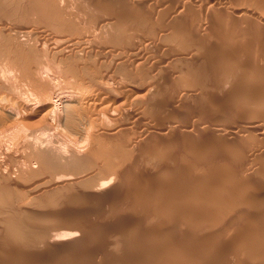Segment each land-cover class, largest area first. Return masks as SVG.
<instances>
[{
    "label": "rangeland",
    "instance_id": "obj_1",
    "mask_svg": "<svg viewBox=\"0 0 264 264\" xmlns=\"http://www.w3.org/2000/svg\"><path fill=\"white\" fill-rule=\"evenodd\" d=\"M7 2L9 1V3H7V2H5L4 0H0V8H1V6L2 7H4V5H6V4H9V5H7V7L5 6V8H8L9 6H13V5H15L13 8L14 9H7L8 11V13H14L15 12V10L17 11L15 14H17V15H19L20 14V12H22L21 13V15L23 16V14H27V16L28 17H26V16H23V17H26L25 18V20L24 21H22V25H20L19 23L20 22H18V25L17 26H19V28L17 27L16 29H15V31L16 30H18V33L16 34L15 33V31L13 30V32H12V34L10 33V32H7V33H10V35L9 34H6V36H5V38L7 39V38H10V39H8L9 40V42L2 36V35H0V38L1 37H3V40H1L0 39V45H3V48H1V46H0V49L1 50H3V51H1L0 52V55L2 54V52H3V57H4V60L2 61V63L0 62V81H2L3 83L5 82V86H1L0 87V92H4L5 90H7V93H8V95L9 96H13V97H15V98H13L15 101H17L18 99V103H16V105L17 104H19V106H20V108H19V106L18 107H16L15 109V111H18L19 112V114H18V112H16V114L14 115L13 113H12V115L13 116H11V119L13 120V118H14V120H16L17 118H19L18 120H21L20 121V123H19V121L18 122H16V121H14L15 123H13V124H11L10 123V118H7L6 117V114L4 115V113H3V109L4 108H0L2 111H0L1 113H0V121H1V123H0V126H1V124H3V125H5V126H3L2 125V127H5V130L4 129H2V127L0 128V133H2V134H0V141H2V142H0V148H2V145L4 146L2 149H0V165H1V167H0V184H1V186L0 187H2V189L7 185V187L9 188V193L11 192V194H7V193H0V197H2V195H4V200H7L8 201V197H10V196H12L11 198L13 199V197L14 198H17V196H18V198L19 199H21V197H23V198H26V199H23L22 200V203L18 200L17 201V199H15V201L14 200H11V198H10V200L12 201V203H14V204H12L11 203V201L9 202V204L7 203V201H2L1 199H0V201L1 202H6L5 204H8V206H10V203H11V206L8 208V206L7 205H5L4 206V203H3V205H2V203L0 202V207H2V208H5V209H9L10 210V208H11V210H12V208H14L15 206H16V204H17V206H18V209L22 206L21 204H23V205H25L26 203V206L27 207H25V206H23L24 207V209H28L29 211H32V212H37V213H40L41 215H46V216H50V217H54L53 219L54 220H58V221H60V222H58L57 220V222H58V225H56L57 224V222L56 221H54L55 222V224H54V222L53 223H51V222H46L44 225H46L47 223V225L46 226H50L49 228L50 229H56V231H58L59 230V228L61 229V227L62 228H64V229H61V230H59V232H62V231H64L65 233H72L71 234V236L73 235L74 237H76L77 236V238L78 239H76V241H75V243H67V241L69 240V238H71V236H70V234L68 235V234H66V235H62L61 237H62V239L59 237V240L57 241L58 243H56V244H50V245H52L53 247H51V246H49V244L46 246V244L44 245L43 244V247L44 248H42V245H41V247H40V244L38 245V244H33V242L31 243V241H30V244H29V241H27L28 242V244L26 243V241H21L20 242V240H18V239H21V238H18V237H16L15 235H13L12 236V234H10V236H8V232H11V231H8L7 230V228H9V227H6L5 229L4 228H2V226H3V224L4 223H2V222H5V215H7L8 214V212H10V211H7V210H5V209H1L0 211H2V210H4L3 212H5V211H7V214H5V213H3V212H0V213H2V214H5V215H0L1 217H0V223H2V224H0V228L1 229H3V230H1L0 231V234L2 233L3 235H0V249H1V251L0 252H2V253H0V264H18L17 262H19L20 260H21V262H19V264L21 263V264H79V262H80V260H81V263L83 264H134V262H135V264L136 263H138V264H160V260L162 259V258H164V259H162L161 261H162V263L161 264H174V261H175V258H176V261H175V264H188L187 262H188V260H190L189 261V264H208V262H209V264H229V263H231V264H236V263H238V264H264V237H261V235L263 236L264 234V229H262V228H264V221H262V220H264V174H263V172H264V135L263 136H261L258 132V134L260 135L259 136V138H258V134L257 133H255V132H253L254 134H252V132H249L248 130L245 132V129H244V131H242L243 129H240L239 127H238V125H240V123H238L239 121L238 120H240V121H242V118L244 119V117H245V115L243 114V117L241 116V114L242 113H244L246 110H249L250 108H249V106H248V103L247 102H249L250 104V107H251V103H254V102H260V103H262L263 101L262 100H264V88H263V85H264V68H263V66H264V61H262V63H263V65H262V63H260L261 61L260 60H264V22L262 21V19L264 18L263 16H264V1L262 0V2H260L259 0H244V1H242V0H226V1H224V0H207V2H208V4H204V1H206V0H203V5H202V0L200 1H198V0H196L197 2H195V0H192V1H186V0H180V2H179V4H177V2H178V0H176V2H175V0H159L160 1V3H158L159 1L157 0V2H156V0H145L144 1V3H143V1H141V0H137L138 2L140 1V5H141V7H142V10L144 9V13H140L141 15H139V16H145L146 18H147V16H146V14H148L149 12H151V10H153L152 11V13L153 14H151L150 13V15L151 16H149V17H152L153 16V19H155V18H157L156 17V12H157V14H158V12L159 11H164L165 10V6H166V9H168L169 8V6H168V4L170 5L171 3L172 4H174V5H172L171 7H170V9L171 8H173L174 9V11H176V13L178 12V9L180 10L182 7H180L181 5L184 7L185 5L184 4H182V3H187L188 5H186V6H188L187 7V9H189L190 7L192 8L193 6H194V8H192V10L191 9H189V11H191L190 12V16H192V17H189V16H186L185 17V15L183 16L184 17V19H185V21H187L188 20V22H190V21H192V23L194 22V28H192V33H191V35L194 33V35L193 36H191V35H189V34H187V36L189 37L188 39H189V42H192V41H194L193 40V38L194 39H196L195 41H197L198 43H200V41H201V43H203V47H201L202 45H199V47H200V52H199V49L196 47V50H193V49H195L193 46H185V45H187V43H189L188 42V39H186V35L185 34H183L185 37H184V40H183V36L182 37H180V41H179V43H177L176 42V44H174V43H170V41L167 43L166 42V40H160V42H158V36H157V43L159 44V46L157 45V43H155V41H156V38L154 39V45H152V42H153V40H152V38H151V41L152 42H148L149 41V39L148 40H143V38H142V36H141V33H140V35H139V37H137L138 35L137 34H139V32H140V30H138V33L136 34V32H137V29H136V31L135 30H133L132 29V25H130V26H128V25H126V27H130V30L132 31V32H130V33H132V35L130 34V33H128V31L129 30H127L126 29V27H125V25H124V27L122 28V30L124 29L125 31H121L122 33H123V35H120L121 34V32H118L117 33V31L116 30H114L113 29V31L111 30L112 28H113V26H110V25H108V22L107 21H109V20H107L106 18H108V16L107 17H103V14H104V12H103V9H102V11H101V9L99 8V7H96V8H98V9H96L95 8V6L93 5V4H91V2H90V0L87 2L86 0H79L80 1V3H79V1H75V0H67V2H66V0H56L55 1V9H46L45 11H44V7H42V8H40V7H37V5H39L40 3H37V2H39V1H36V0H29L28 2H26V1H24V0H19L20 1V3H14V2H12V3H10V0H6ZM21 1H24V2H21ZM32 1V2H31ZM34 1H36V4H35V2ZM41 1V0H40ZM57 1H58V4H56L57 3ZM64 3H63V2ZM70 1V2H69ZM98 1H100V3L101 2H104L105 0H98ZM116 1V0H115ZM124 1V0H123ZM153 1V2H152ZM166 1V2H165ZM212 2V3H210V2ZM222 1V2H221ZM254 1H256L255 3H257V4H255L254 3ZM1 2H5V4L3 5V3H1ZM15 2H18V0L17 1H15ZM30 2V3H29ZM41 2H45V1H41ZM62 2V3H61ZM66 2V3H65ZM72 2V3H71ZM125 2L127 3V4H129V5H138L137 3L138 2H136V0L134 1H132V0H125ZM130 2H132V4H130ZM134 2V3H133ZM150 2H152V3H154L155 2V4L157 5H153L152 3L151 4H149ZM164 2V3H163ZM171 2V3H170ZM174 2V3H173ZM192 2V3H191ZM193 2H194V4H193ZM201 2V3H200ZM218 2V3H217ZM248 2V3H247ZM29 3V4H28ZM70 3V4H69ZM82 3V4H81ZM97 3H99V2H97ZM147 3L149 4V5H147ZM162 3H163V5H165V6H163L162 5ZM168 3V4H167ZM215 3V4H214ZM229 3V4H228ZM242 3V4H241ZM246 3V4H245ZM253 3V4H252ZM2 4V5H1ZM89 4H91V6L93 7H91ZM143 4V5H142ZM197 5V7H196V5ZM209 4H211V5H216L215 7L216 8H214L213 6H209L208 8L210 9H212V11H213V13H210V12H212L211 10H209L207 7H205L206 5L208 6ZM221 4V5H220ZM234 4H235V6H234ZM241 4V5H240ZM244 4V5H243ZM249 4V5H248ZM252 4V6H250ZM256 6H255V5ZM261 4H263V5H260ZM20 5H22V6H20ZM29 5L31 6V7H33L34 6V8L32 9V10H36V9H43V12H45V13H43V14H39V13H42V10L41 11H39V10H37V11H34V14H36V15H34V18H33V11L32 10H30V8H29ZM60 5V6H59ZM69 5V6H68ZM84 5V6H83ZM118 4H116V5H114V11H117V13L119 12V9L120 10H122L121 8H119V9H117L118 8V6H117ZM139 5V6H140ZM162 5V6H161ZM176 5V6H175ZM179 5V6H178ZM191 5V6H190ZM193 5V6H192ZM200 5H201V7H200ZM205 5V6H204ZM230 5H232V6H230ZM247 5V6H246ZM16 6L18 7V10L16 9ZM23 6H25L24 8H23ZM74 6H76L75 8H74ZM87 6V7H86ZM116 6H117V8H116ZM146 6H149L150 8L152 7V8H156V11L154 10V9H151V10H149V8L148 7H146ZM154 6V7H153ZM156 6V7H155ZM159 6V7H158ZM199 6V7H198ZM204 6V7H203ZM226 6V7H225ZM244 8V7H246L245 9L247 10V9H249L250 7V9H249V11L247 12V14L248 15H245V17H243V18H240V19H238V20H236L235 19V17H234V15H232L231 13H235V11L237 10V8L238 7H240V8H238V9H241L242 7ZM250 6V7H249ZM254 6V7H253ZM28 7V8H27ZM66 7V8H65ZM90 7V8H89ZM145 7V8H144ZM160 7H162L161 9H160ZM180 7V8H179ZM214 8V10H213V8ZM223 7H224V9H223ZM229 7H231V8H229ZM236 7V8H235ZM261 7V10L259 9ZM20 8H22L23 9V11H22V9H20ZM62 8V9H61ZM78 8V9H77ZM79 8H80V10H79ZM85 8V9H84ZM148 8V9H147ZM158 8L160 9V10H158ZM176 8V9H175ZM198 8H200V9H198ZM204 8V9H203ZM209 10L208 12H207V9ZM220 10H219V9ZM233 8H234V11H233ZM20 9V10H19ZM93 11H92V10ZM95 9V10H94ZM145 9H147V10H145ZM164 9V10H163ZM170 9H168V10H170ZM173 9H171L170 11H171V15H169L168 14V19L171 17V16H173L174 14H176L174 11H173ZM194 9V10H193ZM198 9V10H197ZM204 11H203V10ZM217 9V10H216ZM263 9V10H262ZM3 11V8L2 9H0V11ZM11 10H14V11H12V12H10ZM25 10V11H24ZM64 10V11H63ZM86 10V11H85ZM205 10H206V13H204L205 12ZM226 12H225V11ZM229 10H230V12H229ZM259 10V11H258ZM6 11V10H5ZM4 11V12H5ZM19 11V12H18ZM27 11H29V12H27ZM47 11H49V12H51V11H53V12H56L55 13V16H56V18H54L55 16H54V14H53V16H51V14L49 13V14H47ZM58 11H60V12H58ZM74 11H76V12H74ZM88 11H90V13L88 12ZM97 11H99V13L97 12ZM145 11H147V13H145ZM189 11H187V13H188V15H189ZM199 11H201V13L199 12ZM254 11V12H253ZM4 12H0L1 14H3ZM27 12V13H26ZM53 12H51V13H53ZM58 12V13H57ZM63 12V13H62ZM66 12H68V14H66ZM79 12H81V13H79ZM87 12V13H86ZM100 12L101 13H103V14H100ZM120 12H122V11H120ZM155 12V13H154ZM173 12V13H172ZM193 12H197V13H193ZM215 12V13H214ZM220 12V13H219ZM224 14H223V13ZM229 12V13H228ZM253 12V13H252ZM259 14H258V13ZM262 12V13H261ZM19 13V14H18ZM76 15H75V14ZM84 15H83V14ZM86 13V14H85ZM98 13V14H97ZM191 13H192V15H191ZM207 13H208V16H209V14H210V16L208 17L210 20L208 21V19H207V16L206 17H201V16H203V14H204V16L205 15H207ZM218 13V14H217ZM45 14H47L46 15V17L44 16ZM71 14V15H70ZM93 14H94V16H93ZM144 14V15H143ZM160 14V13H159ZM158 14V15H159ZM173 14V15H172ZM193 14H195L194 16H193ZM197 14H198V16L199 17H197ZM232 16H231V15ZM40 15V16H39ZM42 15H43V17H42ZM48 15H50L51 17H53V18H49V16ZM66 15V16H65ZM70 15V16H69ZM79 15V16H78ZM86 15H89V16H92V18L91 17H87ZM187 15V14H186ZM201 15V16H200ZM221 15V16H220ZM224 15V16H223ZM230 15V16H229ZM250 15V16H249ZM38 16H39V19H38ZM57 16H59V17H57ZM60 16H62V17H60ZM75 16V17H74ZM82 16V17H81ZM96 16H97V18H96ZM100 16V17H99ZM101 16H102V19H104L103 21L104 22H102V20L100 19L101 18ZM104 16H106L105 14H104ZM213 16V17H212ZM248 16V17H247ZM258 16H260L259 18H258ZM262 16V17H261ZM0 17H2V16H0ZM32 19H31V18ZM42 17V18H41ZM48 17V18H47ZM64 17V18H63ZM72 17H74V18H77V19H74V18H72ZM142 17V18H143ZM155 17V18H154ZM219 17H223L222 19L221 18H219ZM233 17H234V19H233ZM255 17V18H254ZM2 18H4V17H2ZM27 18H28V20H33V21H35V22H29L28 20H27ZM68 18H71V19H68ZM79 18L81 19L80 21H79ZM86 18H88V19H86ZM91 18V19H90ZM192 18V19H191ZM196 18V19H195ZM198 18L200 19V20H206L205 22H203V21H198ZM202 18V19H201ZM211 18H213V19H215V20H211ZM247 18V19H246ZM251 18V19H250ZM257 18L258 19H260V20H257ZM35 19H37V20H39V21H37V20H35ZM44 19H46V20H44ZM47 19H49V21L47 20ZM53 19V20H52ZM57 19V20H56ZM61 19V20H60ZM68 19V20H67ZM75 21H74V20ZM84 19H86V20H84ZM99 19L101 20V21H99ZM152 19V20H153ZM190 19V20H189ZM195 19V20H194ZM219 19V20H218ZM255 19V20H254ZM51 20H52V22H51ZM68 22H67V21ZM70 20L73 22L74 21V24L72 23V22H70ZM84 20V21H83ZM90 20H93V21H90ZM107 20V21H106ZM228 20V21H227ZM231 20V21H230ZM232 20H233V22H232ZM242 22H241V21ZM250 20H252L251 22H250ZM26 21V22H25ZM41 21V23H43V24H40L39 22ZM48 21V23H49V26L47 25L48 23H46ZM77 21H78V23H77ZM217 21V22H216ZM246 21V22H245ZM257 21V22H256ZM50 22L52 23V24H50ZM58 22V23H57ZM62 22V24H59V23H61ZM63 22H65V24L63 23ZM70 22V23H69ZM82 23V24H80V23ZM98 22V23H97ZM100 22H102V23H100ZM105 22H107V24L105 23ZM196 22H198V23H196ZM201 22H203V23H201ZM210 22H211V24H210ZM221 22V23H220ZM224 22H226V23H224ZM227 22H229V23H227ZM234 22H235V24H234ZM239 22V23H238ZM12 23V21L10 20V24ZM27 23H28V25H27ZM31 23H32V25H31ZM38 23V24H37ZM55 23H57V24H59V25H61V26H58V25H56ZM68 23V24H67ZM77 23V24H76ZM105 23V24H104ZM195 23H196V25L198 26H195ZM224 23V24H223ZM244 24V26H242L243 24ZM246 23H248V24H246ZM258 23H260V24H258ZM262 23V24H261ZM26 24V25H25ZM70 24V25H69ZM76 24V25H75ZM80 24V25H79ZM86 24V25H85ZM102 24H103V26H102ZM128 24V23H127ZM199 24H201V25H203V26H201V25H199ZM206 24H208V26L206 25ZM220 24H222L221 26H219ZM231 24V25H230ZM234 24V25H233ZM240 24V25H239ZM246 24V25H245ZM258 24V25H257ZM9 24H7V25H5V26H8ZM33 25H35V26H33ZM38 25H39V27H38ZM44 25V26H43ZM54 25H55V28H53L54 27ZM63 25V26H62ZM66 25H67V27H66ZM69 25V26H68ZM75 25V26H74ZM93 25V26H92ZM96 27H95V26ZM105 25H106V27L107 28H105ZM193 25V24H192ZM210 25V26H209ZM211 25H214V26H211ZM216 25L218 26L217 27V29H216ZM5 26H0V27H5ZM28 26V27H27ZM52 26V27H51ZM57 26V27H56ZM65 26V27H64ZM74 26V27H73ZM82 26V27H81ZM85 26V27H84ZM92 26V27H91ZM109 26V27H108ZM201 27V30H200V27ZM233 26V27H232ZM241 26V27H240ZM261 26V27H260ZM263 26V27H262ZM38 28V30H37V28ZM48 27V28H47ZM62 28V29H60V28ZM72 27V28H71ZM112 27V28H111ZM136 28V25H133V28ZM138 27V26H137ZM193 27V26H192ZM195 27H196V29L198 28V30H196L195 29ZM204 27V28H203ZM210 27H212V28H210ZM231 27V28H230ZM237 28V30H236V28ZM242 27H244V28H242ZM252 27V28H251ZM256 27H257V29H256ZM259 27V28H258ZM66 28V29H65ZM92 28V29H91ZM95 28H96V30H95ZM206 28V29H205ZM209 28V29H208ZM221 28V29H220ZM235 28V29H234ZM248 29L249 30V32H248V30L247 31H245L246 29ZM250 28H251V30H250ZM254 28H255V31H254ZM25 31H24V30ZM27 29H29V30H27ZM44 29H45V31H44ZM54 30L55 32H53V31H51V30ZM60 30V32H59V30ZM70 29V30H69ZM75 29V30H74ZM80 29V30H79ZM82 29V30H81ZM87 29H88V31H89V34H88V31H87ZM90 29V30H89ZM101 29V30H100ZM205 29V30H204ZM208 29V30H207ZM39 30H40V32H39ZM50 30V31H49ZM58 30V31H57ZM63 30H64V33L62 34V32H63ZM65 30H68L69 32H70V34H71V32H73V31H75V32H73L72 33V35L70 36L69 35V32L67 31H65ZM78 30V31H77ZM85 30H86V32L87 33H85ZM91 30H93V31H91ZM108 30V31H107ZM212 30V31H211ZM215 30V31H214ZM217 30H220V31H218L217 32ZM228 30V31H227ZM231 30H233V39L235 40V41H237L238 42V44H237V42L235 43V46H234V43H231V42H233V41H231L230 42V40H232V37H231V34H232V32H231ZM234 30H236V32L234 31ZM239 30V31H238ZM241 30V31H240ZM243 30V31H242ZM23 31V32H22ZM48 31L49 32H51V34L50 33H48ZM56 31H57V34H55L56 33ZM82 31H84L83 33H82V36H81V32ZM91 31V32H90ZM95 31V32H94ZM101 31V32H100ZM110 31V32H109ZM115 31H116V33L118 34V35H116V33H115ZM126 31H127V33H126ZM205 31H206V35H205ZM230 31V33L228 34V32ZM237 31L239 32L238 34H237ZM254 31V32H253ZM259 31H260V33H259ZM22 32V33H21ZM26 32H27V34H26ZM43 32V33H42ZM53 32V33H52ZM59 32V33H58ZM103 32H104V35H103ZM203 32V33H202ZM208 32H210V34H208ZM212 32V33H211ZM221 32V33H220ZM223 32H225L227 35H224L225 33H223ZM243 32V33H242ZM244 32H245V34H244ZM251 32V33H250ZM258 32V33H257ZM15 33V34H14ZM66 33V34H65ZM78 33V34H77ZM80 33V34H79ZM98 33V34H97ZM107 33H108V35L109 36H111L110 38L112 39H109L108 37V35H107ZM114 33H115V35H116V37L117 38H119L120 40L119 41H114V43H113V38L115 37L114 36ZM124 33H126V35L124 34ZM134 33H135V35H134ZM198 33V34H197ZM203 34V37H202V34ZM222 33H223V35H222ZM247 33V34H246ZM257 34L256 36L254 35V34ZM45 34V35H44ZM54 34V35H53ZM59 34H61V35H59ZM75 36H74V35ZM94 34V35H93ZM112 34H113V36H112ZM127 34L129 35V36H127ZM252 34H253V36H252ZM259 34V35H258ZM8 35V36H7ZM20 35V36H19ZM65 37H64V36ZM66 35H67V37H66ZM90 35V36H89ZM210 35H211V37H213V38H211L210 37ZM217 35V36H216ZM218 35H219V39H218ZM238 35V36H237ZM261 35H262V38H261ZM16 36V37H15ZM25 36H27V38H25ZM74 36V37H73ZM119 36H121V37H119ZM141 36V37H140ZM206 36H207V39L205 40V38H206ZM222 36V37H221ZM225 36V37H224ZM252 36V37H251ZM259 36H260V38H259ZM42 39H41V38ZM47 37H48V39H47ZM60 37V38H59ZM91 37H93L92 39H91ZM128 37V38H127ZM131 39H130V38ZM137 38V40H136V38ZM190 37H191V40H190ZM200 37V38H199ZM228 37V38H227ZM236 37H237V39H236ZM239 37H240V39H239ZM245 37V38H244ZM246 37H248V38H246ZM256 37H257V39L259 38V39H261L260 40V44H259V39L257 40V42H258V44L256 43L255 44V42H254V38H255V40H256ZM19 38V39H18ZM21 38V39H20ZM31 38H33V40H31ZM53 38V39H52ZM66 38V39H65ZM104 38V39H103ZM122 38H123V40H122ZM133 38V39H132ZM140 38H142V40H143V42H142V44H138L139 43V41H138V39H140ZM208 38H209V40H208ZM215 38V40H213ZM224 38V39H223ZM241 38H242V40H241ZM250 38H252V39H250ZM26 39H28V40H26ZM45 39V40H44ZM68 39V40H67ZM106 39H108V40H106ZM125 39H126V41H125ZM181 39H182V42H183V44L181 43ZM197 39H199V40H197ZM220 39H222V41H220ZM7 42H6V41ZM50 42H49V41ZM54 40V41H53ZM59 40V41H58ZM60 40H64V41H62V43L60 44H58V42H61ZM71 40V41H70ZM75 40V41H74ZM87 40H90V41H87ZM94 40V41H93ZM104 40H105V42H104ZM115 40V39H114ZM141 39H140V43H141V41H142ZM204 40V41H203ZM210 40H211V42L213 43H211L210 44V47H209V43H210ZM249 41V42H247V41ZM10 41H13V42H10ZM43 41V42H42ZM46 41V42H45ZM58 41V42H57ZM66 41V42H65ZM76 41H77V43H76ZM97 41H99V42H97ZM101 41H103V43L101 42ZM107 41V42H106ZM109 41V42H108ZM131 41H132V43H131ZM135 42V44L137 45H135L134 44V42ZM163 41V42H162ZM168 41V40H167ZM184 41H186L185 43H184ZM194 41V42H195ZM218 41H219V43H218ZM224 41H225V43H224ZM245 41V42H244ZM252 41V42H251ZM5 42H6V44H5ZM33 42V43H32ZM37 42V43H36ZM46 44H45V43ZM56 42V43H55ZM74 42V43H73ZM82 42V43H81ZM86 42V43H85ZM110 42H111V44H110ZM119 42L120 43H122V46H121V44H119ZM125 42V43H124ZM126 42L127 43H129V45L127 46V44H126ZM145 42H146V44H145ZM149 44H148V43ZM165 42V43H164ZM216 42V44H214ZM228 42V43H227ZM241 42V43H240ZM248 43V44H245V43ZM12 43V44H11ZM14 43V44H13ZM21 43V45H18V44H20ZM29 43V44H28ZM32 43V44H31ZM45 44V46H44V44ZM47 43H49V44H47ZM55 43V44H54ZM69 43V44H68ZM79 43V44H78ZM91 43V44H90ZM116 43V44H115ZM144 43V44H143ZM200 43V44H201ZM221 43V44H220ZM223 43V44H222ZM44 46V48L43 47H41L42 45ZM73 44V46L71 47L70 45H72ZM76 44V45H75ZM87 44H88V46H87ZM108 46H107V45ZM110 44V45H109ZM114 45V47H113V45ZM123 44H124V47H123ZM168 44H169V46H168ZM172 44V45H171ZM178 44H180V47H179V45ZM205 44V45H204ZM227 44V45H226ZM240 44H242L241 46H243L242 47V50H241V47H240ZM245 44V45H244ZM9 45V46H8ZM11 45V46H10ZM34 45V46H33ZM65 45V46H64ZM85 45V46H84ZM132 45L134 46L135 45V47H134V49H133V47H132ZM144 45V46H143ZM145 45H146V47H145ZM167 45V46H166ZM177 47H176V46ZM183 45V46H182ZM206 45H207V47H206ZM213 45V46H212ZM216 45V46H215ZM221 47H220V46ZM222 45H224V46H222ZM260 45H261V47H260ZM5 46H6V48H5ZM112 46V47H111ZM121 48H120V47ZM129 46H131V47H129ZM138 46H141V47H139L138 48ZM150 46H151V48H150ZM218 46V47H217ZM231 46V47H230ZM234 46V47H233ZM249 46V47H248ZM257 46V47H256ZM8 47H9V50H8ZM25 47V48H24ZM32 47V48H31ZM56 47V48H55ZM61 47H62V50H61ZM117 47V48H116ZM142 47H143V49H144V47H145V49L144 50H142ZM152 47H154V48H152ZM160 47V48H159ZM166 47V48H165ZM167 47H168V49H167ZM173 49H172V48ZM184 47H186V48H184ZM187 47L188 48H192L193 47V49L192 50H190L189 51V49H188V55H187ZM211 47H213V48H211ZM224 47H226L225 49H223L222 50V52L220 51L222 48H224ZM229 47V48H228ZM236 47V48H235ZM247 47V48H246ZM252 47H254L255 49L253 50V48ZM14 48V49H13ZM16 48V49H15ZM20 48V49H19ZM34 48V49H33ZM39 48V49H38ZM63 48H65V49H63ZM69 48V49H68ZM109 48V49H108ZM113 48V49H112ZM115 48V49H114ZM123 48V49H122ZM125 48H126V51H125ZM133 50H132V49ZM176 48V49H175ZM178 48V49H177ZM181 48V49H180ZM203 48H204V50H205V52H204V50H203ZM218 48V49H217ZM227 48H228V50H227ZM235 48V49H234ZM246 48V49H245ZM263 48V49H262ZM67 49V51H65ZM71 49V50H70ZM82 49V50H81ZM89 49V50H88ZM139 49H140V51H141V57L143 58V62L141 63V65L142 64H144V65H146L147 63H149V66H148V64L144 67V65H142V68L138 65V67L141 69V71H142V73H141V71H139L138 70V67H137V70H138V72L136 71V67H135V62H134V54H136V53H138V54H140V51H139ZM147 49H149V50H147ZM166 49V50H165ZM197 49H198V52H197ZM209 49V50H208ZM212 51H211V50ZM215 49H216V51H215ZM245 51H244V50ZM250 49H251V51H250ZM256 49H257V51H256ZM259 49V50H258ZM8 50V51H7ZM11 50V51H10ZM15 50H16V52H15ZM64 50V51H63ZM87 50V51H86ZM91 50V51H90ZM112 50H113V52H112ZM136 50H138V52H135ZM171 50V51H170ZM174 50L176 51V52H174ZM247 50H249V51H247ZM6 51L8 52L7 54H6ZM28 51V52H27ZM45 51V52H44ZM59 51V52H58ZM63 51V52H62ZM110 51V52H109ZM116 51V52H115ZM144 53H143V52ZM146 51V52H145ZM153 51H154V53H153ZM157 52V54H156V52ZM167 51H169V52H167ZM183 51V52H182ZM214 51V52H213ZM220 51V52H219ZM13 52V53H12ZM19 52H20V54H19ZM58 52V53H57ZM60 52H62V53H60ZM95 52V53H94ZM119 52V53H118ZM120 52H122L121 54H120ZM124 52H126V53H124ZM133 52H135L134 54H133ZM164 52V53H163ZM171 52H172V54H171ZM185 52V53H184ZM192 52V53H191ZM194 52V53H193ZM209 52V53H208ZM211 52V53H210ZM230 52V53H229ZM232 52V53H231ZM239 53V56H240V59L242 60H240L239 59V56H238V54L237 53ZM241 52V53H240ZM246 52V53H245ZM11 53V54H10ZM25 53V55H23L22 56V54H24ZM35 53V54H34ZM37 53H38V55H37ZM45 53V54H44ZM67 53H69V54H67ZM72 53H73V55H72ZM114 53H116V55L114 54ZM118 53V54H117ZM146 53V54H145ZM148 53V54H147ZM152 53L154 54V55H152ZM177 53V55H175ZM179 53H180V55H179ZM189 53L191 54L190 56H189ZM202 53H204V54H202ZM227 53H228V55H227ZM249 53V54H248ZM252 53V54H251ZM263 53V54H262ZM10 54V55H9ZM13 54H15L14 56H13ZM45 56H44V55ZM63 54V55H62ZM79 54H81V55H79ZM87 54V55H86ZM100 54V55H99ZM115 55V57L113 56V55ZM132 55V57H131V55ZM159 54V55H158ZM164 54V55H163ZM174 54V55H173ZM187 56H186V55ZM194 54V55H193ZM199 54V55H198ZM212 54V55H211ZM216 54V55H215ZM218 54V55H217ZM219 54H220V56H219ZM231 54H232V56H231ZM248 54V55H247ZM33 55V56H32ZM42 55V56H41ZM71 55V56H70ZM77 55V56H76ZM82 55H83V57H82ZM92 55V56H91ZM112 55V56H111ZM117 55H119V56H117ZM122 55H123V57H122ZM127 55V56H126ZM145 55H146V57H145ZM149 55V56H148ZM153 57H152V56ZM156 55V57H154ZM198 55V56H197ZM205 55H206V57H205ZM246 55V56H245ZM254 55H256V56H254ZM2 56V55H1ZM64 56V57H63ZM122 58H121V57ZM129 56L131 57V60H129ZM152 58H151V57ZM178 56V57H177ZM212 58H211V57ZM214 56V57H213ZM216 56V57H215ZM229 56V57H228ZM231 56V57H230ZM234 56V58H232ZM237 56H238V58H237ZM243 56V57H242ZM247 56H249L248 58H247ZM253 56H254V58H253ZM263 56V57H262ZM5 57H7V58H5ZM24 57V58H23ZM26 57L28 58V60H26ZM31 57V58H30ZM35 57H36V59L38 60V58H39V60L37 61L36 59H35ZM67 57V58H66ZM78 57V59H76ZM80 57V58H79ZM84 57H85V59H86V63H85V59H84ZM87 57H88V59H87ZM98 57V58H97ZM126 57H127V60H126ZM149 57V58H148ZM158 57V58H157ZM162 57V58H161ZM167 57V58H166ZM175 57V58H174ZM179 57H180V59H179ZM188 57V58H187ZM201 57H202V59H201ZM221 57V58H220ZM224 57H225V59H224ZM21 58H23V60L24 61H22L21 60ZM29 58H30V60H29ZM74 58V59H73ZM94 58V59H93ZM111 60H110V59ZM120 58V59H119ZM144 58H145V60H144ZM148 58V59H147ZM155 58V59H154ZM164 58V59H163ZM192 58V59H191ZM199 58V59H198ZM213 58H217V59H213ZM220 58V59H219ZM251 60H250V59ZM258 60H257V59ZM1 59H3L2 57L0 58V60ZM10 59V60H9ZM64 59V60H63ZM66 59V60H65ZM92 59H93V62H92ZM113 59V60H112ZM124 59V60H123ZM155 61V63H156V67H154V65H155V63L153 62V60ZM156 59H159V60H157V62H156ZM170 59V60H169ZM172 59H173V61H172ZM193 59H195L194 61H193ZM207 59H209V61H210V63H208L209 61L207 60ZM221 59H223V60H221ZM228 59V60H227ZM238 59V60H237ZM253 59V60H252ZM40 60H41V62H40ZM72 60V61H71ZM83 60V61H82ZM109 60V61H108ZM117 60H118V62L119 61H121V60H123L122 62H120L119 64L117 63ZM132 60H133V62H132ZM192 60V61H191ZM233 60V61H232ZM10 61H12L11 63H9ZM16 61H18V63L16 62ZM27 61V63H25ZM30 61H32V63L30 64V63H28V62H30ZM66 61H67V63H66ZM81 61H82V63H81ZM102 61V62H101ZM113 61V62H112ZM179 61V62H178ZM189 61V62H188ZM203 61V62H202ZM207 61V62H206ZM216 61H217V63H216ZM233 63H232V62ZM235 61V62H234ZM246 61V62H245ZM19 62H21V63H19ZM23 62V63H22ZM47 63V66H46V63ZM68 62H70V63H68ZM75 62V63H74ZM94 63V64H92V63ZM116 62V63H115ZM125 62H127L128 63V65H126V63ZM131 62H132V66L133 67H131ZM159 62H160V69H159ZM176 62V63H175ZM183 62H184V66H183ZM193 62H194V65H193ZM199 62V65H196L197 63ZM213 63V66H212V63ZM242 63V64H240V63ZM244 62V63H243ZM249 62H250V64H249ZM254 62V63H253ZM7 63V64H6ZM14 63V66L13 65H11V64H13ZM80 63H81V65H80ZM88 63V64H87ZM105 65H104V64ZM109 63V65L107 66V64ZM163 63V64H162ZM170 64V66H167L166 64ZM180 64V66H179V64ZM200 63H202V65L200 64ZM223 63V64H222ZM258 63H260V64H258ZM25 64V65H24ZM39 65V66H37V65ZM44 64H45V66H44ZM67 64H68V66H67ZM71 66H70V65ZM84 64V65H83ZM87 64V65H86ZM92 64V65H91ZM118 64V65H117ZM122 64V65H121ZM135 64V65H134ZM165 64V65H164ZM205 64H206V66H205ZM207 64H209V65H207ZM214 64H215V67L217 68V70L215 69V67H214ZM230 64H231V66H230ZM236 65V67H235V65ZM246 64H248V65H246ZM256 64V65H255ZM8 65H9V68H8ZM15 65H17V66H15ZM20 65V67H18ZM37 67H36V66ZM73 65H74V67H73ZM80 65V66H79ZM86 65V66H85ZM95 65V66H94ZM187 65V66H186ZM201 65V66H200ZM222 66V67H220V66ZM227 65H228V67H227ZM233 65H234V68H233ZM241 65V66H240ZM258 65V66H257ZM261 65V66H260ZM3 66H6V67H3ZM27 66L29 67V68H27ZM43 66H44V68H43ZM76 66H77V68H76ZM88 66H89V68H91V69H89L88 68ZM93 66V67H92ZM100 66H103V68H101ZM104 66H106L105 68H104ZM120 66L121 68L123 67V68H125V67H127V69H129L128 71H126L127 69L125 68V70L123 71V68H122V70H121V68H120V70L121 71H123V73L122 74H124V72H126L125 74H126V76H123L122 74H121V72H120V70H119V68L118 67ZM125 66V67H124ZM128 66H129V68H128ZM148 66V67H147ZM173 66V68H171ZM177 66V67H176ZM182 66V67H181ZM225 66H226V68H225ZM238 66H239V68H238ZM248 66V67H247ZM252 66H254V67H252ZM12 67H15V69H13L12 71H10V69H12ZM26 67V68H25ZM41 67L43 68V69H41ZM79 67V68H78ZM81 67V68H80ZM86 67V68H85ZM110 69H109V68ZM114 67V68H113ZM135 67V68H134ZM146 67H147V69H146ZM179 67V68H178ZM184 67H186V68H184ZM198 67V68H197ZM244 67V68H243ZM82 68H84V69H82ZM132 68V69H131ZM155 68V69H154ZM157 68V69H156ZM202 68H204V70L202 69ZM247 68V69H246ZM256 68H258V72L256 71ZM260 68H262V70H260ZM9 69V70H8ZM17 69H19L18 71H17ZM24 69V70H23ZM37 69H38V71H37ZM46 69V72H43L44 70ZM67 70V72H66V70ZM78 71H77V70ZM88 69V70H87ZM97 69V70H96ZM99 69V70H98ZM102 69V70H101ZM107 70L106 72H105V74H104V70ZM147 71H146V70ZM169 71H168V70ZM175 69H176V71H175ZM192 69V70H191ZM212 69V70H211ZM214 69H215V71H214ZM221 69H222V71H221ZM242 69H244V74L245 73H249L250 72V74H246L245 76H242V74H243V72L241 73L240 72V70L242 71ZM22 70L24 71V72H22ZM35 70V71H34ZM76 70V71H75ZM83 70V71H82ZM89 70H91V71H89ZM96 70V71H95ZM113 70V71H112ZM134 70H135V72H134ZM143 70H145L144 72H143ZM153 70V71H152ZM163 70V71H162ZM174 70V71H173ZM187 70H188V72H187ZM196 70V71H195ZM247 70H249V72H247ZM26 71H28L27 73H26ZM75 71V72H74ZM82 71V72H81ZM101 71H103V72H101ZM116 71V72H115ZM151 71V72H150ZM157 72V75H156V72ZM171 71V72H170ZM186 73H189L188 75L187 74H185V72ZM196 72V74H195V72ZM203 71V72H202ZM207 71V72H206ZM211 71H212V73H211ZM15 72V73H14ZM30 72H32V75L31 74H29ZM69 72V73H68ZM88 72V73H87ZM90 72V73H89ZM94 72V73H93ZM98 72V73H97ZM111 72L113 73L112 75H110L111 74ZM118 72H119V74H118ZM131 72V73H130ZM148 72H149V75H148ZM160 72V73H159ZM165 74H164V73ZM169 72V73H168ZM177 74H176V73ZM193 72H194V75H192L191 76V74L190 73H192L193 74ZM263 72V73H262ZM1 73H2V75H1ZM93 73V74H92ZM96 73V74H95ZM134 73H135V75H134ZM136 73H138V75L136 74ZM144 73V74H143ZM182 73H183V75H182ZM198 73V74H197ZM209 73L212 75V77H211V75H209ZM230 73H232L231 75H230ZM258 73H261V74H259L258 76H257V74ZM5 74L7 75V76H5ZM9 74H11L10 76H9ZM36 74V75H35ZM37 74H39V75H37ZM77 74H79V76L77 75ZM82 74V75H81ZM116 74V75H115ZM127 74H128V77H127ZM140 74H143V75H140ZM168 74H171V75H168ZM214 74V75H213ZM216 74V75H215ZM228 74V75H227ZM240 74V75H239ZM243 74V75H244ZM19 75V76H18ZM21 75H23V76H21ZM31 76V78H29V76ZM35 75V76H34ZM69 75V76H68ZM72 75V76H71ZM87 75V76H86ZM91 75V76H90ZM99 75H100V77H99ZM103 75V76H102ZM115 75V76H114ZM147 75H148V78H147ZM154 75H156V76H154ZM161 75V76H160ZM166 75L168 76V77H166ZM174 75H177V77H178V79L180 80H178V79H175V76ZM188 77H187V76ZM197 75V77L195 78V76ZM255 75V76H254ZM260 75H261V77H260ZM21 76V77H20ZM65 76V77H64ZM71 76V77H70ZM74 76V78H72ZM81 76V77H80ZM89 76H90V79H89ZM92 76H93V78H92ZM133 76H134V78H133ZM189 76H190V79H189ZM221 76V78L219 79V77ZM225 76V77H224ZM228 76H229V80L227 81V78H228ZM247 76V77H246ZM10 77V78H9ZM19 77L21 78L20 79V81H19ZM27 77V78H26ZM103 77V78H102ZM113 77V78H112ZM117 77V78H116ZM147 79H146V78ZM172 77V79H170L171 80V82H170V80H169V78H171ZM183 77V78H182ZM199 77H200V79H199ZM207 77V79H205ZM208 77H209V79H210V81H208L209 79H208ZM215 77V78H214ZM216 77H217V79H216ZM242 77V78H241ZM254 77V78H253ZM2 78V79H1ZM11 78H13L14 79V81H15V79H16V81L15 82H13V80L11 79ZM71 78V79H70ZM78 78V79H77ZM96 78V79H95ZM115 78V79H114ZM120 78V79H119ZM123 78H125L124 80H123ZM130 78V79H129ZM144 78V79H143ZM186 78H188V80L186 79ZM192 78V79H191ZM202 78H204V83H203V79ZM223 78H224V81H223ZM250 78H251V80H250ZM257 79V81L258 82H255L256 81V79ZM262 78V79H261ZM6 79V81H3V80H5ZM8 79V80H7ZM18 79V80H17ZM38 79H40V80H38ZM64 79H66V81L67 82H65V80ZM74 79V80H73ZM86 79H87V81H86ZM106 79V80H105ZM110 79V80H109ZM127 79V80H126ZM132 79H133V81H134V83H135V85H134V83H133V81H132ZM136 79L137 80H139V81H136ZM152 79V80H151ZM161 79V80H160ZM194 79V80H193ZM219 79V80H218ZM235 79V80H234ZM246 80V83H244L245 82V80ZM249 79V81L247 82V80ZM255 79V80H254ZM21 80H23V81H21ZM24 80H27V82H29L28 84L27 83H25L26 81H24ZM29 80V81H28ZM37 80V83L36 82H32V81H36ZM84 82H83V81ZM90 80V81H89ZM95 80V81H94ZM102 80V82H100ZM119 80H120V82H119ZM156 80V81H155ZM162 80H164V82H162ZM169 80V81H168ZM175 82H174V81ZM190 80V81H189ZM196 80H197V82H196ZM51 81V82H50ZM63 81L65 82V83H63ZM97 81V82H96ZM111 81H112V83H111ZM150 81V82H149ZM181 81H182V83H181ZM183 81H184V83H183ZM186 81V82H185ZM217 81V82H216ZM227 83H226V82ZM233 81V82H232ZM8 82V83H7ZM20 82V83H19ZM41 82H43V83H41ZM52 82H53V85H52ZM56 82V83H55ZM71 82H73L72 84H71ZM96 84H94V83ZM145 82V83H144ZM168 82H170L169 84H168ZM187 82H188V84H187ZM225 84H224V83ZM229 82L231 83V84H229ZM261 82V83H260ZM1 83V82H0ZM2 83V84H3ZM11 83H12V88H10V86L9 85H11ZM17 83V84H16ZM39 83H40V85H39ZM51 83V84H50ZM61 83V84H60ZM76 83H77V85H76ZM102 83H104L103 85H102ZM122 84V86H121V84ZM126 83V84H125ZM137 83V84H136ZM140 83V84H139ZM160 85H159V84ZM166 83V84H165ZM192 83V84H191ZM193 83H194V85H193ZM197 83V84H196ZM217 83V84H216ZM222 83V84H221ZM241 83V85L243 86H239V84ZM263 83V85H261ZM18 84H19V86H18ZM43 84H45V85H43ZM60 84V85H59ZM66 84V85H65ZM68 84H69V86H68ZM75 86H74V85ZM81 84H82V87H81V89L83 90V91H89L88 93H90V96H91V98H93V99H98L99 98V100H101V102H102V104L104 105V107L102 108L103 109V111H101V112H103V114L100 112V114L98 113L99 111H98V109H96L97 110V113H98V115H99V117H98V115H97V113H94V111L96 112V110H94V111H91V110H86L84 107H81V109H80V103L79 102H77V103H75L74 104V106L73 105H67L68 107H65L64 105H63V102H64V100H65V98L64 97H62L61 95L62 94H64V93H66V90H67V93H69V91L71 90V88H70V86L72 87V86H74V88L72 87V89H75V88H77V90L78 91H80V86H81ZM88 84H89V86H88ZM146 84V85H145ZM153 84H155V86L153 85ZM164 85V87L162 88L161 86L162 85ZM174 84V85H173ZM179 84V85H178ZM187 84V86L185 87V85ZM206 84V85H205ZM216 84V85H215ZM219 84V85H218ZM238 84V85H237ZM248 84V85H247ZM251 86H250V85ZM256 84H258V85H256ZM8 85V86H7ZM14 85H16V86H14ZM41 85H43V86H41ZM49 85V86H48ZM56 85H58V86H56ZM63 85H64V88H63ZM98 85H100V87L98 86ZM149 85V86H148ZM151 85H152V87H151ZM184 85V86H183ZM196 85H198V88H197V86ZM208 85H209V87H208ZM220 85H222L221 87H220ZM223 85H224V88H223ZM227 85V86H226ZM236 85V86H235ZM29 86H30V89H29ZM44 86H45V88H44ZM54 86V88H51V87H53ZM67 86V87H66ZM87 86H88V88H89V90L87 89ZM95 86V87H94ZM102 86V87H101ZM124 86V87H123ZM126 86V87H125ZM141 86V87H140ZM147 86H148V88H147ZM158 86V87H157ZM168 86H169V88H168ZM180 86V88H179V90H178V87ZM190 86V87H189ZM192 86V87H191ZM229 86V87H228ZM232 87V89H231V87ZM260 86V87H259ZM16 89H15V88ZM18 87H20V89H18ZM31 87H33V88H31ZM37 87H38V89H37ZM48 87V88H47ZM61 87V88H63V89H59V88ZM84 87H85V90H84ZM93 87V88H92ZM98 87V88H97ZM108 87V88H107ZM120 87L123 89H120ZM137 87V88H136ZM150 87V88H149ZM194 87H196V88H194ZM204 87V88H203ZM213 87H214V89H213ZM217 87V88H216ZM226 87V88H225ZM235 87V88H234ZM247 87H250L249 89L247 88ZM6 88V89H5ZM14 88V89H13ZM40 88H42V89H40ZM66 88V89H65ZM70 88V90L68 91V89ZM181 88H183V89H181ZM194 88V89H193ZM207 89V92H206V89ZM219 88V89H218ZM4 89V90H3ZM12 89V90H11ZM46 89H48V91L46 90ZM58 89H59V91H58ZM92 89V91L94 92H90V90ZM101 89V90H100ZM103 89H105L104 91H103ZM137 89V90H136ZM150 89V90H149ZM156 89H157V91H156ZM170 89V90H169ZM181 89V90H180ZM185 89H187V91H189L188 93L190 94H188L187 93V91H184ZM190 89V90H189ZM199 89L200 90V92H199V90H198V93H197V90ZM216 89H217V91H216ZM228 89V90H227ZM254 91H253V90ZM260 91H259V90ZM11 90V91H10ZM19 90V91H18ZM23 90V91H22ZM43 90H44V92H43ZM51 90H52V92H51ZM62 90V91H61ZM125 90V91H124ZM129 90V91H128ZM148 90V91H147ZM152 90H154L153 92H152ZM164 90V91H163ZM167 90V91H166ZM172 90H174V92H175V94H174V92H172ZM192 90V91H191ZM204 90V91H203ZM209 90L211 91V92H209ZM227 90V91H226ZM257 90V91H256ZM25 91V92H24ZM97 91V92H96ZM123 91V92H122ZM130 91L131 92H133L132 94L130 93ZM137 91V92H136ZM151 91V92H150ZM163 91V92H162ZM168 91L170 92V95H169V93H168ZM183 91H184V93H183ZM237 91V92H236ZM240 91H241V93H240ZM46 92H47V94H46ZM105 92H107L106 94H105ZM112 94H111V93ZM144 92V93H143ZM149 92V95L150 96H148V93ZM182 92V93H181ZM192 92V93H191ZM194 92V93H193ZM204 92V93H203ZM225 92L226 93H228V94H225ZM257 92H258V94H257ZM7 93H0V95H5V94H7ZM27 93V94H26ZM43 95H42V94ZM61 93V94H60ZM92 93V94H91ZM97 95H96V94ZM110 93V94H109ZM165 93V94H164ZM185 93H187L186 94V96H185ZM213 93V94H212ZM20 94L22 95L21 96V98H20ZM36 94H39V95H36ZM46 94V95H45ZM60 94V96L58 97V95ZM94 94V95H93ZM130 94V95H129ZM134 94H135V96L136 95H139V98H137L138 96H136V97H134ZM142 94V96H140ZM147 94V95H146ZM162 94H164L163 96H161ZM173 94V95H172ZM181 94H182V96H181ZM184 94V95H183ZM195 94H198V95H195ZM200 94V95H199ZM215 94V95H214ZM245 94V95H244ZM249 94H251V96H247V95H249ZM263 94V95H262ZM40 95H41V97H40ZM66 95V94H65ZM93 95V96H92ZM102 96V98H101V96ZM114 95H115V97H114ZM146 95V96H145ZM155 96V97H152V96ZM169 96V98H168V96ZM175 95H177V96H175ZM192 95V96H191ZM204 95V96H203ZM209 95V96H208ZM230 95V96H229ZM243 95V96H242ZM253 95V96H252ZM254 95H256L255 97H256V99L258 100V101H255L256 99H255V97H254ZM258 95H260V96H258ZM17 96H18V98H17ZM44 96H45V98H44ZM46 96H48L47 98H46ZM96 96H97V98H96ZM118 96V97H117ZM127 96V97H126ZM166 96V97H165ZM188 96V97H187ZM196 96V97H195ZM202 96V98H200ZM247 98H246V97ZM57 97V98H56ZM106 97V98H105ZM107 97H109V100H114L115 102L114 103H118L117 101H119V106L116 104H112V106L113 105H115L114 107H113V109H111L112 108V106H110V107H108L106 104H107V102L106 101H109L108 100V98ZM111 97H113L112 99H111ZM124 97H126V98H124ZM131 99H130V98ZM133 97V98H132ZM158 97L160 98V99H158ZM162 97H164V98H162ZM174 97V98H173ZM187 98V102L185 101V98ZM205 97V98H204ZM241 97V98H240ZM27 98V99H26ZM38 98V99H37ZM49 98L52 100L51 102H52V104H53V110H51V111H49L48 112V115L46 114V116H48V117H46L45 116V113H43V112H41V111H39V110H37V109H39V106H40V104L42 103V101L43 100H45V99H47V100H49ZM101 98V99H100ZM124 98V99H123ZM129 99V101H128V99ZM142 98L143 99H147V101H145V100H143V101H141L142 100ZM148 98H152V99H148ZM171 98V99H170ZM180 98H181V100H180ZM195 98H197L196 99V102H197V105H196V102H195ZM214 98V99H213ZM246 98V99H245ZM263 98V99H262ZM17 99V100H16ZM22 101H21V100ZM24 99H26V100H30V102L29 101H26V100H24ZM40 99V100H39ZM41 99H43V100H41ZM64 99V100H63ZM107 99V100H106ZM117 99V100H116ZM122 99V101L120 102V100ZM140 100V102H139V100ZM157 99H158V101H157ZM178 99V100H177ZM201 99H203V101H206V102H203V101H201ZM212 99V100H211ZM231 99H232V101H231ZM234 99V100H233ZM244 99V100H243ZM249 99H250V101H252V102H250L249 101ZM36 100V101H35ZM38 100V101H37ZM63 100V101H62ZM112 100V101H113ZM149 100V101H148ZM152 100H154V101H152ZM173 100V101H172ZM194 100V101H193ZM207 100L208 101H210V103L208 102L207 103ZM216 100V101H215ZM219 100V101H218ZM228 100V101H227ZM247 100V101H246ZM261 100V101H260ZM32 101H33V103H32ZM134 101V102H133ZM145 101V102H144ZM150 101H151V104H150ZM163 102V103H160V102ZM167 101H169L168 103H167ZM172 101V102H171ZM234 101H236L235 102V104H234ZM239 101V102H238ZM21 102V103H20ZM40 102V103H39ZM44 102V101H43ZM127 102V103H126ZM145 104H144V103ZM148 102H149V104H148ZM159 102V103H158ZM165 102V103H164ZM179 102H181V103H179ZM184 102V103H183ZM190 102V103H189ZM192 102V103H191ZM221 102V103H220ZM227 102H232L233 103V105H237V107H238V109H240V111L237 109V107H236V111H234V113H235V115H234V118H235V116H237L236 117V119H232V122H231V124H233L234 123V125H231L232 126V129H233V132L235 131V134H233V133H231V134H228L229 136L227 137L226 136V138H222V137H220V138H222V139H225V140H220L219 142H217V143H213L212 142V138L213 137H215V136H213V134H211L212 132V130L211 131H209V130H207L206 132H209L210 134H211V136H209V137H212V138H208V140H207V138L206 137H204V139H206L207 141H208V143L206 142V141H200L201 139L200 138H195V135L193 134L194 132L192 131L193 130V128H195L196 129V127H199V126H202V125H205L206 123L207 124H209L210 123V120H211V122H213L214 121V119H216V115L215 114H218L219 113V111L223 108V106L227 103ZM27 103V104H26ZM61 103V104H60ZM79 103V108H78V106H77V104ZM124 103V104H123ZM133 103V104H132ZM135 103H136V106H135ZM138 103V104H137ZM146 103L148 104V106L146 105ZM152 103H153V105H152ZM158 103V104H157ZM168 105H167V104ZM178 103V104H177ZM193 103H194V105H193ZM201 103V104H200ZM207 103V104H206ZM215 103V104H214ZM219 103V104H218ZM23 105V107H24V109L23 110H21V108H23L22 107V105ZM39 104V105H38ZM101 104V105H102ZM121 104H123V105H121ZM126 104V105H125ZM128 104V105H127ZM130 104V105H129ZM132 104V105H131ZM143 104H144V106H147V107H144L143 106ZM166 104V105H165ZM185 104V105H184ZM191 104V105H190ZM204 104V105H203ZM221 104V105H220ZM240 104V105H239ZM242 104H244V105H242ZM263 104V103H262ZM102 105V106H103ZM152 107H151V106ZM162 105H164V106H162ZM175 105H183L182 107H185V110L184 111H186V112H184V116L187 114L188 116H190L189 118H188V116L186 117L185 116V118H183L182 119V122L181 123H179V124H181V125H179V130L177 131V130H175V131H173L174 133H176V134H174V135H172V137H171V133H167V131L169 132H172V130H166V132L164 133L163 132V130H161L162 128L160 127V125H158V119L160 118L159 116H161V115H163L164 113V115L162 116V117H166L165 115H167L166 113H168V111H169V113H170V115H169V113H168V115L169 116H171V112L170 111H172V110H169V109H172ZM193 105V106H192ZM215 105V106H214ZM248 107H247V106ZM38 106V107H37ZM106 106V107H105ZM140 106V107H139ZM149 106H150V109H151V111H148L149 109ZM162 106V107H161ZM167 106H169V107H167ZM204 106V107H203ZM213 106V107H212ZM219 106V107H218ZM241 106V107H240ZM243 106V107H242ZM263 106H264V104H263ZM25 107H27V108H25ZM33 107V108H32ZM55 107V108H54ZM63 107V108H62ZM75 107H77L76 109H75ZM116 107H118L119 109H116ZM121 107V108H120ZM124 107V108H123ZM131 107V108H130ZM135 107H137V108H139V109H137V108H135ZM154 107V108H153ZM156 107V108H155ZM162 109H161V108ZM164 107V108H163ZM190 107V108H189ZM204 109H203V108ZM221 107V109H219ZM30 108H32V109H30ZM67 108H69V109H67ZM106 108H108V109H110V110H108V109H106ZM123 108V109H122ZM144 108V109H143ZM145 108H146V110H145ZM158 108V109H157ZM169 108V109H168ZM191 108H192V110H191ZM195 110H194V109ZM198 108V109H197ZM209 108V109H208ZM246 108V109H245ZM249 108V109H248ZM29 112V111H31V113L29 112H27V114H25L26 112V110ZM65 109V110H64ZM67 109V110H66ZM85 109V110H84ZM101 109V108H100ZM116 109V110H115ZM127 109V110H126ZM135 109V110H134ZM148 109V110H147ZM153 109H156V111L158 112H160L161 113V115H160V113L158 112L157 113V115H154V113L152 112L153 111ZM163 109H165V110H163ZM167 109V110H166ZM182 109H184V108H182ZM245 109V110H244ZM20 110V111H19ZM25 110V111H24ZM34 110V111H33ZM35 110H37V111H35ZM58 112H57V111ZM104 110H106V111H104ZM114 110V111H113ZM134 110V111H133ZM136 110H138V111H136ZM140 110V111H139ZM163 110V111H162ZM189 110V111H188ZM191 110V111H190ZM15 111H13V112H15ZM22 111V112H21ZM24 111V112H23ZM40 112V113H38L37 114V112ZM67 111V112H66ZM78 111V112H77ZM85 111H86V113H87V115H86V113H85ZM91 112V114L90 113H88V112ZM110 111V112H109ZM118 111V112H117ZM127 111V112H126ZM133 111V112H132ZM136 111V112H135ZM143 111H145V112H142ZM207 111V112H206ZM213 111V112H212ZM239 111V112H238ZM244 111V112H243ZM56 112H57V114H56ZM72 112V113H71ZM73 112H75V113H73ZM80 112V113H79ZM109 112V113H108ZM112 112H114V113H112ZM115 112H116V114L117 113H119L118 114V116L115 114ZM121 112V113H120ZM140 112V113H139ZM149 112H151V113H149ZM190 112V113H189ZM194 112V113H193ZM199 112V113H198ZM200 112H202L201 114H200ZM203 112H205V113H203ZM209 112V113H208ZM242 112V113H241ZM247 112V111H246ZM263 112H264V110H263ZM262 112V115L260 114V120L261 121H263L264 120V113ZM20 113H24L25 114V116H24V114H23V116H20L21 114ZM42 113H43V115H42ZM51 113H52V115H51ZM54 113V114H53ZM59 113V114H58ZM66 115H65V114ZM68 113V114H67ZM79 115H78V114ZM130 113V114H129ZM135 113V114H134ZM142 113V114H141ZM148 113V114H147ZM189 113V114H188ZM213 113V114H212ZM238 113V114H237ZM240 113V114H239ZM40 114V115H39ZM70 114H72L71 116H69ZM75 114V115H74ZM90 114V115H89ZM105 114V115H104ZM110 114V115H109ZM112 114H114V115H112ZM122 114V115H121ZM127 114H129L130 115V117H129V115H127ZM140 114V115H139ZM152 114V115H151ZM2 115H4V117H2ZM38 115V116H37ZM53 115H54V117H53ZM63 115H64V117H63ZM78 115V116H77ZM84 115V116H83ZM86 115V116H85ZM88 115H89V117H88ZM103 115V117H105V118H103V117H101ZM109 115V116H108ZM167 115V116H168ZM213 115V116H212ZM39 116H43L44 118H43V120L41 119H36V118H38ZM51 116H52V118H51ZM55 116H57L56 118H55ZM76 116V117H75ZM95 116V117H94ZM138 116V117H137ZM142 116V117H141ZM144 116V117H143ZM147 116V117H146ZM155 116V117H154ZM210 118H209V117ZM216 116V117H215ZM239 116V117H238ZM8 117H10V116H8ZM22 117V118H21ZM80 117V118H79ZM112 119H116V117H117V121L115 120V122H113L114 120L112 119V120H110V118ZM115 117V118H114ZM122 117V118H121ZM139 120H137L136 118ZM141 117V118H140ZM203 118L202 120L200 119V118ZM212 117V118H211ZM214 117V118H213ZM242 117V118H241ZM55 118V119H54ZM63 118V119H62ZM74 118V119H73ZM76 118V119H75ZM82 118H84V119H82ZM90 118H91V120H90ZM94 118V119H93ZM99 118V119H98ZM107 118V119H106ZM131 118V119H130ZM133 118V119H132ZM134 118H135V120H134ZM140 118V119H139ZM152 118H153V120H152ZM156 118H158V119H156ZM241 118V119H240ZM3 119H5V120H3ZM27 120V122L25 121V123L22 121V120ZM34 119H36L37 121L36 122H32ZM45 119V120H44ZM49 119V120H48ZM72 121H71V120ZM79 121H78V120ZM86 119V120H85ZM90 121H89V120ZM106 119V120H105ZM109 119V120H108ZM122 119H124L123 121H122ZM125 119H126V121H125ZM129 121H128V120ZM141 119H143L144 120V122L141 120ZM186 119H188V120H186ZM206 119V120H205ZM210 119V120H209ZM238 119V120H237ZM3 120V121H2ZM11 120V121H12ZM32 120V121H31ZM54 120V121H53ZM58 120V121H57ZM65 120V121H64ZM70 120V121H69ZM81 120H82V122H81ZM92 120H94V121H92ZM118 120L120 121V122H118ZM137 120V121H136ZM151 120V121H150ZM154 120H156V121H154ZM207 120H208V122H207ZM233 120H235V121H233ZM29 121V122H28ZM35 121V120H34ZM40 121H42V124L40 123ZM73 121H75V122H78V124L77 123H75V122H73ZM85 121H86V123H87V125H86V123H85ZM106 121H108V124L106 125ZM109 121H111V122H109ZM128 121V122H127ZM131 121V122H130ZM143 123H142V122ZM148 121V122H147ZM203 121H204V123H203ZM4 122V123H3ZM7 122H9L10 123V126H9V123H7ZM21 122H22V125H21ZM31 122V123H30ZM47 122H49V123H47ZM56 122V123H55ZM68 122V123H67ZM70 122V123H69ZM71 122H73V124L71 123ZM88 122H90L91 123V125H90V123H88ZM133 122H135V123H133ZM187 122H188V124H187ZM200 122V123H199ZM236 122V123H235ZM27 123V124H26ZM36 124V125H38V124H40V125H38V126H35V125H31V124ZM64 125H63V124ZM84 123H85V125H84ZM97 125H96V124ZM103 123H104V125H103ZM124 123V124H123ZM126 123V124H125ZM143 125H142V124ZM145 123V124H144ZM148 123V124H147ZM152 123H154V124H152ZM183 123H185V124H183ZM198 123V124H197ZM8 125V128L6 127L7 125ZM14 124H19V125H16V126H12V125H14ZM24 124V125H23ZM49 124V125H48ZM52 124V125H51ZM60 124V125H59ZM70 124H71V126H70ZM76 124H77V126H76ZM110 124V125H109ZM113 124H115V125H113ZM121 124V125H120ZM131 124V125H130ZM134 124V125H133ZM193 124V125H192ZM195 124V125H194ZM28 125V126H27ZM31 125V126H30ZM73 125V126H72ZM99 125H101V126H99ZM102 125H103V127H102ZM105 125H106V127H105ZM112 125V126H111ZM119 125V126H118ZM139 125V126H138ZM150 125H151V127H150ZM156 125H158V126H156ZM182 125H183V127H182ZM196 125H199V126H196ZM12 126V127H11ZM20 126H23V128H21ZM29 127V128H27V127ZM33 126H35V127H33ZM41 126V127H40ZM50 126V127H49ZM55 126H56V128H55ZM59 126V127H58ZM63 128V127H65V128H61V127ZM86 126H88V127H86ZM89 126L91 127V128H89ZM121 126V127H120ZM128 126V127H127ZM131 126V127H130ZM144 128H142V127ZM9 127H10V129H9ZM15 127H17V128H15ZM22 129V130H25L26 128H27V130H25L26 132H24V133H22L23 131L20 129V128ZM32 127V128H31ZM36 127H38V128H36ZM49 127V128H48ZM57 127H58V130H57ZM68 127V128H67ZM69 127H71V128H69ZM75 129H74V128ZM92 127H93V129H92ZM102 127V128H101ZM120 128V129H118V128ZM126 127V128H125ZM133 127V128H132ZM134 127H135V129H134ZM191 127V128H190ZM19 128V129H18ZM31 128V129H30ZM43 128H44V130H43ZM53 128H54V130H57L60 134H62V135H60L57 131H50V130H53ZM73 128V129H72ZM86 128V132H85V130H83V129H85ZM87 128H89L90 130H88L87 131ZM97 128H98V130H99V132H98V130H97ZM100 128V129H99ZM113 128V129H112ZM124 128V130H122ZM138 128V129H137ZM141 128H142V130H141ZM148 128V130H146L145 131V129H147ZM159 128H161V129H159ZM12 129H15L14 131L12 130ZM33 129H35V130H33ZM39 129V131H37V130ZM46 129V130H45ZM48 129H50L49 130V132H48ZM65 129H67V130H65ZM68 129H69V131H68ZM102 129V130H101ZM115 129H118V130H116L115 131ZM130 129V130H129ZM2 130V131H1ZM8 131V133H7V131ZM10 130V131H9ZM31 130V131H30ZM42 130V131H41ZM62 130V131H61ZM92 130V131H91ZM94 130H95V132H94ZM134 132V130L137 132V133H139L138 135H137V133L136 132H132V131ZM141 130V131H140ZM156 130V131H155ZM183 130V131H182ZM188 130H190V132L188 131ZM12 131V132H11ZM28 131L29 132H31V133H28ZM33 131H35V132H33ZM73 133H72V132ZM76 131V132H75ZM90 131V132H89ZM97 131V132H96ZM102 131V132H101ZM103 131H104V135L102 134L103 133ZM113 131H115V133L116 132H118L117 134H118V136L120 137V139L118 140V136H117V134H113L114 132ZM123 132V134H122V132ZM142 131H144L145 133H143ZM158 132V134L156 135V133H153V134H151L152 132ZM165 131V130H164ZM186 133H185V132ZM38 134H37V133ZM42 132H44V133H42ZM47 132V133H46ZM71 132V133H70ZM83 132V133H82ZM109 132H110V136L108 135L109 134ZM113 132V133H112ZM125 132V133H124ZM132 132V133H131ZM161 132H163L164 134H160ZM173 132H172V134H173ZM193 132V133H192ZM249 134H248V133ZM28 133V134H27ZM39 133H40V136H39ZM52 133V134H51ZM76 133V134H75ZM86 133V134H85ZM128 133H130V134H128ZM180 133V134H179ZM187 133H189L188 135H187ZM190 133H192V135L190 134ZM23 134V135H22ZM37 136V138L35 137V135ZM57 134V135H56ZM59 134V135H58ZM82 134V135H81ZM85 134V136H86V138H85V136H84V139H83V135ZM87 134H90V135H87ZM96 134V135H95ZM101 134H102V136H101ZM107 134V135H106ZM111 134H113V137H112V135ZM134 134V135H133ZM141 134V135H140ZM143 134V135H142ZM150 134V135H149ZM179 134V135H178ZM237 134V135H236ZM255 134H256V136H255ZM3 135V136H2ZM27 135H29V137H30V139H29V137H26ZM34 135V136H33ZM44 135V138L42 137V136ZM92 135V136H91ZM121 135V136H120ZM124 135H125V137L127 138V140H126V138H124V141H122V139H123V137H124ZM126 135H128L129 137L130 136H132L131 138H129L128 136H126ZM153 135V136H152ZM156 135V136H155ZM245 135H248V136H245ZM251 135V136H250ZM253 135H254V138H252L253 137ZM97 138V139H99L98 141H97V139L96 140H94V138L95 137ZM99 136V137H98ZM105 136V137H104ZM116 136H117V139H116ZM158 136H160V137H158ZM169 136H170V139H168L169 138ZM184 137V138H182V137ZM189 136V137H188ZM192 136L194 137V138H192ZM232 136V137H231ZM235 136V137H234ZM237 136V137H236ZM245 136V137H244ZM22 137H26V138H24L25 139V141H23L22 139H20V138H22ZM40 137V138H39ZM82 139H81V138ZM89 137L91 138V139H89ZM101 137V138H100ZM103 137V138H102ZM106 137H108V139L106 138ZM122 137V138H121ZM143 137L146 139V140H144L143 139ZM187 139H186V138ZM223 137H225V136H223ZM231 137V138H230ZM257 137V139H255ZM262 137H263V139H262ZM47 138V139H46ZM65 138V139H64ZM80 140H79V139ZM110 138V139H109ZM116 141V143H117V141H118V143L116 144L115 143V141L113 140V139ZM133 138V140L131 141V139ZM162 138H164L163 139V141H162ZM172 138V139H171ZM177 138V139H176ZM179 138V139H178ZM181 138V139H180ZM190 138L191 139H193V140H191L190 141ZM227 138H230L231 140L232 139H234V140H230V139H227ZM237 138V139H236ZM248 138V139H247ZM249 138H251V139H249ZM2 139V140H1ZM18 139V140H17ZM36 139V140H35ZM40 139H41V141H40ZM64 139V140H63ZM75 139V140H74ZM89 139V140H88ZM92 139L94 140V141H92ZM103 139V140H102ZM138 139V140H137ZM169 141H168V140ZM175 139H176V141H177V143H176V141H175ZM194 139H195V141H194ZM200 139V140H199ZM209 139L211 140V141H209ZM214 139V138H213ZM3 140H4V142H3ZM16 140H17V142H16ZM20 140V141H19ZM27 140V141H26ZM28 140H31V141H28ZM44 140H45V142H44ZM46 140H47V142H46ZM73 140V144L70 142V141H72ZM76 140H77V142H76ZM82 140H86L85 142L83 141L82 142ZM88 140V141H87ZM102 141V143H104V145L102 144V143H100L99 141ZM107 140H108V143H106L107 142ZM140 140V141H139ZM142 140V141H141ZM171 140V141H170ZM198 140V141H197ZM202 140H203V138H202ZM245 142H244V141ZM249 140V141H248ZM253 140H255V141H253ZM260 140V141H259ZM35 143H34V142ZM49 141V142H48ZM75 141V142H74ZM79 141V142H78ZM90 141V142H89ZM92 141V142H91ZM105 141V142H104ZM112 141V142H111ZM126 141V142H125ZM134 141V142H133ZM135 141L137 142V143H135ZM147 141H150L149 142V144H151V142L152 143H154V144H151V145H148V142ZM155 141L158 143H155ZM162 141V142H161ZM175 141V142H174ZM181 142L182 144H180L179 142ZM193 141V142H192ZM229 141H231V143H228ZM233 141H235V143L233 142ZM250 141H251V143H250ZM16 142V143H15ZM19 142V143H18ZM20 142H22V143H20ZM27 142H29L28 144V146H27ZM31 142V143H30ZM37 142V143H36ZM40 143V145L41 146H43V148L40 146V147H38V144ZM63 142H66L65 144L63 143ZM69 142H70V144H69ZM130 142V143H129ZM132 142V143H131ZM140 142V143H139ZM142 142H144V143H142ZM171 142V143H170ZM175 144H177V146L176 145H174V143ZM189 142V143H188ZM192 142V143H191ZM205 142V143H204ZM210 142H212V144L210 143ZM220 142H222V143H220ZM248 142V143H247ZM258 142H261V143H259L258 144V146L259 147H257V145H255V144H257ZM1 143H3V144H1ZM44 143V144H43ZM49 143V144H48ZM53 143V144H52ZM77 143V145H75ZM91 143H93V144H91ZM100 143V144H99ZM122 143H123V145H122ZM127 143V144H126ZM129 143V144H128ZM161 143V144H160ZM162 143H163V145H162ZM189 144V147L190 148H188V144ZM192 145H191V144ZM195 143H196V145H195ZM198 143V144H197ZM223 143H224V145L226 146V148H225V146L223 145ZM226 143V144H225ZM244 144L245 145V147H243L242 146V144ZM5 144H7V145H10V144H12V145H10V146H7V145H5ZM16 144V145H15ZM18 144V145H17ZM61 146H60V145ZM65 146H64V145ZM80 144H82V147H83V145H84V147L82 148L81 147V145ZM89 144V145H88ZM96 144V145H95ZM103 145V146H100L99 147V145ZM135 144V145H134ZM146 144V145H145ZM157 144V145H156ZM169 144H173L172 146L171 145H169ZM187 144V145H186ZM222 144V145H221ZM230 146H229V145ZM235 144V145H234ZM237 144V145H236ZM241 144V145H240ZM260 144L262 145V146H260ZM26 146V147H24V146ZM32 145H33V147H32ZM57 145V146H56ZM70 145V146H69ZM80 146V148H79V146ZM92 145V146H91ZM119 145V146H118ZM124 148V146H125V153H123V155L125 156V158L126 159H124V156L122 155V152H124V151H120V150H122L123 148L121 147V146ZM127 145V146H126ZM139 145V146H138ZM154 145V146H153ZM158 145H160L159 146V148H158ZM167 145H169L168 147H167ZM181 145H182V147H181ZM186 145V146H185ZM191 145V146H190ZM199 146V148H198V146ZM206 145V146H205ZM209 145V146H208ZM211 145V146H210ZM6 146V147H5ZM12 146V148L13 149H11L10 147ZM20 146V147H19ZM25 148V150H23V147ZM53 146H54V148H53ZM68 146V147H67ZM71 146H74V147H71ZM77 146H78V148H77ZM86 146V147H85ZM89 146H90V148H89ZM93 146H95V147H93ZM106 146H108V147H106ZM110 146H112L111 148H110ZM117 148H116V147ZM129 146V147H128ZM132 146V147H131ZM137 146V148H135ZM147 146V147H146ZM151 146L154 148L155 147V149H154V151H153V148H151ZM180 146V147H179ZM194 146V147H193ZM196 146H197V149H196ZM214 146V147H213ZM236 146V147H235ZM242 148H241V147ZM247 146V147H246ZM253 146H254V148H253ZM8 147H9V149H8ZM28 147H29V149H28ZM32 147V148H31ZM38 147V148H37ZM64 147H66V148H69V149H66V148H64ZM87 147H88V149H87ZM105 147H106V149H105ZM132 148V149H128V148ZM134 147V148H133ZM139 147V148H138ZM160 150V149H163V150H167V152L164 154V152L165 151H161L160 150V153H162L161 154V159H164V161L163 160H159V161H161V162H159L158 161V163H157V158H155L157 155L159 156V154H157L158 153V151H157V148ZM164 147H165V149H164ZM168 149H170V150H168ZM175 149V147H176V149L174 150L173 148ZM180 148V149H178V148ZM184 147V148H183ZM192 147V148H191ZM220 147V148H219ZM250 147V148H249ZM15 148V149H14ZM22 148V149H21ZM36 148V149H35ZM42 148V149H41ZM71 148V149H70ZM76 148V149H75ZM82 148V149H81ZM91 148H93V149H91ZM103 148H104V150H103ZM116 150H114V149ZM119 148H121V149H119ZM141 148H143V149H141ZM146 148H148V150H149V148L153 151H151L153 154V159H152V157H151V155H149V153H151L150 151H148ZM201 148V150H202V152H201V150H199ZM207 148V149H206ZM211 148H212V150H211ZM219 148V149H218ZM224 148V149H223ZM228 148V149H227ZM234 148V149H233ZM238 148H240V149H238ZM246 148V149H245ZM247 148H249V149H247ZM263 150H262V149ZM5 151H4V150ZM18 149V150H17ZM31 149V151H27V150H30ZM47 149V150H46ZM66 149V150H65ZM84 149V150H83ZM94 149H96V150H94ZM102 149V150H101ZM111 149H113V150H111ZM118 149H119V151H118ZM135 149H137L136 151H135ZM140 149H141V151H140ZM184 149V150H183ZM190 149V150H189ZM194 149V151H192ZM196 149V150H195ZM203 149L205 150L204 152H203ZM217 149V150H216ZM224 151H223V150ZM254 151L253 153H251L252 152V150ZM256 151H255V150ZM9 150V151H8ZM11 150H14V151H11ZM34 150V151H33ZM40 150V151H39ZM50 151V154L52 155H49V151ZM53 150V151H52ZM59 150V151H58ZM63 151V152H61V151ZM69 150H70V153H69ZM73 150H75V151H73ZM77 150V151H76ZM79 150H83V151H79ZM85 150H88L87 152L85 151ZM91 150V151H90ZM94 150V151H93ZM97 150H100L99 152L100 153H98V151ZM111 150V151H110ZM128 150V151H127ZM130 150V151H129ZM147 150V152H145ZM180 150V151H179ZM199 150V151H198ZM222 150V151H221ZM226 150V151H225ZM228 150H230V151H228ZM236 150H238V151H236ZM1 151H3V152H1ZM8 151V152H7ZM24 151H26V152H24ZM35 151L37 152V153H35ZM52 151V152H51ZM68 151V152H67ZM90 151V152H89ZM104 151V152H103ZM105 151H106V153H108V154H105ZM109 151V152H108ZM113 151V152H112ZM118 151V152H117ZM135 151V152H134ZM145 153H144V152ZM157 151V152H156ZM183 151H184V153H183ZM187 151V152H186ZM195 151H196V154H195ZM198 151V152H197ZM208 151V152H207ZM212 151V152H211ZM214 151V152H213ZM221 151V152H220ZM228 151V152H227ZM259 151V152H258ZM262 151V152H261ZM28 152V153H27ZM30 152V153H29ZM40 152H46V153H43L44 154V157H43V154L42 153H40ZM75 152H76V154H75ZM80 152V153H79ZM102 152H103V154H102ZM111 152H112V154H111ZM129 152V153H128ZM130 152H132V153H130ZM139 152V153H138ZM149 152V153H148ZM156 152V153H155ZM173 152V153H172ZM191 152V153H190ZM210 152V153H209ZM216 152V156H213L214 155V153ZM225 152H227V153H225ZM233 152V153H232ZM242 152H244V154L242 153ZM247 154H246V153ZM4 153V154H3ZM15 153H17V154H15ZM23 153V154H22ZM25 153H27V154H25ZM39 153V154H38ZM53 153V154H52ZM55 153V154H54ZM65 155H64V154ZM74 153V154H73ZM88 153V154H87ZM90 153V154H89ZM95 153V154H94ZM118 153V154H117ZM136 153H137V155H136ZM141 153H142V155H141ZM167 153H169L170 154V157L167 155ZM174 153H175V155H174ZM182 155H181V154ZM188 154V156H187V154ZM193 153V154H192ZM199 153V154H198ZM205 153V154H204ZM208 153V154H207ZM235 153V154H234ZM256 153H258L257 155H258V157L259 156H261V157H259L260 158V160H259V158L257 159L256 158ZM259 153H261V154H259ZM21 155V156H19V155ZM32 156H31V155ZM47 154V155H46ZM56 154H59V155H57L56 156ZM60 154H63V155H61L60 156ZM71 154H72V157L73 156H76V160H75V158L73 157H71ZM77 154H78V157H77ZM91 154H93V157H94V159L95 160H93V157H92V155ZM98 154V155H97ZM104 154H105V157L106 156H108L109 158H110V154H111V158H110V160H114L113 162H112V164H110V162H108L109 161V158L108 157H104ZM113 154H115V155H113ZM119 154H121V155H119ZM127 154H128V156H127ZM131 154V155H130ZM140 154V155H139ZM157 154V155H156ZM164 154V156H165V158L163 157L162 158V155ZM203 154L206 156V158H208V160L205 158V157H203ZM213 154V155H212ZM233 156V158L230 156ZM234 154V155H233ZM241 154V155H240ZM1 155H3V156H1ZM25 155V156H24ZM27 155H29V156H31V158H26V157H29V156H27ZM37 155V156H36ZM38 155H39V159L40 160H42V161H40L41 162V164H42V166H41V164H40V162H37L39 159H38ZM40 155H42V156H40ZM54 155V156H53ZM84 155V156H83ZM90 155V156H89ZM113 155V156H112ZM135 155V156H134ZM144 155V156H143ZM171 155H173V160H171L172 158V156ZM178 155V156H177ZM190 155V156H189ZM200 155V156H199ZM211 155V156H210ZM244 155V156H243ZM263 155V156H262ZM4 156H5V158L6 159H3L4 158ZM11 157V159H10V157ZM17 156H18V159H12V157L13 158H17ZM23 156V157H22ZM35 156V157H34ZM50 157V159H48L49 157ZM55 156H56V158H55ZM60 156V157H59ZM68 156H70V158L68 157ZM80 156H82V157H80ZM87 156V157H86ZM98 156H100V157H98ZM103 156V157H102ZM122 156V157H121ZM140 156H142V157H140ZM146 156H147V158H146ZM155 156V157H154ZM174 156H175V158H174ZM180 156H181V158H180ZM194 156H196V157H194ZM199 156V157H198ZM213 156V157H212ZM219 156V157H218ZM223 156H224V158H223ZM228 158H227V157ZM247 156V157H246ZM250 156V157H249ZM37 157V158H36ZM41 157V158H40ZM43 157V158H42ZM48 157V158H47ZM53 157V158H52ZM90 157H92L91 159H90ZM96 157V158H95ZM123 159H121V158ZM144 157V158H143ZM150 157V158H149ZM168 157V158H167ZM177 157V158H176ZM183 157V158H182ZM186 157V158H185ZM188 157V158H187ZM189 157H190V159H189ZM193 157V158H192ZM204 159H206V160H204ZM210 157L213 159H210ZM231 157V159L233 160L232 161V164L234 165V166H232L231 165V159H229ZM241 157V158H240ZM26 158V159H25ZM34 158H35V160H34ZM44 158H45V160L47 159V161L48 162H50V164L53 166V167H56V169H59V170H57V172H55L56 170H55V168H52V166L51 165H46V164H49L48 162H46V161H44ZM69 158V159H68ZM79 160H78V159ZM81 158V159H80ZM87 158L89 159V160H87ZM117 158H118V160H117ZM132 158V159H131ZM136 160H135V159ZM169 158H170V160H169ZM180 158V159H179ZM244 158V159H243ZM257 160H259V161H257ZM10 159V160H9ZM25 159V160H24ZM54 159V160H53ZM55 159H56V161H55ZM61 159H63L62 161H61ZM64 159H65V161H66V163H65V161H64ZM68 161H67V160ZM72 159V160H71ZM96 159H97V162L98 163H96ZM99 159V160H98ZM103 159H106L105 161H103ZM129 159V160H128ZM133 159H134V161H133ZM141 159H143L142 161H141ZM147 159V160H146ZM158 159H160V158H158ZM167 159V160H166ZM177 159H179V160H177ZM182 159V160H181ZM188 159V160H187ZM196 159V160H195ZM197 159H199V160H197ZM220 161H218V160ZM224 159V160H223ZM226 159V160H225ZM249 161H248V160ZM3 160V161H2ZM9 160V161H8ZM19 160V161H18ZM21 160H23V162H25L24 164H23V162L21 161ZM60 162H59V161ZM94 161V162H91V161ZM102 160V161H101ZM115 160H116V162H115ZM120 160H122V161H120ZM140 160V161H139ZM154 160H156V161H154ZM167 161V163H166V161ZM187 160V161H186ZM190 160V161H189ZM192 160V161H191ZM216 160V161H215ZM230 160V161H229ZM246 160H247V162H246ZM254 160V161H253ZM7 163H6V162ZM12 162V165L10 164L11 162ZM14 161V162H13ZM16 161H17V163H16ZM28 161H31L30 163L28 162ZM44 161V162H43ZM54 161V162H53ZM71 161H72V163H71ZM74 161H77V162H74ZM82 161V162H81ZM88 161V162H87ZM119 161V163H117ZM123 161H125V162H123ZM149 161H150V163H149ZM169 161V162H168ZM174 161V162H173ZM186 161V163L184 164V162ZM189 161V162H188ZM204 161V162H203ZM210 161V162H209ZM222 161L223 162H225V164L224 163H222ZM228 161V162H227ZM235 161V162H234ZM238 161V162H237ZM240 161H242V162H240ZM19 162H21V163H19ZM27 162V163H26ZM37 162V163H36ZM44 164H43V163ZM69 164H68V163ZM79 162H81L80 164H79ZM101 162H103L104 164L105 163H109V164H105L106 165V167H105V165L103 166V164L101 163ZM130 164H129V163ZM133 162V163H132ZM137 162V163H136ZM139 162V163H138ZM142 162V163H141ZM147 162V165L145 164ZM154 162V163H153ZM163 162V163H162ZM178 162H179V164H178ZM181 162H183V163H181ZM194 162V163H193ZM196 162V163H195ZM201 164H200V163ZM208 162V163H207ZM218 163V164H216V163ZM245 162H246V165H245ZM255 164H254V163ZM258 164H257V163ZM15 163L16 164H18V165H15ZM55 163V164H54ZM59 163V164H58ZM63 163V164H62ZM79 165H78V164ZM83 163L85 164V165H83ZM89 163V165H87ZM90 163H91V165H90ZM113 163H117V164H113ZM124 163V164H123ZM127 163V164H126ZM140 163H141V165H140ZM151 163H152V165H151ZM156 163V164H155ZM159 163H160V165H159ZM181 163V164H180ZM190 165H189V164ZM199 163V164H198ZM236 163H238V164H236ZM8 164V165H7ZM26 164H28L27 166H26ZM31 164H32V166H31ZM34 164V165H33ZM54 164V165H53ZM56 164H58L59 166L57 167V165ZM64 166V167H62V165ZM77 164V167L76 166H73V165H76ZM101 164V165H100ZM119 164V165H118ZM122 164V165H121ZM134 164V165H133ZM144 164H145V166H144ZM158 164V165H157ZM166 164V166H168V167H166V168H164V165ZM175 164V165H174ZM197 164L199 165L198 167H196L197 166ZM211 165V167L209 166L208 167V165ZM223 164H224V166H223ZM243 164V165H242ZM250 164V165H249ZM5 167H4V166ZM61 165V166H60ZM68 165V167H66ZM72 165V166H71ZM89 167H87V166ZM94 165V166H93ZM111 166V167H109V166ZM115 165H117V166H119V168H118V170L120 171V173L123 175H118V176H116V179H117V177H118V179L116 180L118 183H116V181H114V179H115V177L113 178L112 177V185H110L111 187H110V189H109V191L108 192H110V193H112L113 195L111 196L110 195V193H108V194H106V195H104V196H106V197H103V199H102V197L101 196H98V197H96V196H94V197H90V196H92V195H90L89 197H88V195L90 194V193H87V195H86V193H84L85 191H87V190H89V187L87 186V185H89V186H91V184L92 185H95V183H96V181H95V179H93V178H95L96 176H97V174H98V178H103L104 176V174L103 173H105L106 171H108L107 172V175L109 174V173H114V171L113 170H111V168H114V166ZM125 165V166H124ZM131 165V166H130ZM177 165V166H176ZM182 165V166H181ZM223 166V167H221V166ZM229 165H231V166H229ZM257 165H259L258 167H257ZM3 166V167H2ZM26 168H29V169H25V167ZM34 166H36V167H34ZM39 166H41V167H43V169L42 168H40ZM48 166V168L50 167V170L48 171V168H47V171H46V167ZM96 166V167H95ZM122 167V169H121V167ZM130 166V167H129ZM133 166H135V167H133ZM148 166V167H147ZM151 166H152V168H151ZM153 166H154V169L156 170H154L153 169ZM162 166V167H161ZM176 166V167H175ZM184 166H186V167H184ZM202 166H204V167H202ZM217 166V167H216ZM219 166V167H218ZM237 166V167H236ZM254 166H256V167H254ZM261 166H262V168H261ZM11 167V168H10ZM21 167V169H23V170H21V169H19ZM24 167V168H23ZM32 167V168H31ZM34 167V168H33ZM40 168V170H41V173H40V170L39 169H37V168ZM45 167V168H44ZM61 167V168H60ZM82 168V170H81V168ZM103 167H105L104 169H103ZM107 167H109L108 169H107ZM124 167H125V169H124ZM133 167V168H132ZM137 167V168H136ZM144 167V168H143ZM158 167V168H157ZM191 167V168H190ZM245 167V168H244ZM247 167V168H246ZM261 169H260V168ZM8 168V170H6ZM17 168V169H16ZM36 168V169H35ZM67 168V169H66ZM69 168V169H68ZM75 168V169H74ZM91 168H92V170H91ZM100 168V169H99ZM101 168H102V170H101ZM128 168H130L129 169V171H128ZM132 168V169H131ZM136 168V169H135ZM141 168V170H139ZM160 168V169H159ZM165 170H164V169ZM178 168V169H177ZM188 168H190V169H188ZM193 168V169H192ZM200 168V169H199ZM207 168H209V169H207ZM230 168H231V170H230ZM234 168H235V170H234ZM238 168V169H237ZM255 168H258V170L256 171V169ZM20 170V172H22L21 174H18V171ZM71 169H73V171H70ZM78 169H80V170H78ZM83 169H84V171H83ZM85 169H87V170H85ZM88 169H89V171H88ZM107 169V170H106ZM127 169V170H126ZM168 169V171H167V176H169V177H166L165 176V171ZM188 169V170H187ZM199 169V170H198ZM223 169V170H222ZM248 171H247V170ZM10 170V171H9ZM28 171L27 173H28V176H26V171ZM37 170V171H36ZM46 172H48V173H50V174H47V173H45V171ZM51 170H53V171H51ZM62 170V171H61ZM65 170H66V173H67V171H68V173L70 172V174H65ZM74 170H77V172L76 171H74ZM97 170V171H96ZM106 170V171H105ZM109 170H111L112 172H109ZM114 170H117V169H115L114 168ZM118 170L116 171L117 173H119L118 172ZM134 170V171H133ZM139 172H137V171ZM186 170V171H185ZM195 170V171H194ZM202 170H203V173H202ZM211 170H212V172H211ZM215 170H216V172H217V174H216V172H215ZM227 170H229V171H226ZM241 170V171H240ZM260 170V171H259ZM263 172H262V171ZM4 171V172H3ZM9 171V172H8ZM33 171V172H32ZM34 171H36L35 173L36 174H34ZM44 171V172H43ZM59 171H61L60 173H59ZM78 171H80V173H81V177H80V175H79V172ZM88 171V172H87ZM96 171V172H95ZM102 171V172H101ZM131 171H132V173H131ZM157 171H159L158 173H157ZM160 171H164V172H161L160 173ZM180 171V172H179ZM186 173H185V172ZM194 171V172H193ZM198 171V172H197ZM200 171V172H199ZM204 171H206V172H204ZM210 171V172H209ZM236 173H235V172ZM240 171V172H239ZM250 171V172H249ZM251 171H254V172H251ZM7 172H8V176H6L7 175ZM14 172H15V174H14ZM19 172V173H20ZM38 172V173H37ZM72 172H74V173H72ZM90 172V173H89ZM99 172V173H98ZM101 172V173H100ZM123 172V173H122ZM125 172V173H124ZM127 172H129V173H127ZM135 172H136V174H138V175H135ZM144 172V173H143ZM147 172V173H146ZM149 172H151V173H149ZM190 172V173H189ZM195 172H196V174H195ZM207 172H208V174L210 173H213L212 175H208L207 174ZM230 172V173H229ZM232 172H234L232 175L234 176L235 174L236 175H238L237 177L236 176H234V177H236L235 179H239L238 181L240 182L241 181V185H244V188H243V186H242V190L244 191V189L246 190L244 193H245V195H246V197H248V199H247V201L245 200L246 199V197L244 196V193L242 192V190H240V188L241 187H237V186H240V183L239 184H237L236 185V183H238V181L236 180V182H235V179L233 178V183L231 184V182H232V179L230 178L232 175H231V173ZM248 172V173H247ZM256 172H259V173H256ZM3 173H6L5 174V177L6 178H4L2 175H4ZM45 173V174H44ZM54 173H56V174H54ZM59 173V174H58ZM63 173V174H62ZM83 173V174H82ZM86 173H87V175H86ZM93 175H92V174ZM143 173V174H142ZM163 173V174H162ZM174 173V174H173ZM194 173V174H193ZM200 173V174H199ZM206 173V174H205ZM219 173V174H218ZM222 173V174H221ZM227 173V174H226ZM245 173V174H244ZM19 176H18V175ZM23 174H25V175H23ZM38 174V175H37ZM41 174H42V177H41ZM63 176H69V178L70 177H72V178H70L71 180V182H69V184L66 186V184L68 183V181L69 180H67L68 178L67 177H65V179H63L62 177V175ZM94 174H96V175H94ZM100 174V175H99ZM125 174H128V175H125ZM146 174H148V175H146ZM158 174V175H157ZM162 174V175H161ZM177 174V176H175ZM178 174H180V175H178ZM185 174V175H184ZM189 174V175H188ZM193 175V177H192V175ZM203 174V175H202ZM204 174H205V176H204ZM246 176H244V175ZM250 174V175H249ZM17 176V177H15V176ZM30 175H33V176H31L30 177ZM48 175V176H47ZM71 175V176H70ZM73 175L75 176V175H77V176H75V177H73ZM85 175V176H84ZM90 175V176H89ZM110 176H111V174H109ZM107 176V177H110V176ZM124 175H125V177H124ZM139 175H140V177H139ZM154 175V176H153ZM159 175H161V176H159ZM164 175V176H163ZM182 175V177H180ZM187 175V176H186ZM195 175V176H194ZM207 175V176H206ZM215 175V176H214ZM219 175V177H220V180H217L218 179V176ZM226 177H225V176ZM229 175H231V176H229ZM252 175V176H251ZM260 175V176H259ZM263 175V176H262ZM22 176L23 177H27L26 179L25 178H23V179H20V177L22 178ZM34 176H38V178H34ZM61 177V178H59L58 179V182L59 183H57V184H54L55 183V179H57V178H55V177ZM84 176V178L86 179V176H87V178L89 179V177H90V180L92 179V180H94V181H90L89 182V180L88 179H82V177ZM94 176V177H93ZM101 176V177H100ZM105 176H106V174H105ZM113 176H115V175H113ZM129 176H131V177H129ZM142 176V177H141ZM145 176V177H144ZM164 178H163V177ZM173 177V179H172V177ZM185 176V177H184ZM200 176V177H199ZM204 176V177H203ZM210 176V177H209ZM214 176V177H213ZM230 178V179H228V177ZM257 176V177H256ZM262 176V177H261ZM8 177H9V179H8ZM11 177H13L12 178V180H11ZM45 179H44V178ZM81 179H80V178ZM93 177V178H92ZM120 177V178H119ZM136 178V181H135V178ZM146 177H147V179H146ZM159 177L161 178L162 177V183L163 184H165L164 186H159V188H157L158 187V185H155V182H156V180L155 179H159ZM166 177V178H165ZM185 179H184V178ZM190 177V178H189ZM217 177V178H216ZM3 178H4V180H7L6 182V184H5V182L3 181ZM32 178H34V179H32ZM48 180H47V179ZM50 178H51V180L52 179H54V180H50ZM97 178V177H96ZM96 179L97 181H99V180H101V179ZM126 178H128V180L126 181ZM129 178H131L130 180H129ZM145 180H144V179ZM149 178V179H148ZM174 178H175V180H174ZM178 178V179H177ZM188 179V182H187V179ZM196 178H198V179H200L199 181V183H195V181H194V179H196ZM203 178V179H202ZM216 178V179H215ZM226 178L229 180V181H227L226 180ZM250 179V180H248L247 181V179ZM262 178V179H261ZM20 179V180H19ZM25 179V180H24ZM37 179H39V182H38V180ZM43 179H44V182H43ZM60 179H62V181L65 183V184H63L62 183V181L60 180ZM75 179V180H74ZM77 179V180H76ZM142 179V180H141ZM154 179V180H153ZM157 179V180H158ZM168 179V180H167ZM206 179V180H205ZM209 179V180H208ZM226 180V181H221V180ZM256 179H259V182L258 181H256ZM15 180V181H14ZM19 180V181H18ZM27 180V181H26ZM31 180V181H30ZM60 180V181H59ZM67 181V183L65 182V181ZM73 180V181H72ZM79 180H81V181H79ZM123 180V181H122ZM146 180H147V182H146ZM148 180H149V182H148ZM152 180V181H151ZM159 180H161V179H159ZM166 180V181H165ZM208 180V181H207ZM231 180V181H230ZM247 182H246V181ZM263 180V181H262ZM2 181V182H1ZM49 182V184H48V182ZM82 181H83V183H84V185H83V183H82ZM86 183H85V182ZM88 181V182H87ZM125 181V182H124ZM129 181H131V182H129ZM132 181L134 182V183H132ZM137 181H138V183H137ZM165 183H164V182ZM168 181V183H166ZM172 181H174V182H172ZM178 181V182H177ZM190 181V182H189ZM256 181V182H255ZM23 184H22V183ZM25 182V183H24ZM35 182L36 183H38L39 184V187H38V184H35ZM46 182V183H45ZM53 182V183H52ZM80 182H81V184H80ZM123 182H124V184H123ZM140 182V183H139ZM145 182V183H144ZM154 182V183H153ZM195 184H194V183ZM206 182V183H205ZM220 182V184L221 183H223V184H221V190H220V188H217L218 187V185L217 186H215L214 184L216 183V184H218ZM224 182H227V183H224ZM230 182V183H229ZM246 182V183H245ZM249 182V183H248ZM257 182H258V184H257ZM2 183H4V184H2ZM27 183V184H26ZM33 186H31L30 184ZM35 185H37V186H34V184ZM44 183V184H43ZM52 183V184H51ZM71 183H73L72 185H70ZM75 183V184H74ZM79 183V184H78ZM137 183V184H136ZM150 183V184H149ZM177 183V184H176ZM191 183H193V184H191ZM209 183V184H208ZM213 183V184H212ZM247 185H245V184ZM12 184V185H11ZM21 186H20V185ZM24 184H26L25 186H24ZM121 184V185H120ZM129 184V185H128ZM141 184V185H140ZM150 185V186H146V185ZM151 184H154V185H151ZM162 184V185H163ZM168 184V185H167ZM180 184V185H179ZM196 184H198L197 186H195ZM211 184V185H210ZM227 185L225 188H223L225 185ZM249 184V185H248ZM254 184V185H253ZM256 184V185H255ZM263 184V185H262ZM3 185H5L4 187H3ZM41 185V186H40ZM43 185V186H42ZM56 185H57V187L58 188H60L59 189V193H58V188H55L56 187ZM59 185V186H58ZM63 185V186H62ZM78 185V186H77ZM80 185H82V186H80ZM132 185V186H131ZM134 185V186H133ZM146 187H145V186ZM170 185V186H169ZM200 185V186H199ZM205 185H206V187H205ZM231 185V186H230ZM232 185H233V188H232ZM13 186H15L16 188H19V190L17 189L16 190V188L15 187H13ZM24 186V187H23ZM51 186H52V188H51ZM54 186V187H53ZM61 186V187H60ZM70 186V187H69ZM73 186H75V187H73ZM88 187V188H86V187ZM123 186V187H122ZM128 186V187H127ZM139 186V187H138ZM142 186V187H141ZM153 188H152V187ZM154 186H155V188H154ZM165 186H167V187H165ZM171 186H173V188L177 191V189H178V191L180 190V191H182L181 193H183V195H181V193H180V191H179V194L181 195H179L180 197H182L180 200L178 199L179 198V196L177 197V194H174V196L175 197H173V196H171V195H173V194H171V193H173L174 192V189L173 188H171ZM180 186V187H179ZM195 187V189L193 188L192 189V187ZM209 186V187H208ZM234 186L236 187V189L234 188ZM261 186V187H260ZM7 187H5L6 189H7V191H8V188ZM12 187V188H11ZM31 187V188H30ZM36 187H38V188H36ZM46 187H48V188H46ZM49 187H50V189H49ZM66 188L65 190H63L64 188ZM68 187L70 188V189H68ZM76 188V190H75V192H74V189ZM78 187L80 188L81 187V189H78ZM82 187H85L86 188V190L84 189V188H82ZM123 189H122V188ZM130 187V188H129ZM132 187V188H131ZM175 187H177V188H175ZM188 187V188H187ZM200 187V188H199ZM4 188V192L6 191V189ZM12 190H11V189ZM29 188V189H31L32 190V188H35V190L33 189L32 191L30 190V192H27L26 190ZM44 190V192H45V190H48V192L46 191L45 193L43 192V190ZM54 188V189H53ZM140 188L142 189V190H140ZM145 188H147V190L145 189ZM211 188V189H210ZM260 188V189H259ZM2 189H0L1 191H3ZM14 189V190H13ZM22 189H24V190H22ZM26 189V190H25ZM29 189H28V191H29ZM41 189V190H40ZM53 191H52V190ZM57 190V192L55 193V191ZM72 189V192L71 191H68V190H71ZM83 189V190H82ZM122 189V190H121ZM144 189V190H143ZM149 189V190H148ZM162 189H164V190H162ZM165 189H166V192H165ZM171 189H173V191L171 190ZM187 189H188V191H187ZM207 189V190H206ZM228 189V190H227ZM50 190H51V192H50ZM80 192H79V191ZM123 190H124V192H123ZM130 192H129V191ZM151 190H153V195H152V191ZM155 190V191H154ZM158 190V191H157ZM169 190H171L170 192H168ZM210 190V191H209ZM216 190H217V193H216ZM224 190H226L227 191V193H226V191H224ZM234 190H235V192H234ZM259 190V191H258ZM6 191V192H7ZM13 191V192H12ZM20 191H22V192H20ZM27 193V195L25 194V192ZM34 191H36V192H34ZM67 191V192H66ZM79 193H78V192ZM115 191V192H114ZM134 191V192H133ZM144 191L145 192H147V193H144ZM160 191V192H159ZM161 191H163V192H161ZM184 191V192H183ZM187 191V192H186ZM194 191H195V195H194ZM199 191H202V193H203V195L201 194V192L199 193H197V192ZM205 191V192H204ZM223 191V192H222ZM232 191V192H231ZM241 191V192H240ZM248 191H250V192H248ZM257 191V192H256ZM40 193V194H42V192H43V194L42 195H46L45 196V199L43 200V196L41 195L40 196V194L38 195L37 193ZM62 192H64V195H63V193ZM68 192H69V194H68ZM87 192H89V191H87ZM137 192V193H136ZM141 194H140V193ZM149 192H151V195H150V193ZM218 192H219V194H218ZM239 192V193H238ZM17 193V194H16ZM52 193V194H51ZM117 193L119 194V196L117 195ZM122 193V194H121ZM126 193H129V194H126ZM131 193V194H130ZM136 195V197H135V195ZM156 193V194H155ZM159 193V194H158ZM163 193V194H162ZM166 193H168L167 195H165ZM176 193H178V192H176ZM229 193V194H228ZM236 194L237 196H232V195H234V194ZM238 193V194H237ZM242 195H241V194ZM258 193L260 194V195H258ZM9 195V196H7V195ZM14 194H16L15 196H14ZM56 194H57V196H56ZM63 196H62V195ZM67 194V195H66ZM78 194V195H77ZM79 194L81 195L80 196V200L79 199H77V200H75L76 198H77V196L79 197ZM115 194V195H114ZM128 196L127 198H126V196ZM138 194V195H137ZM140 194V195H139ZM142 194H143V196H142ZM144 194H146V195H144ZM154 194H155V196H154ZM162 194V195H161ZM170 194V195H169ZM198 194H200V195H198ZM204 194H205V196L206 197H204ZM218 196H217V195ZM223 194V196L221 197V195ZM262 194V195H261ZM7 197H6V196ZM19 195H21V196H19ZM24 195V196H23ZM35 197H34V196ZM51 195V196H50ZM71 195V196H70ZM130 195H131V198H130ZM226 195V196H225ZM248 195V196H247ZM67 196V197H66ZM84 196V197H83ZM148 196V197H147ZM156 196H158V197H161L162 196V200L159 198H155ZM164 196H166V198H164ZM185 196V197H184ZM189 196H191V197H199L200 196V199H195L194 197L193 198H191V197H189ZM212 196V197H211ZM217 196V197H216ZM250 196V197H249ZM256 196V197H255ZM261 196H262V198H261ZM29 197H31V198H29ZM32 197H33V199H32ZM36 197H38V199L36 198ZM53 197H54V199H53ZM59 197H61V198H59ZM76 197V198H75ZM100 197V198H99ZM113 197H116L115 199H113ZM124 197V198H123ZM133 197V198H132ZM143 197V198H142ZM151 198V199H149L148 201H151L152 200V202L151 203H149L146 199H148V198ZM167 197L169 198V199H178L177 201H174L173 202V200H172V204H175V205H177V207H175V205H173L174 206V208L173 207H170V206H172V205H167L168 204V201H169V199H168V201H166L167 202V204L166 203H164L165 202V200L167 199ZM177 197V198H176ZM184 197V198H183ZM188 197H189V199H188ZM206 198L207 199V203L209 204V203H212L211 201H213V199L212 198H217V199H219V200H217V201H213V203L214 202H217V203H212L213 204V206H212V204L210 205H208V204H206L204 201L205 200H203L202 202H201V198ZM208 197H210L211 198V201H209V199H208ZM230 197L233 199V197L234 198H236V199H234V202L230 199ZM239 197V198H238ZM243 197V198H242ZM261 198V199H259V198ZM7 198V199H6ZM40 198H42V199H40ZM50 198V199H49ZM73 198V201L72 200H70V199H72ZM108 198H110V199H108ZM121 198H123L122 200H121ZM125 198H126V200H125ZM130 198V199H129ZM144 198H145V200H144ZM152 198H155L156 199V201H157V199H158V201H157V206H154V205H156V201H155V199L153 200ZM223 198H224V200H223ZM226 198H228V199H230V200H228V199H226ZM259 199V201L260 202H258V199ZM32 200V202L29 204V202L28 201H26V200ZM37 201H36V200ZM65 199V200H64ZM83 199V200H82ZM129 201H128V200ZM134 199V200H133ZM139 199V200H138ZM186 199V200H185ZM191 199H192V201H191ZM193 199H195V200H193ZM240 199V200H239ZM241 199H244L245 200V203L247 202V203H249V205L247 204V205H245V203L243 204V202H244V200H243V202L240 204L239 203V201L241 202ZM25 200V201H24ZM33 200L35 201V204L37 203V205L38 204H40L41 203V205H35L34 204V202H33ZM46 200V201H45ZM55 200H56V202H55ZM58 200V201H57ZM69 200L73 203V204H71V202L69 203ZM85 200V201H84ZM102 202H101V201ZM106 200V201H105ZM109 200V201H108ZM119 200V201H118ZM137 200V201H136ZM159 200H161V201H164V202H162V203H160L159 202ZM170 200V201H171ZM198 200H200V201H198ZM237 200V201H236ZM239 200V201H238ZM41 201V202H40ZM47 201H49V203L47 202ZM54 203H53V202ZM75 201V202H74ZM83 201V202H82ZM94 201V202H93ZM124 201V202H123ZM133 201V202H132ZM136 203H135V202ZM178 201H180L181 202V204L178 202ZM183 201V202H182ZM190 201H191V203H190ZM224 201V202H223ZM228 202V205H227V202ZM251 203H250V202ZM39 202V203H38ZM52 202V203H51ZM66 204H64V203ZM89 202V203H88ZM97 202H98V204H97ZM101 202V203H100ZM107 202V203H106ZM110 202H111V204H110ZM127 202V203H126ZM139 202V203H138ZM142 202V203H141ZM144 202V203H143ZM154 202V203H153ZM177 204H176V203ZM186 202V203H185ZM200 202V203H199ZM218 202L220 203V202H222V203H220V204H218ZM231 202V203H230ZM261 202H263V203H261ZM19 203H21L20 205H19ZM25 203V204H24ZM33 203V204H32ZM45 203V204H44ZM76 203H77V205H76ZM79 203V204H78ZM80 203H81V205H80ZM106 203V204H105ZM120 203V204H119ZM127 205H125V204ZM148 203L150 204V205H148ZM205 203V204H204ZM234 203V204H233ZM238 203V204H237ZM257 203V204H256ZM49 206H48V205ZM51 204V205H50ZM53 204V205H52ZM62 204V205H61ZM85 204V205H84ZM86 204H88V205H86ZM94 204V205H93ZM117 204V205H116ZM131 204V205H130ZM136 204V205H135ZM144 204V205H143ZM147 204V205H146ZM165 206V204H166V206H169V207H166V208H169V209H167V210H165V208H164V206ZM178 204H180V206H178ZM186 204V205H185ZM190 204H192V205H190ZM199 204V205H198ZM215 204H217V205H215ZM229 204H230V207H229ZM240 204V205H239ZM243 204V205H242ZM253 205V206H251V205ZM260 204H262V205H260ZM43 205V206H42ZM46 205V206H45ZM58 205V206H57ZM61 205V206H60ZM67 205H69V206H67ZM73 205L75 206V207H73ZM93 205V207H91ZM104 205H105V207H104ZM111 205H112V207H111ZM120 205V206H119ZM123 205H124V207H123ZM143 205V206H142ZM146 205V206H145ZM153 205V206H152ZM188 205V206H187ZM196 205H197V209L195 208L196 207ZM227 205V206H226ZM234 205V207H233V209H232V206ZM236 205V206H235ZM259 206V207H261V208H259V207H257V206ZM34 206H37L38 207V209L35 207L34 208ZM48 206V207H47ZM51 206V207H50ZM67 206V207H66ZM71 206V207H70ZM81 206V207H80ZM88 206H90V207H88ZM94 206H97V207H94ZM116 206L118 207V208H116ZM141 206V207H140ZM148 206H152V207H148ZM160 206V207H159ZM181 206H183V207H181ZM185 206V207H184ZM193 206V207H192ZM195 206V207H194ZM216 206V207H215ZM222 206H224V207H222ZM240 208H239V207ZM244 206V207H243ZM245 206H248L247 208H249L250 206V208H249V211H250V209L251 208H253L252 209V212H250L249 213V211H248V209L247 208H245ZM23 207H21V209H23ZM39 207H42V209L41 208H39ZM45 207V209H43ZM46 207H47V209H46ZM56 207V208H55ZM60 207V208H59ZM66 207V208H65ZM122 207L124 208V209H126V210H124V209H122ZM199 207V208H198ZM243 207V208H242ZM32 208V209H31ZM49 208V209H48ZM54 208H55V211H54ZM59 208V209H58ZM77 210H76V209ZM81 209L80 211H79V209ZM87 208V209H86ZM91 208V209H90ZM121 208V209H120ZM140 208V209H139ZM144 208V209H143ZM155 208H157V212H156V210L153 209ZM170 208H172L173 210H171ZM186 208V209H185ZM207 208H209V209H207ZM220 208V209H219ZM224 208V209H223ZM225 208H227L228 210H229V212L230 211H232V212H228V211H226L225 212ZM234 208H235V210H234ZM247 209V210H244L243 211V209ZM65 209V210H64ZM72 209V210H71ZM99 209V210H98ZM109 209V210H108ZM114 209V210H113ZM127 209H128V211H127ZM131 209V210H130ZM136 209H138V211H136ZM143 209V210H142ZM151 209V210H150ZM176 209V210H175ZM202 209V210H201ZM206 211H205V210ZM213 209V210H212ZM214 209H215V212H214ZM222 209V210H221ZM226 209V210H227ZM241 209V211H243V213H242V215H245V216H243L244 218H245V220H243L244 218L242 217L241 219H240V221L238 220H235V213H237V211H238V213H240L239 212V210ZM37 210H40L39 212L37 211ZM48 212H47V211ZM61 211V213H60V211ZM65 211V213H64V211ZM87 210V211H86ZM93 210L96 212H93ZM97 210V211H96ZM111 210V211H110ZM113 210V211H112ZM170 211V213H172V214H169V211ZM179 210V211H178ZM182 210V211H181ZM187 210V211H186ZM208 210H209V212H211V213H209L208 212ZM222 212H221V211ZM255 210V211H254ZM260 210V211H259ZM263 210V211H262ZM14 211H16V209L14 210ZM59 213H58V212ZM68 211V212H67ZM71 211V212H70ZM79 212V214H78V212ZM81 211H82V213H81ZM92 211V213H90ZM100 211V212H99ZM116 211V212H115ZM118 211V212H117ZM126 212V214H128L127 216L126 215H124V213ZM165 211V212H164ZM175 211V212H174ZM176 211H178L179 213H177ZM189 211H191V212H189ZM200 211V212H199ZM203 211V212H202ZM205 211V212H204ZM246 211V212H245ZM254 211V212H253ZM262 211V212H261ZM13 212V211H12ZM11 212V213H12ZM46 212V213H45ZM70 212V213H69ZM104 212L106 213V214H104ZM107 212H109V213H107ZM117 213V214H115V213ZM120 212V213H119ZM121 212H122V214H121ZM135 212V213H134ZM153 212V213H152ZM181 212V213H180ZM260 212H261V214H260ZM80 213H81V215H80ZM134 213V214H133ZM158 214L157 216H155L156 214ZM162 213H165V214H162ZM174 213V214H173ZM178 214L177 216H176V214ZM189 213V214H188ZM192 213L193 214H195V215H192ZM198 213H203V214H205V213H207L206 215H208L209 214V218L207 217V216H205V215H201L202 216V218H200V217H198V216H196V214H198ZM213 213V214H212ZM225 213H227L226 215L227 216H225ZM246 213V214H245ZM15 214V212H13V214H9V215H11V217L10 216H8L7 217V219H9V217L10 218H12V216ZM20 214V213H19ZM50 214V215H49ZM56 214V215H55ZM61 214V215H60ZM64 215V217H63V215ZM84 214L87 216H84ZM88 214V215H87ZM108 214V215H107ZM110 214H112V215H110ZM115 216H114V215ZM132 214V215H131ZM160 214H162V215H160ZM182 214V215H181ZM186 214H187V216H189V217H186ZM211 214V215H210ZM215 214H217L216 215V218L215 219H217L216 221L217 222H219L220 224H218L216 221H215V219L212 217V215L214 216ZM221 214V215H220ZM241 214V213H240ZM251 214H253V215H251ZM72 215H73V219H72ZM79 215V216H78ZM83 215V216H82ZM118 215V216H117ZM136 215V216H135ZM146 215H148L147 217H146ZM163 215H164V217H163ZM170 215V216H169ZM175 215V216H174ZM230 215V216H229ZM233 215H234V218L232 219V217H233ZM251 215V216H250ZM254 215H257V216H254ZM260 215V216H259ZM262 215V216H261ZM4 216V217H3ZM16 218H18L19 216H17V213H16ZM21 216V215H20ZM58 216V217H57ZM76 216H77V218L78 217H80L79 219H76ZM91 216H92V218H91ZM124 216V217H123ZM126 216V217H125ZM145 216V217H144ZM150 216V218H148ZM166 216V217H165ZM171 216H174L173 218L171 217ZM194 216H196V217H194ZM206 218H208L209 220H211L210 219V217H212L213 219H214V223H212L213 222V219L211 220V223H209L210 221L209 220H205V221H203L204 219H205V217ZM247 216V217H246ZM250 216V217H249ZM252 216H253V218H252ZM3 217V218H2ZM83 217V218H82ZM85 217V218H84ZM98 217V218H97ZM105 217V218H104ZM128 217L130 218V219H128ZM158 217H160L159 219H158ZM169 217H171V218H169ZM185 217V218H184ZM190 217H191V219H190ZM219 217V218H218ZM260 217V218H259ZM13 218H14V216H13ZM15 218V219H16ZM59 218H61L60 220H59ZM135 218V219H134ZM157 218V219H156ZM166 218H168V221H167V219ZM175 218V219H174ZM181 218H182V220H181ZM186 218H188V220L186 219ZM221 218V219H220ZM223 218H224V220H223ZM246 218H249V219H246ZM255 218V220H254V222H252L253 221V219ZM257 218H258V220H257ZM6 219V220H7ZM71 219V220H70ZM81 219V220H80ZM83 219V220H82ZM98 220V222H97V220ZM102 219V220H101ZM108 219V220H107ZM111 219V220H110ZM134 219V220H133ZM154 219V220H153ZM185 219V220H184ZM201 219H203V220H201ZM70 222H69V221ZM75 220H77V221H75ZM80 220V221H79ZM104 220V221H103ZM114 220V221H113ZM116 220V221H115ZM122 220H123V222H122ZM131 220V221H130ZM132 220H133V226L134 227H132ZM159 220V221H158ZM178 220V221H177ZM193 220V221H192ZM196 220V221H195ZM234 222H233V221ZM251 220V221H250ZM52 221V220H51ZM85 221V222H84ZM101 221V222H100ZM112 221V222H111ZM153 221H155L154 223L155 224H153ZM162 221V222H161ZM174 221V222H173ZM189 221H190V223H189ZM206 221H208V223L206 222ZM229 221V222H228ZM247 221L249 222V224L247 223ZM258 221V222H257ZM259 221H261V222H259ZM36 222V221H35ZM61 222H63V224L61 225L60 223ZM67 222V223H66ZM76 222V223H75ZM84 222V223H83ZM104 222V223H103ZM135 222H137L136 224H135ZM158 222H160V223H158ZM167 222V223H166ZM174 224H173V223ZM182 222H184L185 224H183ZM187 222V223H186ZM200 222V223H199ZM215 222L217 223V224H215ZM256 222V223H255ZM51 223V224H50ZM79 223V224H78ZM95 223H97V224H95ZM110 223V224H109ZM115 223H117V224H115ZM162 223V224H161ZM177 223V224H176ZM178 223H179V225H178ZM196 223V224H195ZM198 223V224H197ZM204 223V224H203ZM226 224V225H224V224ZM255 223V224H254ZM263 225H262V224ZM34 224V223H33ZM33 224H31V225H33ZM36 225L37 224H41L42 225V223H40V222H36L35 223ZM34 224V226H36ZM50 224V225H49ZM65 224V225H64ZM71 224V225H70ZM84 224V225H83ZM87 224V225H86ZM95 226H94V225ZM100 224V225H99ZM128 224H129V226H128ZM159 224V225H158ZM173 224V225H172ZM186 224H187V226H186ZM202 224V225H201ZM210 225L211 226V228H210V226H208L207 227V225ZM213 224H214V226H213ZM230 224H231V226H230ZM246 224V225H245ZM2 225V226H1ZM53 225V226H52ZM56 225V226H55ZM65 227H64V226ZM66 225H67V229H66ZM69 225V226H68ZM74 225V226H73ZM82 225V226H81ZM91 225H92V227H91ZM115 225V226H114ZM154 225V226H153ZM167 225H168V228L170 229V227H171V229H172V227H173V231L170 229V231H169V229L167 228ZM170 225V226H169ZM181 225H183V226H181ZM185 225V226H184ZM191 225V226H190ZM194 225H195V228H194ZM216 225H217V228H216ZM233 225V226H232ZM237 225V226H236ZM249 225V226H248ZM260 225H261V227H260ZM6 226V224H4V227ZM38 226V225H37ZM88 226V227H87ZM99 228H98V227ZM104 226H106V227H104ZM136 226V227H135ZM156 226V227H155ZM165 228H164V227ZM179 226H180V228H179ZM202 227V228H200V227ZM206 226V227H205ZM225 226V227H224ZM255 226V227H254ZM258 226V229H256V227ZM47 227V228H48ZM68 227H71V228H68ZM74 227V228H73ZM76 227V228H75ZM79 227V228H78ZM86 227V228H85ZM113 229H112V228ZM140 227V228H139ZM158 227H160L159 229H158ZM177 227V228H176ZM182 227V228H181ZM192 227V228H191ZM200 229H199V228ZM213 227V228H212ZM232 227H234V228H236L237 227V229H238V231H237V229H233ZM240 227V228H239ZM247 227H250V228H247ZM33 228H35V227H33ZM96 228V229H95ZM112 230H111V229ZM134 228L136 229V228H138V229H136V231L134 230ZM149 229V230H147V229ZM156 228V229H155ZM161 228L164 230V232H163V230H161ZM203 228H205L204 229V231H203ZM226 228H228V229H226ZM74 229H75V231H76V233H75V231H74ZM97 229H99V230H97ZM104 229V230H103ZM107 229V230H106ZM132 229V230H131ZM176 229V230H175ZM179 229V230H178ZM182 229V230H181ZM185 229V230H184ZM189 231H188V230ZM192 231H191V230ZM196 229V231H195V234L193 233L194 232V230ZM208 229V230H207ZM214 230V231H212V230ZM217 229V230H216ZM225 230L224 232L222 231V230ZM231 229H233L234 231H231ZM256 229V230H255ZM71 230H73V231H71ZM77 230H79L78 232H77ZM81 230L83 231V234H80V233H82L81 232ZM88 230V231H87ZM94 231V233L93 232H91V231ZM96 230V231H95ZM101 230V232H99ZM126 230V231H125ZM131 230V232H129ZM151 230V231H150ZM199 230V231H198ZM218 230H220V231H218ZM254 230V231H253ZM4 231V232H3ZM70 231V232H69ZM109 231V232H108ZM128 231V232H127ZM140 231V232H139ZM149 231V232H148ZM158 231H159V233H158ZM162 231V232H161ZM167 231H169V232H171V233H169V232H167ZM177 231V232H176ZM183 231V233H181ZM208 233H207V232ZM258 233H257V232ZM5 232H7V233H5ZM76 234V236H75V234ZM80 232V233H79ZM87 232H89L90 234L92 233V235H90V234H85V233ZM105 232V233H104ZM107 232V233H106ZM111 232H113V233H111ZM121 232V233H120ZM139 232V234H141V235H137V233ZM145 232H146V235H145ZM150 232H152V233H150ZM153 232H157L156 234L155 233H153ZM176 232V233H175ZM205 232V233H204ZM217 232H218V234H217ZM221 232V233H220ZM223 232V233H222ZM225 232H227V233H225ZM239 232H240V235H239ZM246 232H248L249 234H247ZM96 233V234H95ZM118 233H119V236H117L118 235ZM129 233V234H128ZM130 233H131V235H130ZM132 233H133V235H132ZM162 233V234H161ZM164 233V234H163ZM175 233V235L176 236H174L173 234ZM180 234L181 236H179L178 234ZM189 233V234H188ZM198 233V234H197ZM220 233V234H219ZM225 233V234H224ZM230 233V234H229ZM236 233H238V234H236ZM242 233V234H241ZM7 234V235H6ZM79 234V235H78ZM93 234L95 235V237H92L93 236ZM114 234V235H113ZM117 234V235H116ZM125 236H124V235ZM136 234V235H135ZM151 234H153V235H151ZM166 234H168V235H166ZM170 234V235H169ZM172 234V235H171ZM188 236H186V235ZM191 234V235H190ZM193 234V235H192ZM215 234V235H214ZM223 234V235H222ZM251 234H252V236H251ZM69 236V238H67L68 236ZM81 235V236H80ZM97 235V236H96ZM113 235V236H112ZM155 235V236H154ZM160 235V237H157V236H159ZM161 235H162V237L163 238H165V242H164V239L162 240V238H161ZM165 235H166V237H165ZM185 235V236H184ZM195 235V236H194ZM203 237H202V236ZM212 235V236H211ZM225 235H227V236H225ZM229 235V236H228ZM231 235H232V238H231ZM236 237H235V236ZM249 236V238H248V236ZM15 236V237H14ZM84 236V237H83ZM90 236V237H89ZM117 236V237H116ZM130 236H131V238H130ZM138 237V238H136V237ZM145 238H144V237ZM173 236V237H172ZM190 236V237H189ZM215 236H217V238L215 237ZM233 236L235 237V238H233ZM4 237V238H3ZM8 239H7V238ZM12 237H14V238H16V239H13ZM80 237L82 238V242H80L81 241V239H80ZM98 237V238H97ZM115 237V238H114ZM119 237H121V238H119ZM141 237V238H140ZM148 237V238H147ZM191 237H193V239L191 238ZM199 237V238H198ZM206 237V238H205ZM214 239H213V238ZM219 237H221L220 239H219ZM225 237V238H224ZM259 237H261L262 239H260ZM67 238V239H66ZM95 238V239H94ZM140 238V239H139ZM144 238V239H143ZM158 238H160V239H158ZM170 238V240L168 241V239ZM177 238V239H176ZM181 238H183V240L181 239ZM202 238V239H201ZM254 238V239H253ZM4 239V240H3ZM6 239V240H5ZM10 239V240H9ZM64 239H66V240H64ZM90 241H89V240ZM132 239V240H131ZM136 241H135V240ZM154 239V240H153ZM173 239H176V242H175V240L174 241H172ZM181 239V240H180ZM198 239V240H197ZM204 239H205V241H204ZM219 241H218V240ZM223 239V240H222ZM232 239H233V241H232ZM237 239V240H236ZM241 239H243V240H241ZM249 239V240H248ZM250 239H252V240H254V241H252L251 243L252 244H257L259 241L258 240H261L256 246L257 247H260V250L257 252V250H258V248L256 247V251L254 250V248L252 249V250H254V253L252 254L251 253V251H249L250 249L248 248V246L249 245H251V244H248L251 240ZM257 239V240H256ZM94 240V241H93ZM116 240H117V242L119 243V245H118V243L116 244L115 242H116ZM144 240V241H143ZM147 242H146V241ZM159 240V241H158ZM162 240V241H161ZM178 240V241H177ZM186 240V241H185ZM200 240V241H199ZM202 240V241H201ZM213 241V243H212V241ZM217 240V241H216ZM235 240V241H234ZM14 243H12V242ZM172 242V245L170 244L171 242ZM183 241V242H182ZM189 241L191 242V243H189ZM238 241V242H237ZM242 242L243 241V243H242V245L244 244V243H246V242H244V241H247L248 243H246V244H244L245 246H244V248H246V245H247V248H246V250L245 249H243V246L240 244V242ZM257 241V242H256ZM3 242V243H2ZM8 242V243H7ZM10 242V243H9ZM15 242L17 243V244H15ZM135 242V243H134ZM144 242H146L145 243V246H144ZM173 242H175V243H177L178 242V245H180L179 246V248L182 250V251H187V252H185V253H188V255L186 256V258L184 257L185 256V253H183L179 248H178V246H176V244H175V246L173 247ZM202 243V244H200V243ZM206 244H205V243ZM207 242H209V243H207ZM210 242H211V244H210ZM225 242H226V244H225ZM232 242V243H231ZM20 243V244H19ZM27 245H26V244ZM67 243V244H66ZM80 243V244H79ZM131 243H134V244H131ZM137 243V244H136ZM141 243V244H140ZM152 243V245L150 246V244ZM156 243V244H155ZM159 243H161V246H159L160 244ZM165 243V244H164ZM181 243V244H180ZM193 243H195V244H193ZM196 243H197V245H196ZM219 244V246H217V244ZM223 243V244H222ZM229 243V244H228ZM238 243V244H237ZM3 244V245H2ZM23 244V245H22ZM82 244V245H81ZM115 244V245H114ZM159 244V245H158ZM168 244H170V245H168ZM216 244V245H215ZM260 244H262V245H260ZM17 245V246H16ZM21 246V247H19V246ZM55 245V246H54ZM62 245V246H61ZM66 247H65V246ZM68 245H69V247H68ZM78 245V246H77ZM80 245V246H79ZM113 245H114V247H113ZM117 245L119 246V248L117 247ZM123 245H124V248H123ZM133 245V246H132ZM134 245H135V247H134ZM140 245V246H139ZM154 245V246H153ZM168 245V246H167ZM191 245V248H189V246ZM200 245H201V247H200ZM205 245V246H204ZM208 245V246H207ZM212 245H213V248H212ZM229 245V246H228ZM231 245V246H230ZM6 246V247H5ZM7 246H9V247H7ZM27 247V249H26V247ZM49 246V247H48ZM120 246H121V248H120ZM130 246H132V247H130ZM142 246H143V248H142ZM165 246V247H164ZM168 248H167V247ZM184 247V248H182V247ZM186 246H188L187 248H186ZM197 248H196V247ZM215 246V247H214ZM223 246V247H222ZM255 246V245H254ZM30 247V248H29ZM46 247H47V249H46ZM58 247V248H57ZM71 247V248H70ZM78 247V248H77ZM128 247V248H127ZM147 247H148V249H147ZM158 247V248H157ZM160 247V248H159ZM161 247H164L163 249L161 248ZM211 247V248H210ZM251 247H253L252 245H251ZM11 248H13V250L11 249ZM14 248H16L15 250H14ZM26 249V250H24V249ZM32 248L35 250H32ZM37 248V249H36ZM38 248H39V250H38ZM50 248V249H49ZM54 248V249H53ZM63 248L65 249L64 250V252H63ZM67 248V249H66ZM74 248V249H73ZM127 248V249H126ZM135 248V249H134ZM137 248V249H136ZM138 248H140L141 250H139ZM150 248H152V249H150ZM153 248H155V250L153 249ZM157 248V249H156ZM175 248H177L178 249V251L180 252H182L183 253V259L181 258V256L182 255H180L179 256V254L181 253H179L178 254V251H176L177 249H175ZM193 248V249H192ZM209 248H210V251H209ZM229 248H230V250H229ZM263 250H262V249ZM8 249V250H7ZM9 249H10V251H9ZM31 249V250H30ZM44 249V250H43ZM50 251H49V250ZM59 249V250H58ZM62 249V250H61ZM70 249V250H69ZM120 249V250H119ZM143 249H144V251L146 250L147 251V253H146V251H145V253H144V251H143ZM159 249V250H158ZM189 249V250H188ZM198 250V252H200V253H198L196 250ZM200 249V250H199ZM214 249V250H213ZM226 249V250H225ZM227 249H228V251H227ZM247 249H248V251H247ZM23 250V252H21ZM42 250V251H41ZM51 250H53V252L51 251ZM57 250V251H56ZM67 250V251H66ZM137 250H139V251H137ZM166 250V251H165ZM192 250V251H191ZM219 250V251H218ZM223 250V251H222ZM241 250V251H240ZM246 252H245V251ZM6 251H8V252H5ZM13 251V252H12ZM17 251V252H16ZM25 251V252H24ZM32 251V252H31ZM44 251V252H43ZM47 253H46V252ZM66 251V252H65ZM68 251L70 252V253H68ZM161 251V252H160ZM189 251V252H188ZM214 251H216V252H214ZM222 251V252H221ZM231 251V252H230ZM242 252V253H240V252ZM11 252V253H10ZM20 252V253H19ZM50 252H52V253H50ZM61 252V255H63V256H61L59 253ZM63 252V253H62ZM77 252H79V253H77ZM141 252H143L142 254H140ZM148 252H151V255L153 256H151L150 255V253H148ZM156 252V253H155ZM157 252H159V253H157ZM163 252V253H162ZM175 252V253H174ZM195 252V253H194ZM202 252H203V254H202ZM214 252V253H213ZM230 252V253H229ZM247 252H250L251 254H249V253H247ZM255 252L257 253V254H255ZM3 253H5V254H3ZM7 253H9V254H7ZM41 253V254H40ZM44 253V254H43ZM64 253H68L67 255L65 254L64 255ZM73 253V254H72ZM127 253V254H126ZM139 253V254H138ZM154 253V254H153ZM176 253L178 254V255H176ZM181 253V254H182ZM191 253H193L192 255H194V256H191L190 257V255H191ZM222 254V255H220V254ZM225 253V254H224ZM12 254H14L13 256H12ZM17 254V255H16ZM43 254V255H42ZM47 254H49V255H47ZM58 254L61 256H59V257H57L58 256ZM72 254V255H71ZM81 254V255H80ZM123 254H124V257H122L123 256ZM126 254V255H125ZM157 254V255H156ZM166 254V255H165ZM203 255V257L206 255V258H203L202 257V255ZM212 254V255H211ZM215 254H219V255H215ZM239 254H242L243 255V257L245 258L246 257V259H244L243 257H242V255L240 256ZM248 254V255H247ZM260 254V255H259ZM5 255V256H4ZM27 255V256H26ZM35 255H36V257H35ZM46 255V256H45ZM68 255H70V256H68ZM77 255H79V256H77ZM134 255L136 256V258L134 257ZM140 257V259H139V257ZM146 255V256H145ZM164 255V256H163ZM175 255V256H174ZM213 255H215L216 257H214V259H212V256ZM228 255V256H227ZM230 255V256H229ZM249 255H251V256H249ZM254 255V256H253ZM255 255H256V257H258V258H256L255 257ZM22 256V257H21ZM43 257L42 259L40 258V257ZM52 256V257H51ZM56 256V257H55ZM66 256H67V258H66ZM72 256H73V258H72ZM161 256V257H160ZM166 256H168V257H166ZM188 256H189V258H188ZM211 256V257H210ZM218 256V257H217ZM220 256V257H219ZM262 256V257H261ZM9 257V258H8ZM25 257V258H24ZM27 257V258H26ZM35 257V258H34ZM69 257V258H68ZM134 257V258H133ZM148 257V258H147ZM159 257V258H158ZM192 257L194 258L193 260H192ZM233 258V260H234V262L235 263H233V260H232V258ZM239 257V258H238ZM240 257H241V259H240ZM255 257V258H254ZM12 258V259H11ZM51 258V259H50ZM72 258V259H71ZM75 258V259H74ZM123 258V259H122ZM138 258V259H137ZM167 258H168V260H167ZM169 258H171V260L169 259ZM179 258V259H178ZM181 258V259H180ZM198 258V259H197ZM202 258V259H201ZM221 258V259H220ZM231 260H230V259ZM235 258H238V259H240V261L238 260V259H236L235 260ZM243 258V259H242ZM256 259V260H254V259ZM2 259V260H1ZM7 259V260H6ZM9 259H11L10 261H9ZM17 259V260H16ZM19 259V260H18ZM24 259V260H23ZM26 259V260H25ZM45 259H46V261H45ZM57 259V260H56ZM63 259H65L64 261H63ZM66 259H67V261H66ZM75 260V262H74V260ZM177 259L179 260V263H176L177 262ZM185 259L187 260V261H185ZM197 259V260H196ZM212 259V260H211ZM254 260L253 262H251V260ZM13 260V261H12ZM79 260V261H78ZM124 260V261H123ZM137 260H138V262H137ZM155 260H157L158 262H156ZM201 260H202V262H201ZM205 260H207V261H205ZM220 260V261H219ZM51 261V262H50ZM52 261H54V262H52ZM61 261H63V262H61ZM70 261V262H69ZM73 261V262H72ZM123 261V262H122ZM151 261H152V263H151ZM154 261V262H153ZM167 263H166V262ZM170 261V262H169ZM172 261V262H171ZM181 261H184V262H181ZM193 261H195L194 263H192ZM207 262V263H205V262ZM228 261V262H227ZM243 261V262H242ZM246 261V262H245ZM248 261V262H247ZM251 263H250V262ZM255 261H257V262H255ZM260 261H262V263H260ZM47 262H49V263H47ZM211 262V263H210ZM221 262V263H220ZM225 262V263H224ZM242 262V263H241ZM80 263V264H81Z\"/></svg>",
    "mask_w": 264,
    "mask_h": 264
},
{
    "label": "bare ground",
    "instance_id": "obj_2",
    "mask_svg": "<svg viewBox=\"0 0 264 264\" xmlns=\"http://www.w3.org/2000/svg\"><path fill=\"white\" fill-rule=\"evenodd\" d=\"M1 1H2V0H1ZM4 1L7 2L6 0H4ZM11 1H12V0H10V3H12V2H14V3H20L19 0H18V2H15V1H17V0H13L12 2H11ZM24 1L28 2L29 0H24ZM24 1H21V2H24ZM36 1H39V2H37V3H40L39 5H37V7H40V6H41L40 8L44 7V8H43L44 11H45L46 9H50V8H51V9H55V7L57 6V5L55 6V1H56V0H43V1H45L44 3L41 2L42 0H41V1H40V0H36ZM36 1H34L35 4H36ZM60 1H61V0H60ZM75 1H76V0H75ZM77 1H79V0H77ZM77 1H76V2H77ZM82 1H83V0H82ZM86 1H87V0H86ZM88 1H89V0H88ZM88 1H87V2H88ZM101 1H102V0H101ZM129 1H130V0H129ZM132 1H133V0H132ZM134 1H135V0H134ZM141 1H143V3H144L145 0H141ZM147 1H148V0H147ZM149 1H150V0H149ZM158 1H159V0H158ZM160 1H161V0H160ZM160 1H159L158 3H160ZM186 1H189V0H186ZM190 1H192V0H190ZM198 1H199V0H198ZM200 1H201V0H200ZM224 1H226V0H224ZM242 1H244V0H242ZM259 1L262 2V0H259ZM263 1H264V0H263ZM5 2H4V3L1 2V3H3V5H4ZM31 2H32V1H31ZM62 2H63V1H62ZM62 2H61V3H62ZM66 2H67V0H66ZM66 2H65V3H66ZM69 2H70V1H69ZM90 2H91V4H93V5L95 6V8H96V7H99V8L101 9V11H102V9H103V12H104V14H105L106 16H104V14L101 13V12H100V14H103V17H107V16H108V18H106V19L109 20V21H107V20H106V21L108 22V25L113 26V28L111 27V28H112V29H111L112 31H113V29H114V30L117 31V33H118V32H121V31L123 32V31H125L124 29L122 30V28L124 27V25H125V27H126V25H128V26L132 25V29H133V30L136 31V29H137L136 34L138 33V30H140L139 34H137V35H138L137 37H139V35H140V33H141V36H142L143 40H148V39H149L148 42H152V41H151V38H152V40H153L152 45H154L155 43H157V36H158V39H159L158 42H160V40L163 39V40H166L167 43H168L169 41H170V43H174V44H176V42L179 43V41H180V37L183 36V40H184V37H185V36H184L183 34H185V35H186V39H188L189 37L187 36V34L191 35V33H192V28H194V22H193V23H192V21L188 22V20L185 21V19H184V17H183L184 15H185V17H186V16L192 17V16H190V12H191V11H189V9L192 10V8H194V6L192 5V6H193L192 8L190 7L189 9H187L188 6H186V5H188V4L185 3V2L182 3V4H184V5L186 4V5H185L184 7L181 5L180 7H182V8H181L180 10L178 9V12H177V13H176V11H174L173 8H171V9H173V11H174L176 14H174V15L172 14L173 16H171L169 19H168L167 17H168V14L171 15V14H170V13H171V11H170V10H171L170 7H171L172 5H174V4H172L171 2H170V3H171L172 5H171V4L169 5V4L167 3L168 6H169L168 9H170V10L166 9V6H165L166 4L163 5L164 2L162 3V5L165 6V7H164L165 10L163 9V10H164L163 12H162V11H159V12H158V14L160 13L159 15H158L157 12H156V17H157V16H158V17H157V18L154 17L155 19H153V16H152V17H149V16H151L150 13L153 14V13H152L153 10H151V9H154V8H152V7L150 8L149 6H146V7L149 8V10H151V12H149L148 14H146V16L148 15L147 18H146L145 16H144V17L142 16L143 18H142L141 16H139V15H141L142 13H144V12H143L144 9L142 10L141 5L139 4L140 1L138 2L137 0H136V2H138V3H137L138 5H136V4H135V5H134V4H133V5H129V4H127V3L125 2V0H124V1H123V0H116V1H115V0H105L104 2H101V3H100V1H98V0H90ZM97 2H99V3H97ZM152 2H153V1H152ZM152 2H150L149 4H151ZM156 2H157V0H156ZM165 2H166V1H165ZM175 2H176V0H175ZM179 2H180V0H178L177 4H179ZM195 2H197V1L195 0ZM206 2H207V0L204 1V4H205ZM209 2H210V1H209ZM221 2H222V1H221ZM255 2H256V1H254V3H255ZM7 3H9V1H8ZM29 3H30V2H29ZM29 3H28V4H29ZM63 3H64V2H63ZM71 3H72V2H71ZM79 3H80V1H79ZM88 3H89V2H88ZM133 3H134V2H133ZM173 3H174V2H173ZM191 3H192V2H191ZM200 3H201V2H200ZM210 3H212V2H210ZM217 3H218V2H217ZM247 3H248V2H247ZM263 3H264V2H263ZM56 4H58V1H57ZM69 4H70V3H69ZM81 4H82V3H81ZM91 4H89V5L91 6ZM116 4H118V5H117L118 8H117V6H116L117 9H119V8L122 9V10L119 9V12H118V13H117V11H114V9H113V8H114V5H116ZM130 4H132V2H130ZM149 4L147 3V5H149ZM152 4H153V5H156L157 3L155 4V2H154V3H152ZM193 4H194V2H193ZM206 4H208V2H207ZM214 4H215V3H214ZM228 4H229V3H228ZM241 4H242V3H241ZM241 4H240V5H241ZM245 4H246V3H245ZM252 4H253V3H252ZM252 4H251L250 6H252ZM255 4H257V3H255ZM255 4H254V5H255ZM1 5H2V4H1ZM7 5H9V4L4 5V7L1 6V8H0V9L3 8V11L1 10L0 12H4V11L6 10L3 14L0 13V16L4 17V18L0 17V26H5V25L9 24L8 26H5L4 28H3V27H0V35H2L4 38H5L6 34H9V35H10V33L12 34L13 30L15 31V29H16L17 27L19 28V26H17V25H18V22H20L19 24L22 25V24H21L22 21H24L25 18L28 17L27 14H23V16H26V17H23V16L21 15L22 12H20V14L18 13L19 15L15 14V13L17 12L16 10H15L14 13H8V12H7V11H8L7 9H8V8H9V9H14L13 7H14L15 5H13L12 7L9 6L8 8H5V6L7 7ZM93 5H92V6H93ZM139 5H140V6H139ZM142 5H143V4H142ZM162 5H161V6H162ZM195 5H196V4H195ZM202 5H203V0H202ZM210 5H211V4H209L208 6H207V5H206V6L204 5V6L208 8ZM220 5H221V4H220ZM243 5H244V4H243ZM248 5H249V4H248ZM257 5H258V4H257ZM259 5H260V4H259ZM261 5H263V4H261ZM261 5H260V6H261ZM20 6H22V5H20ZM59 6H60V5H59ZM68 6H69V5H68ZM83 6H84V5H83ZM92 6H91V7H92ZM156 6H157V5H156ZM156 6H155V7H156ZM175 6H176V5H175ZM178 6H179V5H178ZM190 6H191V5H190ZM204 6H203V7H204ZM211 6H213L214 8H216V7H215L216 5H211ZM211 6H210V7H211ZM230 6H232V5H230ZM234 6H235V4H234ZM246 6H247V5H246ZM250 6H249V7H250ZM255 6H256V5H255ZM24 7H25V6H23V8H24ZM57 7H58V6H57ZM75 7H76V6H74V8H75ZM86 7H87V6H86ZM153 7H154V6H153ZM158 7H159V6H158ZM180 7H179V8H180ZM196 7H197V5H196ZM198 7H199V6H198ZM200 7H201V5H200ZM213 7H212V8H213ZM225 7H226V6H225ZM241 7H242V6H241ZM253 7H254V6H253ZM261 7H262V6H261ZM261 7L259 8L260 10H261ZM27 8H28V7H27ZM29 8H30V10H32V9L34 8V6L31 7V6L29 5ZM65 8H66V7H65ZM89 8H90V7H89ZM92 8H93V7H92ZM144 8H145V7H144ZM148 8H147V9H148ZM156 8H157V7H156ZM156 8L154 9L155 11H156ZM161 8H162V7H160V9H161ZM201 8H202V7H201ZM207 8H206V9H207ZM214 8H213V10H214ZM229 8H231V7H229ZM235 8H236V7H235ZM238 8H240V7H238ZM238 8H237V10L235 11V13H234V12L231 13L232 15H234V17H235L236 20L245 17V15H248L247 12L249 11V9H250L251 7H250L249 9H247L248 11L245 9L246 7H244V8L242 7L241 9H238ZM16 9L18 10V7H17V6H16ZM20 9H22V8H20ZM20 9H19V10H20ZM43 9H36V10L34 9V10H32V11H33V13H32V14H33V18H34V15H36V14H34V11H37V10L41 11V10H42V13H39V14H43V13L46 12V11L43 12ZM51 9H50V10H51ZM61 9H62V8H61ZM77 9H78V8H77ZM84 9H85V8H84ZM96 9H98V8H96ZM147 9H145V10H147ZM160 9L158 8V10H160ZM175 9H176V8H175ZM198 9H200V8H198ZM198 9H197V10H198ZM203 9H204V8H203ZM203 9H202V10H203ZM208 9H209V8H208ZM208 9H207V12H208L209 10L212 11L211 8H210L209 10H208ZM218 9H219V8H218ZM223 9H224V7H223ZM79 10H80V8H79ZM91 10H92V9H91ZM94 10H95V9H94ZM193 10H194V9H193ZM200 10H201V9H200ZM216 10H217V9H216ZM219 10H220V9H219ZM262 10H263V9H262ZM12 11H14V10H11L10 12H12ZM22 11H23V9H22ZM24 11H25V10H24ZM63 11H64V10H63ZM85 11H86V10H85ZM92 11H93V10H92ZM120 11H122V12H120ZM147 11H148V10H147ZM147 11H145V13H147ZM187 11H189V15H188ZM203 11H204V10H203ZM224 11H225V10H224ZM226 11H227V10H226ZM226 11H225V12H226ZM233 11H234V8H233ZM258 11H259V10H258ZM18 12H19V11H18ZM27 12H29V11H27ZM27 12H26V13H27ZM51 12H53V11H51ZM51 12L47 11V14L50 13L51 16H53V14H54V16H55V13H56V12H53V13H51ZM58 12H60V11H58ZM58 12H57V13H58ZM74 12H76V11H74ZM88 12L90 13V11H88ZM97 12L99 13V11H97ZM199 12L201 13V11H199ZM229 12H230V10H229ZM229 12H228V13H229ZM253 12H254V11H253ZM253 12H252V13H253ZM29 13H30V12H29ZM62 13H63V12H62ZM76 13H77V12H76ZM79 13H81V12H79ZM86 13H87V12H86ZM86 13H85V14H86ZM98 13H97V14H98ZM140 13H141V14H140ZM154 13H155V12H154ZM172 13H173V12H172ZM193 13H197V12H193ZM204 13H206V10H205ZM210 13H213V11L210 12ZM214 13H215V12H214ZM219 13H220V12H219ZM222 13H223V12H222ZM257 13H258V12H257ZM261 13H262V12H261ZM47 14H45L44 16L46 17ZM66 14H68V12H66ZM74 14H75V13H74ZM82 14H83V13H82ZM186 14H187V15H186ZM217 14H218V13H217ZM223 14H224V13H223ZM231 14H230V15H231ZM258 14H259V13H258ZM70 15H71V14H70ZM70 15H69V16H70ZM75 15H76V14H75ZM83 15H84V14H83ZM143 15H144V14H143ZM191 15H192V13H191ZM194 15H195V14H193V16H194ZM230 15H229V16H230ZM232 15H231V16H232ZM39 16H40V15H39ZM39 16H38V19H39ZM48 16H49L50 19L53 18V17H51L50 15H48ZM65 16H66V15H65ZM78 16H79V15H78ZM86 16L88 17L89 15H86ZM93 16H94V14H93ZM166 16H167V17H166ZM200 16H201V15H200ZM206 16H207V19H208V21H209L210 19H209L208 17L210 16V14H209V16H208V13H207V15H205V16H204V14H203V16H201V17L204 18V17H206ZM220 16H221V15H220ZM223 16H224V15H223ZM249 16H250V15H249ZM42 17H43V15H42ZM42 17H41V18H42ZM57 17H59V16H57ZM60 17H62V16H60ZM74 17H75V16H74ZM74 17H72V18H74ZM81 17H82V16H81ZM89 17L92 18V16H89ZM99 17H100V16H99ZM197 17H199L198 14H197ZM212 17H213V16H212ZM234 17H233V19H234ZM247 17H248V16H247ZM259 17H260V16H258V18H259ZM261 17H262V16H261ZM263 17H264V16H263ZM30 18H31V17H30ZM47 18H48V17H47ZM54 18H56V16H55ZM63 18H64V17H63ZM91 18H90V19H91ZM96 18H97V16H96ZM219 18L222 19L223 17H219ZM254 18H255V17H254ZM258 18H257V20H260V19H258ZM31 19H32V18H31ZM68 19H71V18H68ZM68 19H67V20H68ZM74 19H77V18H74ZM74 19H73V20H74ZM86 19H88V18H86ZM86 19H84V20H86ZM100 19L102 20V22L105 21L104 19H102V16H101ZM100 19H99V21H101ZM152 19H153V20H152ZM191 19H192V18H191ZM195 19H196V18H195ZM195 19H194V20H195ZM201 19H202V18H201ZM212 19H213V18H211V20H212ZM246 19H247V18H246ZM250 19H251V18H250ZM10 20L12 21L11 24H10ZM27 20H28V18H27ZM35 20H37V19H35ZM39 20H40V19H39ZM39 20H37V21H39ZM44 20H46V19H44ZM47 20L49 21V19H47ZM52 20H53V19H52ZM52 20H51V22H52ZM56 20H57V19H56ZM60 20H61V19H60ZM67 20H66V21H67ZM80 20H81V19L79 18V21H80ZM84 20H83V21H84ZM103 20H104V21H103ZM189 20H190V19H189ZM199 20H200V19L198 18V21H199ZM213 20H215V19H213ZM218 20H219V19H218ZM254 20H255V19H254ZM28 21L30 22L31 20H28ZM32 21H33V20H32ZM32 21H31V22H32ZM48 21H47L46 23H48ZM74 21H75V20H74ZM74 21L72 22V21L70 20V22H72L73 24H74ZM90 21H93V20H90ZM200 21L205 22L206 20L204 19V20H200ZM200 21H199V22H200ZM227 21H228V20H227ZM230 21H231V20H230ZM240 21H241V20H240ZM242 21H243V20H242ZM242 21H241V22H242ZM251 21H252V20H250V22H251ZM260 21H261V20H260ZM262 21L264 22V18L262 19ZM25 22H26V21H25ZM33 22H35V21H33ZM51 22H50V24H52ZM67 22H68V21H67ZM70 22H69V23H70ZM102 22H100V23H102ZM107 22H105V23L107 24ZM203 22H201V23H203ZM216 22H217V21H216ZM232 22H233V20H232ZM245 22H246V21H245ZM256 22H257V21H256ZM39 23H40V24H43L44 22L41 23V21H40ZM57 23H58V22H57ZM57 23H55V24L58 25V26H61V25H59V24H62V22L59 23V24H57ZM63 23L65 24V22H63ZM77 23H78V21H77ZM77 23H76V24H77ZM79 23H80V22H79ZM97 23H98V22H97ZM105 23H104V24H105ZM127 23H128V24H127ZM196 23H198V22H196ZM196 23H195V26H197ZM205 23H206V22H205ZM220 23H221V22H220ZM224 23H226V22H224ZM224 23H223V24H224ZM227 23H229V22H227ZM238 23H239V22H238ZM251 23H252V22H251ZM37 24H38V23H37ZM44 24H45V23H44ZM67 24H68V23H67ZM76 24H75V25H76ZM80 24H82V23H80ZM80 24H79V25H80ZM192 24H193V25H192ZM203 24H204V23H203ZM210 24H211V22H210ZM234 24H235V22H234ZM234 24H233V25H234ZM242 24H243V23H242ZM246 24H248V23H246ZM246 24H245V25H246ZM258 24H260V23H258ZM258 24H257V25H258ZM261 24H262V23H261ZM25 25H26V24H25ZM27 25H28V23H27ZM31 25H32V23H31ZM45 25H46V24H45ZM47 25L49 26V23H48ZM69 25H70V24H69ZM69 25H68V26H69ZM75 25H74V26H75ZM85 25H86V24H85ZM133 25H136V28H135V27L133 28ZM199 25H201V24H199ZM206 25L208 26V24H206ZM221 25H222V24H220L219 26H221ZM230 25H231V24H230ZM239 25H240V24H239ZM33 26H35V25H33ZM43 26H44V25H43ZM62 26H63V25H62ZM74 26H73V27H74ZM92 26H93V25H92ZM92 26H91V27H92ZM94 26H95V25H94ZM96 26H97V25H96ZM96 26H95V27H96ZM102 26H103V24H102ZM137 26H138V27H137ZM192 26H193V27H192ZM201 26H203V25H201ZM209 26H210V25H209ZM211 26H214V25H211ZM242 26H244V24H243ZM27 27H28V26H27ZM38 27H39V25H38ZM49 27H50V26H49ZM51 27H52V26H51ZM56 27H57V26H56ZM64 27H65V26H64ZM66 27H67V25H66ZM81 27H82V26H81ZM84 27H85V26H84ZM108 27H109V26H108ZM125 27H124V28H125ZM197 27H198V26H197ZM199 27H200V26H199ZM217 27H218V26L216 25V29H217ZM221 27H222V26H221ZM232 27H233V26H232ZM240 27H241V26H240ZM244 27H245V26H244ZM244 27H242V28H244ZM260 27H261V26H260ZM262 27H263V26H262ZM36 28H37V27H36ZM47 28H48V27H47ZM53 28H55V25H54ZM59 28H60V27H59ZM67 28H68V27H67ZM71 28H72V27H71ZM105 28H107L106 25H105ZM127 28H128V27H126V29H127ZM203 28H204V27H203ZM210 28H212V27H210ZM230 28H231V27H230ZM235 28H236V27H235ZM235 28H234V29H235ZM251 28H252V27H251ZM251 28H250V30H251ZM258 28H259V27H258ZM60 29H62V28H60ZM65 29H66V28H65ZM91 29H92V28H91ZM132 29H131V30H132ZM195 29H196V27H195ZM205 29H206V28H205ZM205 29H204V30H205ZM208 29H209V28H208ZM208 29H207V30H208ZM220 29H221V28H220ZM245 29H246V28H245ZM256 29H257V27H256ZM23 30H24V29H23ZM27 30H29V29H27ZM37 30H38V28H37ZM58 30H59V29H58ZM58 30H57V31H58ZM69 30H70V29H69ZM74 30H75V29H74ZM79 30H80V29H79ZM81 30H82V29H81ZM89 30H90V29H89ZM95 30H96V28H95ZM100 30H101V29H100ZM127 30H129L128 33H130V32L133 31V30H132V31L130 30V27H129ZM196 30H198V28H197ZM200 30H201V27H200ZM236 30H237V28H236ZM236 30H234V31L236 32ZM247 30H248V29H246L245 31H247ZM24 31H25V30H24ZM44 31H45V29H44ZM49 31H50V30H49ZM49 31H48V33L51 34V32H49ZM51 31L55 32L53 29H52ZM57 31H56L55 34H57ZM65 31L67 32L68 30H65ZM77 31H78V30H77ZM87 31H88V29H87ZM91 31H93V30H91ZM91 31H90V32H91ZM107 31H108V30H107ZM116 31H115V33H116ZM211 31H212V30H211ZM214 31H215V30H214ZM218 31H220V30H217V32H218ZM227 31H228V30H227ZM238 31H239V30H238ZM238 31H237V34L239 33ZM240 31H241V30H240ZM242 31H243V30H242ZM254 31H255V28H254ZM254 31H253V32H254ZM7 32H10V33H7ZM16 32L18 33V30H16L15 33H16ZM22 32H23V31H22ZM22 32H21V33H22ZM39 32H40V30H39ZM53 32H52V33H53ZM59 32H60V30H59ZM59 32H58V33H59ZM68 32H69V31H68ZM73 32H75V31H73ZM73 32H71V34H70V32H69V35L71 36ZM80 32H81V31H80ZM83 32H84V31L81 32V36H82V33H83ZM94 32H95V31H94ZM100 32H101V31H100ZM109 32H110V31H109ZM122 32H121L120 35H123ZM231 32H232V34H231L232 40H230V42L233 41V42H231V43H234V42L236 43L237 41H235V40L233 39V38H234V37H233V35H234V34H233V30H231ZM248 32H249V30H248ZM15 33H14V34H15ZM17 33H16V34H17ZM42 33H43V32H42ZM63 33H64V30H63L62 34H63ZM85 33H87L86 30H85ZM115 33H114V36H115V37L113 38V43H114V41H116V40H117V41L120 40L119 38L116 37V35H118V34L116 33V35H115ZM126 33H127V31H126ZM126 33H124V34L126 35ZM194 33H195V32H194ZM194 33H193L191 36H193ZM202 33H203V32H202ZM202 33H201V34H202ZM211 33H212V32H211ZM220 33H221V32H220ZM223 33H225V32H223ZM223 33H222V35H223ZM229 33H230V31L228 32V34H229ZM242 33H243V32H242ZM250 33H251V32H250ZM257 33H258V32H257ZM259 33H260V31H259ZM261 33H262V32H261ZM261 33H260V34H261ZM26 34H27V32H26ZM65 34H66V33H65ZM77 34H78V33H77ZM79 34H80V33H79ZM88 34H89V31H88ZM97 34H98V33H97ZM130 34L132 35V33H130ZM197 34H198V33H197ZM208 34H210V32H208ZM244 34H245V32H244ZM246 34H247V33H246ZM253 34H254V33H253ZM253 34H252V36H253ZM262 34H263V33H262ZM44 35H45V34H44ZM53 35H54V34H53ZM59 35H61V34H59ZM73 35H74V34H73ZM75 35H76V34H75ZM75 35H74V36H75ZM93 35H94V34H93ZM103 35H104V32H103ZM107 35H108V33H107ZM109 35H110V34H109ZM109 35H108V36H109ZM134 35H135V33H134ZM205 35H206V31H205ZM224 35H227V34L225 33ZM254 35L256 36L257 34H254ZM258 35H259V34H258ZM263 35H264V34H263ZM7 36H8V35H7ZM19 36H20V35H19ZM63 36H64V35H63ZM74 36H73V37H74ZM89 36H90V35H89ZM112 36H113V34H112ZM127 36H129V35L127 34ZM141 36H140V37H141ZM216 36H217V35H216ZM237 36H238V35H237ZM252 36H251V37H252ZM3 37H1L2 39H1V38H0V39L3 40ZM15 37H16V36H15ZM64 37H65V36H64ZM66 37H67V35H66ZM110 37H111V36H109L108 38L111 39L112 37H111V38H110ZM119 37H121V36H119ZM202 37H203V34H202ZM210 37H211V35H210ZM213 37H214V36H213ZM213 37H211V38H213ZM221 37H222V36H221ZM224 37H225V36H224ZM25 38H27V36H25ZM40 38H41V37H40ZM59 38H60V37H59ZM92 38H93V37H91V39H92ZM127 38H128V37H127ZM129 38H130V37H129ZM135 38H136V37H135ZM142 38H140V39L142 40ZM155 38H156V41H155V43H154V39H155ZM194 38H195V37H194ZM194 38H193V40L195 41L196 39H194ZM199 38H200V37H199ZM227 38H228V37H227ZM244 38H245V37H244ZM246 38H248V37H246ZM259 38H260V36H259ZM259 38H258V39H259ZM261 38H262V35H261ZM5 39H6V38H5ZM8 39H10V38H7V39H6V40L9 42ZM18 39H19V38H18ZM20 39H21V38H20ZM41 39H42V38H41ZM47 39H48V37H47ZM52 39H53V38H52ZM65 39H66V38H65ZM103 39H104V38H103ZM114 39H115V40H114ZM130 39H131V38H130ZM132 39H133V38H132ZM140 39H138V41H139L138 44H142V42H143V40H142L141 43H140ZM206 39H207V36H206L205 40H206ZM218 39H219V35H218ZM223 39H224V38H223ZM236 39H237V37H236ZM239 39H240V37H239ZM250 39H252V38H250ZM258 39H257V37H256V40H255V38H254V42H255V44H256V43L258 44V42H257ZM6 40H5V41H6ZM26 40H28V39H26ZM31 40H33V38H31ZM44 40H45V39H44ZM67 40H68V39H67ZM106 40H108V39H106ZM111 40H112V39H111ZM122 40H123V38H122ZM136 40H137V38H136ZM167 40H168V41H167ZM190 40H191V37H190ZM197 40H199V39H197ZM208 40H209V38H208ZM213 40H215V38H214ZM241 40H242V38H241ZM260 40H261V39H259V44H260ZM3 41H4V40H3ZM7 41H6V42H7ZM48 41H49V40H48ZM53 41H54V40H53ZM58 41H59V40H58ZM58 41H57V42H58ZM60 41H61V42H58V44H59V43L61 44L62 41H64V40H60ZM70 41H71V40H70ZM74 41H75V40H74ZM87 41H90V40H87ZM93 41H94V40H93ZM125 41H126V39H125ZM194 41L189 42V39H188V42H189V43H187L186 41H184V43H185V42L187 43V45H185V46H193V47L195 48V49H193V47H192V48H188V47H187V52H186L187 55H188V49H189V51L192 50V49H193V50H196V47H197V48L199 49V52H200L201 49H200L199 45H202L201 47H203V43H201V41H200L201 44L198 43L197 41H195V42H194ZM203 41H204V40H203ZM220 41H222V39H220ZM246 41H247V40H246ZM6 42H5V44H6ZM10 42H13V41H10ZM42 42H43V41H42ZM45 42H46V41H45ZM45 42H44V43H45ZM49 42H50V41H49ZM65 42H66V41H65ZM97 42H99V41H97ZM101 42L103 43V41H101ZM104 42H105V40H104ZM106 42H107V41H106ZM108 42H109V41H108ZM133 42H134V41H133ZM148 42H147V43H148ZM162 42H163V41H162ZM244 42H245V41H244ZM247 42H249V41H247ZM247 42H246L245 44H248ZM251 42H252V41H251ZM32 43H33V42H32ZM32 43H31V44H32ZM36 43H37V42H36ZM44 43H43V44H44ZM55 43H56V42H55ZM55 43H54V44H55ZM73 43H74V42H73ZM76 43H77V41H76ZM81 43H82V42H81ZM85 43H86V42H85ZM124 43H125V42H124ZM131 43H132V41H131ZM153 43H154V44H153ZM164 43H165V42H164ZM181 43L183 44L182 39H181ZM211 43H212V42H211V40H210L209 47H210V44H211ZM218 43H219V41H218ZM224 43H225V41H224ZM227 43H228V42H227ZM235 43H234V46H235ZM240 43H241V42H240ZM263 43H264V42H263ZM11 44H12V43H11ZM13 44H14V43H13ZM28 44H29V43H28ZM45 44H46V43H45ZM45 44H44V46H45ZM47 44H49V43H47ZM68 44H69V43H68ZM78 44H79V43H78ZM90 44H91V43H90ZM110 44H111V42H110ZM110 44H109V45H110ZM115 44H116V43H115ZM119 44H121V46H122V43L119 42ZM126 44H127V46L129 45V43H127V42H126ZM134 44H135V42H134ZM143 44H144V43H143ZM145 44H146V42H145ZM148 44H149V43H148ZM212 44H213V43H212ZM214 44H216V42H215ZM220 44H221V43H220ZM222 44H223V43H222ZM237 44H238V42H237ZM245 44H244V45H245ZM259 44H258V45H259ZM18 45H21V43L18 44ZM41 45H42V44H41ZM75 45H76V44H75ZM106 45H107V44H106ZM112 45H113V44H112ZM135 45H136V44H135ZM135 45H134V46L132 45L133 49H134ZM157 45L159 46L158 43H157ZM171 45H172V44H171ZM178 45H179V47H180V44H178ZM204 45H205V44H204ZM226 45H227V44H226ZM241 45H242V44H240V47H241V50H242V47H243V46H241ZM0 46H1V48H3V45H0ZM8 46H9V45H8ZM10 46H11V45H10ZM33 46H34V45H33ZM44 46L42 45L41 47L44 48ZM64 46H65V45H64ZM70 46L72 47L73 44L70 45ZM84 46H85V45H84ZM87 46H88V44H87ZM107 46H108V45H107ZM136 46H137V45H136ZM143 46H144V45H143ZM166 46H167V45H166ZM168 46H169V44H168ZM175 46H176V45H175ZM182 46H183V45H182ZM212 46H213V45H212ZM215 46H216V45H215ZM219 46H220V45H219ZM222 46H224V45H222ZM234 46H233V47H234ZM111 47H112V46H111ZM113 47H114V45H113ZM119 47H120V46H119ZM123 47H124V44H123ZM129 47H131V46H129ZM139 47H141V46H138V48H139ZM145 47H146V45H145ZM145 47H144V49H145ZM176 47H177V46H176ZM206 47H207V45H206ZM217 47H218V46H217ZM220 47H221V46H220ZM230 47H231V46H230ZM248 47H249V46H248ZM256 47H257V46H256ZM260 47H261V45H260ZM5 48H6V46H5ZM24 48H25V47H24ZM31 48H32V47H31ZM55 48H56V47H55ZM116 48H117V47H116ZM120 48H121V47H120ZM150 48H151V46H150ZM152 48H154V47H152ZM159 48H160V47H159ZM165 48H166V47H165ZM171 48H172V47H171ZM184 48H186V47H184ZM211 48H213V47H211ZM225 48H226V47L222 48L220 51L222 52V50L225 49ZM228 48H229V47H228ZM228 48H227V50H228ZM235 48H236V47H235ZM235 48H234V49H235ZM246 48H247V47H246ZM246 48H245V49H246ZM252 48H253V50L255 49L254 47H252ZM3 49H4V48H3ZM13 49H14V48H13ZM15 49H16V48H15ZM19 49H20V48H19ZM33 49H34V48H33ZM38 49H39V48H38ZM63 49H65V48H63ZM68 49H69V48H68ZM108 49H109V48H108ZM112 49H113V48H112ZM114 49H115V48H114ZM122 49H123V48H122ZM131 49H132V48H131ZM133 49H132V50H133ZM144 49H143V47H142V50H144ZM167 49H168V47H167ZM172 49H173V48H172ZM175 49H176V48H175ZM177 49H178V48H177ZM180 49H181V48H180ZM198 49H197V52H198ZM217 49H218V48H217ZM262 49H263V48H262ZM0 50H1V49H0ZM8 50H9V47H8ZM8 50H7V51H8ZM61 50H62V47H61ZM70 50H71V49H70ZM81 50H82V49H81ZM88 50H89V49H88ZM147 50H149V49H147ZM165 50H166V49H165ZM203 50H204V48H203ZM208 50H209V49H208ZM210 50H211V49H210ZM243 50H244V49H243ZM258 50H259V49H258ZM1 51H3V50H1ZM1 51H0V52H1ZM7 51H6V54L8 53ZM10 51H11V50H10ZM63 51H64V50H63ZM63 51H62V52H63ZM65 51H67V49H66ZM86 51H87V50H86ZM90 51H91V50H90ZM125 51H126V48H125ZM139 51H140V49H139ZM170 51H171V50H170ZM211 51H212V50H211ZM215 51H216V49H215ZM220 51H219V52H220ZM244 51H245V50H244ZM247 51H249V50H247ZM250 51H251V49H250ZM256 51H257V49H256ZM15 52H16V50H15ZM27 52H28V51H27ZM44 52H45V51H44ZM58 52H59V51H58ZM58 52H57V53H58ZM62 52H60V53H62ZM109 52H110V51H109ZM112 52H113V50H112ZM115 52H116V51H115ZM135 52H138V50H136ZM135 52H133V54H134ZM142 52H143V51H142ZM145 52H146V51H145ZM155 52H156V51H155ZM167 52H169V51H167ZM174 52H176V51L174 50ZM182 52H183V51H182ZM204 52H205V50H204ZM213 52H214V51H213ZM12 53H13V52H12ZM94 53H95V52H94ZM118 53H119V52H118ZM118 53H117V54H118ZM121 53H122V52H120V54H121ZM124 53H126V52H124ZM143 53H144V52H143ZM153 53H154V51H153ZM153 53H152V55H154ZM163 53H164V52H163ZM184 53H185V52H184ZM191 53H192V52H191ZM193 53H194V52H193ZM208 53H209V52H208ZM210 53H211V52H210ZM229 53H230V52H229ZM231 53H232V52H231ZM236 53H237V52H236ZM240 53H241V52H240ZM245 53H246V52H245ZM10 54H11V53H10ZM10 54H9V55H10ZM19 54H20V52H19ZM34 54H35V53H34ZM44 54H45V53H44ZM44 54H43V55H44ZM67 54H69V53H67ZM114 54L116 55V53H114ZM145 54H146V53H145ZM147 54H148V53H147ZM156 54H157V52H156ZM171 54H172V52H171ZM202 54H204V53H202ZM237 54H238V56H239V53H237ZM248 54H249V53H248ZM248 54H247V55H248ZM251 54H252V53H251ZM262 54H263V53H262ZM1 55H2V56H1ZM1 55H0V58L2 57L3 59H1L0 62L2 63V61L4 60L3 52H2ZM14 55H15V54H13V56H14ZM23 55H25V53L22 54V56H23ZM37 55H38V53H37ZM62 55H63V54H62ZM72 55H73V53H72ZM79 55H81V54H79ZM86 55H87V54H86ZM99 55H100V54H99ZM112 55H113V54H112ZM112 55H111V56H112ZM115 55H113V56L115 57ZM130 55H131V54H130ZM152 55H151V56H152ZM158 55H159V54H158ZM163 55H164V54H163ZM173 55H174V54H173ZM175 55H177V53H176ZM179 55H180V53H179ZM185 55H186V54H185ZM187 55H186V56H187ZM190 55H191V54L189 53V56H190ZM193 55H194V54H193ZM198 55H199V54H198ZM198 55H197V56H198ZM211 55H212V54H211ZM215 55H216V54H215ZM217 55H218V54H217ZM227 55H228V53H227ZM32 56H33V55H32ZM41 56H42V55H41ZM44 56H45V55H44ZM70 56H71V55H70ZM76 56H77V55H76ZM91 56H92V55H91ZM117 56H119V55H117ZM126 56H127V55H126ZM148 56H149V55H148ZM151 56H150V57H151ZM219 56H220V54H219ZM231 56H232V54H231ZM231 56H230V57H231ZM238 56H237V58H238ZM240 56H241V55H240ZM240 56H239V59H240ZM245 56H246V55H245ZM254 56H256V55H254ZM254 56H253V58H254ZM63 57H64V56H63ZM82 57H83V55H82ZM120 57H121V56H120ZM122 57H123V55H122ZM122 57H121V58H122ZM131 57H132V55H131ZM131 57L129 56V60H131ZM133 57H134V62H135V64H136V65H135V64H134V65H135V67H136V71L138 72V70L140 69V68L138 67V65H139L141 68H142V65H144V64L141 65V63L143 62V58L141 57V51H140V54L136 53V54H134ZM133 57H132V58H133ZM145 57H146V55H145ZM152 57H153V56H152ZM152 57H151V58H152ZM154 57H156V55H155ZM177 57H178V56H177ZM205 57H206V55H205ZM210 57H211V56H210ZM213 57H214V56H213ZM215 57H216V56H215ZM228 57H229V56H228ZM242 57H243V56H242ZM248 57H249V56H247V58H248ZM262 57H263V56H262ZM5 58H7V57H5ZM23 58H24V57H23ZM23 58H21L22 61H24ZM30 58H31V57H30ZM30 58H29V60H30ZM66 58H67V57H66ZM79 58H80V57H79ZM97 58H98V57H97ZM148 58H149V57H148ZM148 58H147V59H148ZM157 58H158V57H157ZM161 58H162V57H161ZM166 58H167V57H166ZM174 58H175V57H174ZM187 58H188V57H187ZM211 58H212V57H211ZM220 58H221V57H220ZM220 58H219V59H220ZM232 58H234V56H233ZM35 59H36V57H35ZM73 59H74V58H73ZM76 59H78V57H77ZM84 59H85V57H84ZM87 59H88V57H87ZM93 59H94V58H93ZM93 59H92V62H93ZM109 59H110V58H109ZM119 59H120V58H119ZM154 59H155V58H154ZM163 59H164V58H163ZM179 59H180V57H179ZM191 59H192V58H191ZM198 59H199V58H198ZM201 59H202V57H201ZM213 59H217V58H213ZM224 59H225V57H224ZM249 59H250V58H249ZM256 59H257V58H256ZM9 60H10V59H9ZM26 60H28L27 57H26ZM36 60H37V59H36ZM38 60H39V58H38ZM38 60H37V61H38ZM63 60H64V59H63ZM65 60H66V59H65ZM78 60H79V59H78ZM110 60H111V59H110ZM112 60H113V59H112ZM123 60H124V59H123ZM123 60H121V61H119V62H118V60H117V63L119 64V63L122 62ZM126 60H127V57H126ZM144 60H145V58H144ZM152 60H153V59H152ZM157 60H159V59H156V62H157ZM169 60H170V59H169ZM194 60H195V59H193V61H194ZM207 60L209 61V59H207ZM221 60H223V59H221ZM227 60H228V59H227ZM237 60H238V59H237ZM240 60H241V59H240ZM250 60H251V59H250ZM252 60H253V59H252ZM257 60H258V59H257ZM71 61H72V60H71ZM82 61H83V60H82ZM82 61H81V63H82ZM108 61H109V60H108ZM172 61H173V59H172ZM191 61H192V60H191ZM232 61H233V60H232ZM232 61H231V62H232ZM241 61H242V60H241ZM260 61H261L260 63H262V61H264V60H260ZM11 62H12V61H10L9 63H11ZM16 62L18 63V61H16ZM40 62H41V60H40ZM92 62H91V63H92ZM101 62H102V61H101ZM112 62H113V61H112ZM132 62H133V60H132ZM132 62H131V67H133V66H132ZM153 62L155 63L154 60H153ZM178 62H179V61H178ZM188 62H189V61H188ZM202 62H203V61H202ZM206 62H207V61H206ZM234 62H235V61H234ZM245 62H246V61H245ZM19 63H21V62H19ZM22 63H23V62H22ZM25 63H27V61H26ZM28 63L31 64L32 61H30V62H28ZM45 63H46V62H45ZM66 63H67V61H66ZM68 63H70V62H68ZM74 63H75V62H74ZM81 63H80V65H81ZM85 63H86V59H85ZM115 63H116V62H115ZM125 63H126V65H128L127 62H125ZM157 63H158V62H157ZM175 63H176V62H175ZM208 63H210V61H209ZM211 63H212V62H211ZM216 63H217V61H216ZM232 63H233V62H232ZM239 63H240V62H239ZM243 63H244V62H243ZM253 63H254V62H253ZM260 63H258V64H260ZM6 64H7V63H6ZM87 64H88V63H87ZM87 64H86V65H87ZM92 64H94V63H92ZM92 64H91V65H92ZM103 64H104V63H103ZM118 64H117V65H118ZM147 64H148V66H149V63H147ZM147 64H146V65H147ZM162 64H163V63H162ZM165 64H166V63H165ZM165 64H164V65H165ZM178 64H179V63H178ZM200 64L202 65V63H200ZM222 64H223V63H222ZM240 64H242V63H240ZM249 64H250V62H249ZM11 65L14 66V63L11 64ZM24 65H25V64H24ZM36 65H37V64H36ZM36 65H35V66H36ZM69 65H70V64H69ZM80 65H79V66H80ZM83 65H84V64H83ZM86 65H85V66H86ZM104 65H105V64H104ZM108 65H109V63L107 64V66H108ZM121 65H122V64H121ZM146 65H144V67H145ZM158 65H159V69H160V62H159ZM166 65H167V66H170V64H166ZM193 65H194V62H193ZM196 65H199V62H198ZM201 65H200V66H201ZM207 65H209V64H207ZM234 65H235V64H234ZM234 65H233V68H234ZM246 65H248V64H246ZM250 65H251V64H250ZM255 65H256V64H255ZM262 65H263V63H262ZM15 66H17V65H15ZM37 66H39V65H37ZM37 66H36V67H37ZM44 66H45V64H44ZM44 66H43V68H44ZM46 66H47V63H46ZM67 66H68V64H67ZM70 66H71V65H70ZM94 66H95V65H94ZM148 66H147V67H148ZM179 66H180V64H179ZM183 66H184V62H183ZM186 66H187V65H186ZM194 66H195V65H194ZM202 66H203V65H202ZM205 66H206V64H205ZM212 66H213V63H212ZM219 66H220V65H219ZM230 66H231V64H230ZM240 66H241V65H240ZM257 66H258V65H257ZM260 66H261V65H260ZM3 67H6V66H3ZM18 67H20V65H19ZM73 67H74V65H73ZM92 67H93V66H92ZM100 67L103 68V66H100ZM105 67H106V66H104V68H105ZM117 67H118V66H117ZM124 67H125V66H124ZM135 67H134V68H135ZM137 67H138V70H137ZM147 67H146V69H147ZM154 67H156V63H155V65H154ZM176 67H177V66H176ZM181 67H182V66H181ZM214 67H215V64H214ZM220 67H222V66H220ZM227 67H228V65H227ZM235 67H236V65H235ZM247 67H248V66H247ZM252 67H254V66H252ZM8 68H9V65H8ZM25 68H26V67H25ZM27 68H29V67L27 66ZM43 68L41 67V69H43ZM76 68H77V66H76ZM78 68H79V67H78ZM80 68H81V67H80ZM85 68H86V67H85ZM88 68H89V66H88ZM108 68H109V67H108ZM113 68H114V67H113ZM118 68H119V70H120L121 67L119 66ZM122 68H123V67H122ZM122 68H121V70H122ZM125 68L127 69V67H125ZM125 68H123V71L125 70ZM128 68H129V66H128ZM171 68H173V66H172ZM178 68H179V67H178ZM184 68H186V67H184ZM197 68H198V67H197ZM225 68H226V66H225ZM238 68H239V66H238ZM243 68H244V67H243ZM263 68H264V66H263ZM0 69H1V68H0ZM13 69H15V67H12V69H10V71H12ZM82 69H84V68H82ZM89 69H91V68H89ZM109 69H110V68H109ZM131 69H132V68H131ZM146 69H145V70H146ZM154 69H155V68H154ZM156 69H157V68H156ZM202 69L204 70V68H202ZM215 69L217 70L216 67H215ZM215 69H214V71H215ZM246 69H247V68H246ZM8 70H9V69H8ZM18 70H19V69H17V71H18ZM23 70H24V69H23ZM23 70H22V72H24ZM65 70H66V69H65ZM76 70H77V69H76ZM76 70H75V71H76ZM87 70H88V69H87ZM96 70H97V69H96ZM96 70H95V71H96ZM98 70H99V69H98ZM101 70H102V69H101ZM121 70H120V72H121V74H122L123 71H121ZM128 70H129V69H127L126 71H128ZM145 70H143V72H144ZM167 70H168V69H167ZM191 70H192V69H191ZM211 70H212V69H211ZM257 70H258V68H256V71H257ZM260 70H262V68H260ZM34 71H35V70H34ZM37 71H38V69H37ZM75 71H74V72H75ZM77 71H78V70H77ZM82 71H83V70H82ZM82 71H81V72H82ZM89 71H91V70H89ZM106 71H107V70L105 69V70H104V74H105ZM112 71H113V70H112ZM139 71H141V69H140ZM146 71H147V70H146ZM152 71H153V70H152ZM162 71H163V70H162ZM168 71H169V70H168ZM173 71H174V70H173ZM175 71H176V69H175ZM195 71H196V70H195ZM195 71H194V72H195ZM221 71H222V69H221ZM27 72H28V71H26V73H27ZM43 72H46V69H45ZM66 72H67V70H66ZM101 72H103V71H101ZM115 72H116V71H115ZM134 72H135V70H134ZM150 72H151V71H150ZM155 72H156V71H155ZM170 72H171V71H170ZM176 72H177V71H176ZM176 72H175V73H176ZM184 72H185V71H184ZM187 72H188V70H187ZM194 72H193V74L190 73L191 76L194 75ZM202 72H203V71H202ZM206 72H207V71H206ZM222 72H223V71H222ZM240 72H241V73L243 72V74H244V69H242V71L240 70ZM247 72H249V70H247ZM257 72H258V71H257ZM14 73H15V72H14ZM68 73H69V72H68ZM87 73H88V72H87ZM89 73H90V72H89ZM93 73H94V72H93ZM93 73H92V74H93ZM97 73H98V72H97ZM125 73H126V72H124V74H122V75H123V76H126ZM130 73H131V72H130ZM141 73H142V71H141ZM159 73H160V72H159ZM163 73H164V72H163ZM168 73H169V72H168ZM211 73H212V71H211ZM262 73H263V72H262ZM29 74L32 75V72H30ZM95 74H96V73H95ZM112 74H113V73L111 72L110 75H112ZM118 74H119V72H118ZM136 74L138 75V73H136ZM143 74H144V73H143ZM143 74H140V75H143ZM164 74H165V73H164ZM176 74H177V73H176ZM185 74L188 75L189 73H186V72H185ZM195 74H196V72H195ZM197 74H198V73H197ZM231 74H232V73H230V75H231ZM243 74H242V76H245L247 73H245L244 75H243ZM248 74H250V72H249ZM248 74H247V75H248ZM259 74H261V73H258L257 76H258ZM263 74H264V73H263ZM1 75H2V73H1ZM10 75H11V74H9V76H10ZM35 75H36V74H35ZM35 75H34V76H35ZM37 75H39V74H37ZM77 75L79 76V74H77ZM81 75H82V74H81ZM115 75H116V74H115ZM115 75H114V76H115ZM134 75H135V73H134ZM148 75H149V72H148ZM148 75H147V78H148ZM156 75H157V72H156ZM156 75H154V76H156ZM168 75H171V74H168ZM182 75H183V73H182ZM187 75H186V76H187ZM209 75H211V74L209 73ZM213 75H214V74H213ZM215 75H216V74H215ZM227 75H228V74H227ZM239 75H240V74H239ZM5 76H7V75L5 74ZM18 76H19V75H18ZM21 76H23V75H21ZM21 76H20V77H21ZM28 76H29V75H28ZM68 76H69V75H68ZM71 76H72V75H71ZM71 76H70V77H71ZM86 76H87V75H86ZM90 76H91V75H90ZM90 76H89V79H90ZM102 76H103V75H102ZM160 76H161V75H160ZM174 76H175V79H178L177 75H174ZM254 76H255V75H254ZM20 77H19V81H20V79H21ZM64 77H65V76H64ZM80 77H81V76H80ZM99 77H100V75H99ZM127 77H128V74H127ZM166 77H168V76L166 75ZM187 77H188V76H187ZM196 77H197V75L195 76V78H196ZM211 77H212V75H211ZM224 77H225V76H224ZM246 77H247V76H246ZM260 77H261V75H260ZM263 77H264V76H263ZM9 78H10V77H9ZM26 78H27V77H26ZM29 78H31V76H29ZM72 78H74V76H73ZM92 78H93V76H92ZM102 78H103V77H102ZM112 78H113V77H112ZM116 78H117V77H116ZM133 78H134V76H133ZM145 78H146V77H145ZM147 78H146V79H147ZM182 78H183V77H182ZM214 78H215V77H214ZM220 78H221V76L219 77V79H220ZM241 78H242V77H241ZM253 78H254V77H253ZM1 79H2V78H1ZM11 79L13 80V82L16 81V79H15V81H14L13 78H11ZM31 79H32V78H31ZM70 79H71V78H70ZM74 79H75V78H74ZM74 79H73V80H74ZM77 79H78V78H77ZM95 79H96V78H95ZM114 79H115V78H114ZM119 79H120V78H119ZM124 79H125V78H123V80H124ZM129 79H130V78H129ZM143 79H144V78H143ZM170 79H172V77L169 78V80H170ZM186 79L188 80V78H186ZM189 79H190V76H189ZM191 79H192V78H191ZM199 79H200V77H199ZM202 79H203V83H204V78H202ZM205 79H207V77H206ZM208 79H209V77H208ZM216 79H217V77H216ZM219 79H218V80H219ZM229 79H230V78H229V76H228L227 81H228ZM255 79H256V78H255ZM255 79H254V80H255ZM261 79H262V78H261ZM7 80H8V79H7ZM17 80H18V79H17ZM38 80H40V79H38ZM64 80H65V82H67L66 79H64ZM105 80H106V79H105ZM109 80H110V79H109ZM126 80H127V79H126ZM151 80H152V79H151ZM160 80H161V79H160ZM169 80H168V81H169ZM178 80H179V79H178ZM193 80H194V79H193ZM234 80H235V79H234ZM244 80H245V79H244ZM250 80H251V78H250ZM3 81H6V79L3 80ZM21 81H23V80H21ZM24 81H26L25 83H27V84L30 82L29 80H28L29 82H27V80H24ZM82 81H83V80H82ZM86 81H87V79H86ZM89 81H90V80H89ZM94 81H95V80H94ZM132 81H133V79H132ZM136 81H139V80L136 79ZM155 81H156V80H155ZM173 81H174V80H173ZM179 81H180V80H179ZM189 81H190V80H189ZM208 81H210V79H209ZM223 81H224V78H223ZM248 81H249V79L247 80V82H248ZM0 82H1V83H0L1 86H2V85L5 86V85H4L5 82H4V83H3L2 81H0ZM32 82H36V83H37V80H36V81H32ZM50 82H51V81H50ZM65 82L63 81V83H65ZM83 82H84V81H83ZM96 82H97V81H96ZM100 82H102V80H101ZM119 82H120V80H119ZM149 82H150V81H149ZM162 82H164V80H162ZM170 82H171V80H170ZM170 82H168V84H169ZM174 82H175V81H174ZM185 82H186V81H185ZM196 82H197V80H196ZM216 82H217V81H216ZM225 82H226V81H225ZM232 82H233V81H232ZM255 82H258L257 79H256ZM2 83H3V84H2ZM7 83H8V82H7ZM19 83H20V82H19ZM41 83H43V82H41ZM55 83H56V82H55ZM72 83H73V82H71V84H72ZM93 83H94V82H93ZM111 83H112V81H111ZM133 83H134V81H133ZM144 83H145V82H144ZM171 83H172V82H171ZM181 83H182V81H181ZM183 83H184V81H183ZM223 83H224V82H223ZM226 83H227V82H226ZM244 83H246V80H245ZM260 83H261V82H260ZM16 84H17V83H16ZM50 84H51V83H50ZM60 84H61V83H60ZM60 84H59V85H60ZM94 84H95V83H94ZM103 84H104V83H102V85H103ZM120 84H121V83H120ZM125 84H126V83H125ZM136 84H137V83H136ZM139 84H140V83H139ZM158 84H159V83H158ZM165 84H166V83H165ZM187 84H188V82H187ZM187 84L185 85V87L187 86ZM191 84H192V83H191ZM196 84H197V83H196ZM216 84H217V83H216ZM216 84H215V85H216ZM221 84H222V83H221ZM224 84H225V83H224ZM229 84H231V83L229 82ZM39 85H40V83H39ZM43 85H45V84H43ZM43 85H41V86H43ZM52 85H53V82H52ZM65 85H66V84H65ZM73 85H74V84H73ZM76 85H77V83H76ZM95 85H96V84H95ZM134 85H135V83H134ZM145 85H146V84H145ZM153 85L155 86V84H153ZM159 85H160V84H159ZM161 85H162V84H161ZM173 85H174V84H173ZM178 85H179V84H178ZM193 85H194V83H193ZM205 85H206V84H205ZM218 85H219V84H218ZM237 85H238V84H237ZM242 85H243V84H242ZM242 85H241V83L239 84V86H242ZM247 85H248V84H247ZM249 85H250V84H249ZM256 85H258V84H256ZM261 85H263V83H262ZM1 86H0V87H1ZM7 86H8V85H7ZM9 86H10V88H12V83H11V85H9ZM14 86H16V85H14ZM18 86H19V84H18ZM48 86H49V85H48ZM56 86H58V85H56ZM68 86H69V84H68ZM74 86H75V85H74ZM74 86H72V87L74 88ZM88 86H89V84H88ZM88 86H87V89L89 90ZM98 86L100 87V85H98ZM103 86H104V85H103ZM121 86H122V84H121ZM148 86H149V85H148ZM148 86H147V88H148ZM183 86H184V85H183ZM196 86H197V88H198V85H196ZM221 86H222V85H220V87H221ZM226 86H227V85H226ZM235 86H236V85H235ZM250 86H251V85H250ZM66 87H67V86H66ZM72 87L70 86L71 90H70V88L68 89V91L70 90L69 93H67V90H66V93H64V94L61 95L62 97L65 98V100L63 99V100H64L63 105L65 104V105H64L65 107H68L69 105H70V106H71V105L74 106L75 103L79 102V103L81 104V105H80V109H81V107H84L86 110H91V111H94V110L98 109V111H99L98 113H99V114H100L101 111H103L102 108L104 107L105 104L103 103V104H104V105H103L102 102H101V100H99V98H98V99H93V98H91L90 93H88L89 91L87 92V91H83V90H82L83 88L81 89L82 84H81V86L79 87V88H80V91H78L79 89L77 90V88L72 89ZM94 87H95V86H94ZM101 87H102V86H101ZM123 87H124V86H123ZM125 87H126V86H125ZM140 87H141V86H140ZM151 87H152V85H151ZM157 87H158V86H157ZM161 87L163 88L164 85H162ZM187 87H188V86H187ZM189 87H190V86H189ZM191 87H192V86H191ZM208 87H209V85H208ZM228 87H229V86H228ZM230 87H231V86H230ZM242 87H243V86H242ZM259 87H260V86H259ZM14 88H15V87H14ZM14 88H13V89H14ZM31 88H33V87H31ZM44 88H45V86H44ZM47 88H48V87H47ZM51 88H54V86L51 87ZM58 88H59V87H58ZM63 88H64V85H63ZM63 88L60 87L59 89H63ZM92 88H93V87H92ZM97 88H98V87H97ZM107 88H108V87H107ZM136 88H137V87H136ZM149 88H150V87H149ZM168 88H169V86H168ZM179 88H180V86L178 87V90H179ZM194 88H196V87H194ZM194 88H193V89H194ZM203 88H204V87H203ZM216 88H217V87H216ZM223 88H224V85H223ZM225 88H226V87H225ZM234 88H235V87H234ZM247 88L249 89L250 87H247ZM263 88H264V85H263ZM5 89H6V88H5ZM15 89H16V88H15ZM18 89H20V87H18ZM29 89H30V86H29ZM33 89H34V88H33ZM37 89H38V87H37ZM40 89H42V88H40ZM59 89H58V91H59ZM65 89H66V88H65ZM120 89H122V88L120 87ZM181 89H183V88H181ZM181 89H180V90H181ZM205 89H206V88H205ZM213 89H214V87H213ZM218 89H219V88H218ZM231 89H232V87H231ZM0 90H1V89H0ZM3 90H4V89H3ZM11 90H12V89H11ZM11 90H10V91H11ZM46 90L48 91V89H46ZM84 90H85V87H84ZM100 90H101V89H100ZM104 90H105V89H103V91H104ZM122 90H123V89H122ZM136 90H137V89H136ZM149 90H150V89H149ZM169 90H170V89H169ZM189 90H190V89H189ZM196 90H197V89H196ZM198 90H199V89H198ZM198 90H197V93H198ZM227 90H228V89H227ZM227 90H226V91H227ZM252 90H253V89H252ZM258 90H259V89H258ZM260 90H261V89H260ZM260 90H259V91H260ZM18 91H19V90H18ZM22 91H23V90H22ZM61 91H62V90H61ZM91 91H92V89L90 90V92H91ZM124 91H125V90H124ZM128 91H129V90H128ZM147 91H148V90H147ZM153 91H154V90H152V92H153ZM156 91H157V89H156ZM163 91H164V90H163ZM163 91H162V92H163ZM166 91H167V90H166ZM184 91H187V89H185ZM184 91H183V93H184ZM191 91H192V90H191ZM203 91H204V90H203ZM216 91H217V89H216ZM253 91H254V90H253ZM256 91H257V90H256ZM4 92L7 93V90H5ZM4 92H0V93L2 94V93H4ZM24 92H25V91H24ZM43 92H44V90H43ZM51 92H52V90H51ZM92 92H93V91H92ZM96 92H97V91H96ZM122 92H123V91H122ZM136 92H137V91H136ZM150 92H151V91H150ZM172 92H174V90H172ZM188 92H189V91H187V93H188ZM199 92H200V90H199ZM206 92H207V89H206ZM209 92H211V91L209 90ZM236 92H237V91H236ZM93 93H94V92H93ZM106 93H107V92H105V94H106ZM110 93H111V92H110ZM110 93H109V94H110ZM130 93L132 94L133 92L130 91ZM143 93H144V92H143ZM168 93H169V95H170V92H169V91H168ZM181 93H182V92H181ZM187 93H185V96H186ZM189 93H190V92H189ZM189 93H188V94H189ZM191 93H192V92H191ZM193 93H194V92H193ZM203 93H204V92H203ZM240 93H241V91H240ZM26 94H27V93H26ZM41 94H42V93H41ZM43 94H44V93H43ZM43 94H42V95H43ZM46 94H47V92H46ZM46 94H45V95H46ZM60 94H61V93H60ZM60 94L58 95V97L60 96ZM65 94H66V95H65ZM91 94H92V93H91ZM95 94H96V93H95ZM107 94H108V93H107ZM111 94H112V93H111ZM147 94H148V96H150V95H149V92H148ZM147 94H146V95H147ZM164 94H165V93H164ZM164 94H162L161 96H163ZM174 94H175V92H174ZM188 94H187V95H188ZM212 94H213V93H212ZM225 94H228V93L225 92ZM257 94H258V92H257ZM9 95H10V94H9ZM9 95H8V93L5 94V95H0V108H1V107L4 108V109H3V110H4L3 113H4V115L6 114V117H7V118H10V123H11V124L15 123L14 121H16V122L19 121V123H20L21 120H18L19 118H17L16 120H14V118H13V120L11 119V116H13L12 113L15 115L16 112H18V111H15V110L17 109L16 107L19 106V104L16 105V103H18V100H19V99H18V100L16 99L17 101H15V100L13 99V98H15V97H13L12 95H11V96H9ZM22 95H23V94H22ZM22 95L20 94V98H21ZM36 95H39V94H36ZM93 95H94V94H93ZM93 95H92V96H93ZM96 95H97V94H96ZM129 95H130V94H129ZM132 95H133V94H132ZM146 95H145V96H146ZM172 95H173V94H172ZM183 95H184V94H183ZM189 95H190V94H189ZM195 95H198V94H195ZM199 95H200V94H199ZM214 95H215V94H214ZM244 95H245V94H244ZM262 95H263V94H262ZM100 96H101V95H100ZM136 96H138L137 98H139V95H136ZM136 96H135V94H134V97H136ZM140 96H142V94H141ZM151 96H152V95H151ZM167 96H168V95H167ZM175 96H177V95H175ZM181 96H182V94H181ZM191 96H192V95H191ZM203 96H204V95H203ZM208 96H209V95H208ZM229 96H230V95H229ZM242 96H243V95H242ZM247 96H251V94H249V95H247ZM252 96H253V95H252ZM255 96H256V95H254V97H255ZM258 96H260V95H258ZM12 97H13V98H12ZM40 97H41V95H40ZM47 97H48V96H46V98H47ZM114 97H115V95H114ZM117 97H118V96H117ZM126 97H127V96H126ZM126 97H124V98H126ZM142 97H143V96H142ZM152 97H155V96H152ZM165 97H166V96H165ZM187 97H188V96H187ZM195 97H196V96H195ZM245 97H246V96H245ZM17 98H18V96H17ZM44 98H45V96H44ZM56 98H57V97H56ZM96 98H97V96H96ZM101 98H102V96H101ZM101 98H100V99H101ZM105 98H106V97H105ZM107 98H108V100H109V97H107ZM112 98H113V97H111V99H112ZM124 98H123V99H124ZM129 98H130V97H129ZM132 98H133V97H132ZM162 98H164V97H162ZM168 98H169V96H168ZM173 98H174V97H173ZM184 98H185V97H184ZM200 98H202V96H201ZM204 98H205V97H204ZM240 98H241V97H240ZM246 98H247V97H246ZM246 98H245V99H246ZM263 98H264V97H263ZM263 98H262V99H263ZM26 99H27V98H26ZM26 99H24V100H26ZM37 99H38V98H37ZM127 99H128V98H127ZM130 99H131V98H130ZM148 99L150 100V99H152V98H148ZM158 99H160V98L158 97ZM158 99H157V101H158ZM164 99H165V98H164ZM170 99H171V98H170ZM196 99H197V98H195V102H196ZM213 99H214V98H213ZM255 99H256V97H255ZM20 100H21V99H20ZM22 100H23V99H22ZM22 100H21V101H22ZM39 100H40V99H39ZM41 100H43V99H41ZM63 100H62V101H63ZM106 100H107V99H106ZM112 100H113V99H112ZM112 100L106 101V102H107L106 105H107L108 107L112 106V104L115 102V101H114L115 99H114L113 101H112ZM116 100H117V99H116ZM138 100H139V99H138ZM140 100H141V99H140ZM140 100H139V102H140ZM143 100L147 101V99H143V98H142L141 101H143ZM149 100H148V101H149ZM177 100H178V99H177ZM180 100H181V98H180ZM186 100H187V98H185V101H186ZM211 100H212V99H211ZM233 100H234V99H233ZM243 100H244V99H243ZM26 101H29V102H30V100H26ZM35 101H36V100H35ZM37 101H38V100H37ZM43 101H44V102H43ZM43 101H42V103L40 104L39 109H37V110H39V111L45 113V116H46V114L48 115V112H49V111L53 110V104H52V102H51L52 100H51L50 98H49V100L45 99V100H43ZM121 101H122V99L120 100V102H121ZM128 101H129V99H128ZM145 101H144V102H145ZM152 101H154V100H152ZM172 101H173V100H172ZM172 101H171V102H172ZM193 101H194V100H193ZM198 101H199V100H198ZM198 101H197V102H198ZM201 101H203V99H201ZM213 101H214V100H213ZM213 101H212V102H213ZM215 101H216V100H215ZM218 101H219V100H218ZM227 101H228V100H227ZM231 101H232V99H231ZM246 101H247V100H246ZM249 101H250V99H249ZM255 101H258V100L256 99ZM260 101H261V100H260ZM262 101H263L262 103L264 104V100H262ZM117 102H118V103H114V104H115V105L117 104V105L119 106V101H117ZM129 102H130V101H129ZM133 102H134V101H133ZM144 102H143V103H144ZM159 102H160V101H159ZM159 102H158V103H159ZM168 102H169V101H167V103H168ZM186 102H187V101H186ZM197 102H196V105H197ZM203 102H206V101H203ZM208 102L210 103V101L207 100V103H208ZM212 102H211V103H212ZM235 102H236V101H234V104H235ZM238 102H239V101H238ZM250 102H252V101H250ZM20 103H21V102H20ZM32 103H33V101H32ZM39 103H40V102H39ZM79 103L77 104L78 108H79ZM126 103H127V102H126ZM140 103H141V102H140ZM158 103H157V104H158ZM160 103H163V102H160ZM164 103H165V102H164ZM167 103H166V104H167ZM179 103H181V102H179ZM183 103H184V102H183ZM189 103H190V102H189ZM191 103H192V102H191ZM207 103H206V104H207ZM211 103H210V104H211ZM220 103H221V102H220ZM247 103H248V106H249L250 109L248 108L249 110H246L247 112H246V111H245V112L243 111L244 113L241 112V113H242L241 116L243 117V114H244L245 117H244V119L241 117V118H242V121H240V120L237 119V120L239 121L238 123L241 122L240 125H238V127H239L240 129H243L242 131H244V129H245V132L248 130L249 132H252V134H254L253 132H255V133L258 132L261 136H263V135H264V120H263V121L260 120V119H261V118H260V114L262 115V112H263V110H264V106H263V104L260 103V102H254V103H251V107H250V105H249L250 103H249V102H247ZM26 104H27V103H26ZM60 104H61V103H60ZM101 104H102L103 106H102ZM123 104H124V103H123ZM123 104H121V105H123ZM132 104H133V103H132ZM132 104H131V105H132ZM137 104H138V103H137ZM144 104H145V103H144ZM144 104H143V106H144ZM148 104H149V102H148ZM148 104L146 103L147 106H148ZM150 104H151V101H150ZM166 104H165V105H166ZM177 104H178V103H177ZM200 104H201V103H200ZM214 104H215V103H214ZM218 104H219V103H218ZM21 105H22V104H21ZM38 105H39V104H38ZM67 105H68V106H67ZM115 105H113L111 109H113V107H114ZM125 105H126V104H125ZM127 105H128V104H127ZM129 105H130V104H129ZM152 105H153V103H152ZM167 105H168V104H167ZM184 105H185V104H184ZM190 105H191V104H190ZM193 105H194V103H193ZM193 105H192V106H193ZM203 105H204V104H203ZM220 105H221V104H220ZM239 105H240V104H239ZM242 105H244V104H242ZM15 106H16V107H15ZM135 106H136V103H135ZM147 106H144V107H147ZM150 106H151V105H150ZM150 106H149V108H148L149 110L147 109L148 111H151ZM162 106H164V105H162ZM162 106H161V107H162ZM182 106H183V105H181V106H180V105H179V106H178V105H175L172 109H169V108H168L169 110H172V111H170V112H171V116H169L170 113H169V111H168L169 115H168V113H166L168 116L165 115L166 117H162L165 113L163 114V113L160 111V112L163 114V115H161V113L158 111V112L160 113L161 116H159V117H160L159 119H158V118H156V119H158V125H160V127L162 128V129H161V128H159V129L163 130L164 133H165L166 130H168V129H169V130H172V132L175 131V130L178 131V130H179L178 127H179V125H181V124H179V123H181V122H182V119L185 118V116L187 115V114H186V115L184 116V112H186V111H184V110H185V107H182ZM214 106H215V105H214ZM246 106H247V105H246ZM248 106H247V107H248ZM22 107H23V105H22ZM37 107H38V106H37ZM105 107H106V106H105ZM139 107H140V106H139ZM151 107H152V106H151ZM161 107H160V108H161ZM164 107H165V106H164ZM164 107H163V108H164ZM167 107H169V106H167ZM203 107H204V106H203ZM203 107H202V108H203ZM212 107H213V106H212ZM218 107H219V106H218ZM236 107H237V105H236V106L233 105L232 102H227V103L223 106L222 109H221V107L219 108V109H221V110L219 111L218 114H215L217 117L215 116L216 119H214L213 122H211V120L209 119V120H210V123H209V124H207V123L205 124L204 121H203V123H204L205 125H202V126L196 125V126H199V127H196V129L193 128V130H192V131L194 132V133H193V132H192V133L195 135V138H197V139L200 138V139H201V140L199 139L200 141H202V142H203V141H206V142L208 143V141H207L208 138H212V137H209V136H211V134H213V136H215V137H213L214 139L212 138V142L215 144V143L219 142L220 140H221V141H222V140H225V139H222V138H226V136L228 137V136H229L228 134H231V133L235 134V131L233 132V129H232V126H231V125H234V123L231 124V122H232V119L234 118V115H235L234 111H236V110L238 109V107H237V109H236ZM240 107H241V106H240ZM242 107H243V106H242ZM15 108H16V109H15ZM19 108H20V106H19ZM25 108H27V107H25ZM32 108H33V107H32ZM32 108H30V109H32ZM54 108H55V107H54ZM62 108H63V107H62ZM76 108H77V107H75V109H76ZM100 108H101V109H100ZM120 108H121V107H120ZM123 108H124V107H123ZM123 108H122V109H123ZM130 108H131V107H130ZM135 108H137V107H135ZM153 108H154V107H153ZM155 108H156V107H155ZM182 108H184V109H182ZM189 108H190V107H189ZM23 109H24V107L21 108V110H23ZM67 109H69V108H67ZM67 109H66V110H67ZM85 109H84V110H85ZM106 109H108V108H106ZM116 109H119V108L116 107ZM116 109H115V110H116ZM137 109H139V108H137ZM143 109H144V108H143ZM157 109H158V108H157ZM161 109H162V108H161ZM193 109H194V108H193ZM195 109H196V108H195ZM195 109H194V110H195ZM197 109H198V108H197ZM203 109H204V108H203ZM208 109H209V108H208ZM245 109H246V108H245ZM245 109H244V110H245ZM25 110H26V109H25ZM25 110H24V111H25ZM37 110H35V111H37ZM64 110H65V109H64ZM76 110H77V109H76ZM81 110H82V109H81ZM108 110H110V109H108ZM126 110H127V109H126ZM134 110H135V109H134ZM134 110H133V111H134ZM145 110H146V108H145ZM163 110H165V109H163ZM163 110H162V111H163ZM166 110H167V109H166ZM191 110H192V108H191ZM191 110H190V111H191ZM238 110L240 111V109H238ZM0 111H2V110L0 109ZM13 111H15V112H13ZM19 111H20V110H19ZM24 111H23V112H24ZM33 111H34V110H33ZM39 111L37 112V114L40 113ZM56 111H57V110H56ZM104 111H106V110H104ZM113 111H114V110H113ZM133 111H132V112H133ZM136 111H138V110H136ZM136 111H135V112H136ZM139 111H140V110H139ZM183 111H184V112H183ZM188 111H189V110H188ZM239 111H238V112H239ZM21 112H22V111H21ZM25 112H26L25 114H27L28 111L26 110ZM29 112L31 113V111H29ZM29 112H28V113H29ZM57 112H58V111H57ZM57 112H56V114H57ZM66 112H67V111H66ZM77 112H78V111H77ZM109 112H110V111H109ZM109 112H108V113H109ZM117 112H118V111H117ZM126 112H127V111H126ZM141 112H142V111H141ZM143 112H145V111H143ZM143 112H142V113H143ZM152 112L154 113V115H157V113H158V112L156 111V109H153ZM206 112H207V111H206ZM212 112H213V111H212ZM0 113H1V112H0ZM43 113H42V115H43ZM71 113H72V112H71ZM73 113H75V112H73ZM79 113H80V112H79ZM85 113H86V111H85ZM88 113L91 114L90 111H89ZM94 113H97V110H96V112L94 111ZM98 113H97V115H98ZM101 113L103 114V112H101ZM112 113H114V112H112ZM120 113H121V112H120ZM139 113H140V112H139ZM142 113H141V114H142ZM149 113H151V112H149ZM186 113H187V112H186ZM189 113H190V112H189ZM189 113H188V114H189ZM193 113H194V112H193ZM198 113H199V112H198ZM201 113H202V112H200V114H201ZM203 113H205V112H203ZM208 113H209V112H208ZM263 113H264V112H263ZM1 114H2V113H1ZM18 114H19V112H18ZM20 114H21L20 116H23L24 113H20ZM25 114H24V116H25ZM53 114H54V113H53ZM58 114H59V113H58ZM64 114H65V113H64ZM67 114H68V113H67ZM77 114H78V113H77ZM90 114H89V115H90ZM115 114H116V112H115ZM118 114H119V113H117L116 115L118 116ZM129 114H130V113H129ZM129 114H127V115H129ZM134 114H135V113H134ZM143 114H144V113H143ZM147 114H148V113H147ZM212 114H213V113H212ZM237 114H238V113H237ZM239 114H240V113H239ZM4 115H2V117H4ZM39 115H40V114H39ZM51 115H52V113H51ZM65 115H66V114H65ZM71 115H72V114H70L69 116H71ZM74 115H75V114H74ZM78 115H79V114H78ZM78 115H77V116H78ZM86 115H87V113H86ZM86 115H85V116H86ZM89 115H88V117H89ZM104 115H105V114H104ZM109 115H110V114H109ZM109 115H108V116H109ZM112 115H114V114H112ZM121 115H122V114H121ZM139 115H140V114H139ZM151 115H152V114H151ZM8 116H10V117H8ZM37 116H38V115H37ZM43 116H44V115H43ZM43 116H39V117L36 118V119L39 120V119L42 117L41 119L43 120V118H44ZM83 116H84V115H83ZM119 116H120V115H119ZM119 116H118V117H119ZM187 116H188V115H187ZM187 116H186V117H187ZM190 116H191V115H190ZM190 116H188V118H189ZM212 116H213V115H212ZM46 117H48V116H46ZM53 117H54V115H53ZM56 117H57V116H55V118H56ZM63 117H64V115H63ZM75 117H76V116H75ZM94 117H95V116H94ZM98 117H99V115H98ZM101 117H103V115H102ZM105 117H106V116H105ZM105 117H103V118H105ZM129 117H130V115H129ZM137 117H138V116H137ZM141 117H142V116H141ZM141 117H140V118H141ZM143 117H144V116H143ZM146 117H147V116H146ZM154 117H155V116H154ZM208 117H209V116H208ZM236 117H237V116H235L234 119H236ZM238 117H239V116H238ZM21 118H22V117H21ZM51 118H52V116H51ZM55 118H54V119H55ZM64 118H65V117H64ZM79 118H80V117H79ZM99 118H100V117H99ZM99 118H98V119H99ZM109 118H110V117H109ZM114 118H115V117H114ZM121 118H122V117H121ZM135 118H136V117H135ZM135 118H134V120H135ZM140 118H139V119H140ZM209 118H210V117H209ZM211 118H212V117H211ZM213 118H214V117H213ZM241 118H240V119H241ZM36 119H34L35 121H34V120H33V121L31 120V121H32V122H36V121H37ZM41 119H40V120H41ZM62 119H63V118H62ZM73 119H74V118H73ZM73 119H72V120H73ZM75 119H76V118H75ZM82 119H84V118H82ZM93 119H94V118H93ZM106 119H107V118H106ZM106 119H105V120H106ZM112 119H113V118H112ZM112 119L110 118V120H112ZM130 119H131V118H130ZM132 119H133V118H132ZM136 119H137V118H136ZM200 119L202 120L203 118L201 117ZM3 120H5V119H3ZM3 120H2V121H3ZM11 120H12V121H11ZM44 120H45V119H44ZM48 120H49V119H48ZM70 120H71V119H70ZM70 120H69V121H70ZM72 120H71V121H72ZM77 120H78V119H77ZM85 120H86V119H85ZM88 120H89V119H88ZM90 120H91V118H90ZM90 120H89V121H90ZM108 120H109V119H108ZM113 120H114V119H113ZM115 120L117 121V117H116ZM115 120H114L113 122H115ZM123 120H124V119H122V121H123ZM127 120H128V119H127ZM137 120H138V119H137ZM137 120H136V121H137ZM141 120L144 122L143 119H141ZM152 120H153V118H152ZM186 120H188V119H186ZM205 120H206V119H205ZM22 121H23L24 123H25V121L27 122V120H24V119H23ZM53 121H54V120H53ZM57 121H58V120H57ZM64 121H65V120H64ZM78 121H79V120H78ZM92 121H94V120H92ZM125 121H126V119H125ZM128 121H129V120H128ZM128 121H127V122H128ZM138 121H139V120H138ZM142 121H141V122H142ZM150 121H151V120H150ZM154 121H156V120H154ZM233 121H235V120H233ZM28 122H29V121H28ZM37 122H38V121H37ZM73 122H75V121H73ZM73 122H71V123L73 124ZM81 122H82V120H81ZM106 122H107V123H106V125H107V124H108V121H106ZM109 122H111V121H109ZM118 122H120V121L118 120ZM130 122H131V121H130ZM143 122H142V123H143ZM147 122H148V121H147ZM207 122H208V120H207ZM0 123H1V121H0ZM3 123H4V122H3ZM7 123H9V122H7ZM10 123H9V126H10ZM30 123H31V122H30ZM40 123L42 124V121H40ZM47 123H49V122H47ZM55 123H56V122H55ZM67 123H68V122H67ZM69 123H70V122H69ZM75 123L78 124V122H75ZM85 123H86V121H85ZM85 123H84V125H85ZM88 123H90V122H88ZM133 123H135V122H133ZM142 123H141V124H142ZM199 123H200V122H199ZM235 123H236V122H235ZM26 124H27V123H26ZM49 124H50V123H49ZM49 124H48V125H49ZM62 124H63V123H62ZM64 124H65V123H64ZM64 124H63V125H64ZM77 124H76V126H77ZM95 124H96V123H95ZM123 124H124V123H123ZM125 124H126V123H125ZM144 124H145V123H144ZM147 124H148V123H147ZM152 124H154V123H152ZM183 124H185V123H183ZM187 124H188V122H187ZM197 124H198V123H197ZM2 125H3V124H1L0 128L2 127ZM6 125H7V124H6ZM16 125H19V124H14V125H12V126H16ZM21 125H22V122H21ZM23 125H24V124H23ZM31 125L38 126V125H40V124L36 125V124L33 123V124H31ZM31 125H30V126H31ZM51 125H52V124H51ZM59 125H60V124H59ZM65 125H66V124H65ZM86 125H87V123H86ZM90 125H91V123H90ZM96 125H97V124H96ZM103 125H104V123H103ZM103 125H102V127H103ZM106 125H105V127H106ZM109 125H110V124H109ZM113 125H115V124H113ZM120 125H121V124H120ZM130 125H131V124H130ZM133 125H134V124H133ZM142 125H143V124H142ZM158 125H156V126H158ZM192 125H193V124H192ZM194 125H195V124H194ZM3 126H5V125H3ZM12 126H11V127H12ZM27 126H28V125H27ZM27 126H26V127H27ZM35 126H33V127H35ZM70 126H71V124H70ZM72 126H73V125H72ZM99 126H101V125H99ZM111 126H112V125H111ZM115 126H116V125H115ZM118 126H119V125H118ZM138 126H139V125H138ZM6 127L8 128V125H7ZM20 127L23 128V126H20ZM20 127H19V128H20ZM40 127H41V126H40ZM49 127H50V126H49ZM49 127H48V128H49ZM58 127H59V126H58ZM58 127H57V130H58ZM60 127H61V126H60ZM65 127H66V126H65ZM65 127H63V128H65ZM86 127H88V126H86ZM102 127H101V128H102ZM107 127H108V126H107ZM107 127H106V128H107ZM120 127H121V126H120ZM127 127H128V126H127ZM130 127H131V126H130ZM141 127H142V126H141ZM150 127H151V125H150ZM182 127H183V125H182ZM15 128H17V127H15ZM19 128H18V129H19ZM21 128H20V129H21ZM27 128H29V127H27ZM27 128H26L25 130H27ZM31 128H32V127H31ZM31 128H30V129H31ZM36 128H38V127H36ZM55 128H56V126H55ZM61 128H62V127H61ZM63 128H62V129H63ZM67 128H68V127H67ZM69 128H71V127H69ZM73 128H74V127H73ZM73 128H72V129H73ZM89 128H91V127L89 126ZM89 128H87V131L90 130ZM117 128H118V127H117ZM125 128H126V127H125ZM132 128H133V127H132ZM142 128H143V127H142ZM142 128H141V130H142ZM190 128H191V127H190ZM2 129L5 130V127H2ZM9 129H10V127H9ZM74 129H75V128H74ZM92 129H93V127H92ZM99 129H100V128H99ZM112 129H113V128H112ZM118 129H120V128H118ZM118 129H115V131L118 130ZM134 129H135V127H134ZM137 129H138V128H137ZM143 129H144V128H143ZM210 129H211L212 131H211ZM12 130L14 131L15 129H12ZM21 130H22V129H21ZM25 130H22V131H23L22 133L26 132ZM33 130H35V129H33ZM36 130H37V129H36ZM43 130H44V128H43ZM45 130H46V129H45ZM49 130H50V129H48V132H49ZM57 130H54V128H53V130H50V131H57ZM65 130H67V129H65ZM83 130H85V132H86V128L83 129ZM97 130H98V128H97ZM101 130H102V129H101ZM122 130H124V128H123ZM129 130H130V129H129ZM141 130H140V131H141ZM146 130H148V128L145 129V131H146ZM164 130H165V131H164ZM207 130L211 131L212 133L210 134L209 132H206ZM1 131H2V130H1ZM6 131H7V130H6ZM9 131H10V130H9ZM30 131H31V130H30ZM37 131H39V129H38ZM41 131H42V130H41ZM61 131H62V130H61ZM68 131H69V129H68ZM91 131H92V130H91ZM115 131H113L114 133H113V132H112V133H113V134H117V133L119 132V131H118V132L115 133ZM131 131H132V130H131ZM155 131H156V130H155ZM182 131H183V130H182ZM188 131L190 132V130H188ZM11 132H12V131H11ZM33 132H35V131H33ZM57 132H58V131H57ZM59 132H60V131H59ZM59 132H58V133H59ZM71 132H72V131H71ZM71 132H70V133H71ZM75 132H76V131H75ZM89 132H90V131H89ZM94 132H95V130H94ZM96 132H97V131H96ZM98 132H99V130H98ZM101 132H102V131H101ZM121 132H122V131H121ZM132 132H133V131H132ZM132 132H131V133H132ZM134 132H136V131L134 130ZM134 132H133V133H134ZM142 132L145 133L144 131H142ZM151 132H152V131H151ZM163 132H161L160 134H164ZM172 132H170V131L168 132V131H167V133H171V137H172V135L176 134V133H174V132H173V134H172ZM184 132H185V131H184ZM7 133H8V131H7ZM28 133H31V132L28 131ZM28 133H27V134H28ZM36 133H37V132H36ZM42 133H44V132H42ZM46 133H47V132H46ZM72 133H73V132H72ZM82 133H83V132H82ZM86 133H87V132H86ZM86 133H85V134H86ZM124 133H125V132H124ZM136 133H137V132H136ZM153 133H156V132H152L151 134H153ZM185 133H186V132H185ZM192 133H190V134L192 135ZM247 133H248V132H247ZM258 133H257V134H258ZM0 134H2V133H0ZM24 134H25V133H24ZM37 134H38V133H37ZM51 134H52V133H51ZM59 134H60V133H59ZM59 134H58V135H59ZM75 134H76V133H75ZM85 134L83 135V139H84ZM102 134L104 135V131H103ZM102 134H101V136H102ZM113 134H111L112 137H113ZM122 134H123V132H122ZM128 134H130V133H128ZM138 134H139V133H137V135H138ZM145 134H146V133H145ZM157 134H158V132L156 133V135H157ZM179 134H180V133H179ZM179 134H178V135H179ZM188 134H189V133H187V135H188ZM248 134H249V133H248ZM259 134L257 135L258 138H259V136H260ZM22 135H23V134H22ZM34 135H35V134H34ZM34 135H33V136H34ZM56 135H57V134H56ZM60 135H62V134H60ZM81 135H82V134H81ZM87 135H90V134H87ZM95 135H96V134H95ZM106 135H107V134H106ZM108 135L110 136V132H109ZM133 135H134V134H133ZM140 135H141V134H140ZM142 135H143V134H142ZM149 135H150V134H149ZM156 135H155V136H156ZM164 135H165V134H164ZM236 135H237V134H236ZM2 136H3V135H2ZM39 136H40V133H39ZM41 136H42V135H41ZM91 136H92V135H91ZM117 136H118V134H117ZM117 136H116V139H117ZM120 136H121V135H120ZM126 136H128V135H126ZM138 136H139V135H138ZM152 136H153V135H152ZM165 136H166V135H165ZM223 136H225V137H223ZM245 136H248V135H245ZM245 136H244V137H245ZM250 136H251V135H250ZM255 136H256V134H255ZM26 137H29V135H27ZM26 137H22V138H20V139H22L23 141H25L24 138H26ZM35 137L37 138L36 135H35ZM42 137L44 138V135H43ZM94 137H95V136H94ZM98 137H99V136H98ZM104 137H105V136H104ZM118 137H119V136H118ZM128 137H129V136H128ZM131 137H132V136H130L129 138H131ZM158 137H160V136H158ZM173 137H174V136H173ZM173 137H172V138H173ZM181 137H182V136H181ZM188 137H189V136H188ZM204 137H206L207 140L204 139ZM220 137H222V138H220ZM231 137H232V136H231ZM231 137H230V138H231ZM234 137H235V136H234ZM236 137H237V136H236ZM39 138H40V137H39ZM80 138H81V137H80ZM85 138H86V136H85ZM91 138H92V137H91ZM91 138L89 137V139H91ZM100 138H101V137H100ZM102 138H103V137H102ZM106 138L108 139V137H106ZM121 138H122V137H121ZM124 138H126L125 135H124L122 141H124ZM172 138H171V139H172ZM182 138H184V137H182ZM185 138H186V137H185ZM192 138H194V137L192 136ZM202 138H203V140H202ZM230 138H227V139H230ZM252 138H254V135H253ZM29 139H30V137H29ZM46 139H47V138H46ZM64 139H65V138H64ZM64 139H63V140H64ZM78 139H79V138H78ZM81 139H82V138H81ZM86 139H87V138H86ZM89 139H88V140H89ZM96 139H97V138L95 137L94 140H96ZM109 139H110V138H109ZM112 139H113V138H112ZM116 139H115V140H116ZM119 139H120V137L118 138V140H119ZM143 139L146 140L144 137H143ZM163 139H164V138H162V141H163ZM168 139H170V136H169ZM168 139H167V140H168ZM176 139H177V138H176ZM176 139H175V141H176ZM178 139H179V138H178ZM180 139H181V138H180ZM186 139H187V138H186ZM236 139H237V138H236ZM247 139H248V138H247ZM249 139H251V138H249ZM255 139H257V137H256ZM259 139H260V138H259ZM262 139H263V137H262ZM1 140H2V139H1ZM17 140H18V139H17ZM17 140H16V142H17ZM35 140H36V139H35ZM74 140H75V139H74ZM79 140H80V139H79ZM88 140H87V141H88ZM94 140L92 139V141H94ZM98 140H99V139H97V141H98ZM102 140H103V139H102ZM113 140H114V139H113ZM115 140H114V141H115ZM126 140H127V138H126ZM132 140H133V138L131 139V141H132ZM137 140H138V139H137ZM191 140H193V139L190 138V141H191ZM230 140H231V139H230ZM232 140H234V139H232ZM232 140H231V141H232ZM19 141H20V140H19ZM26 141H27V140H26ZM28 141H31V140H28ZM40 141H41V139H40ZM83 141H84V140H82V142H83ZM85 141H86V140H85ZM85 141H84V142H85ZM92 141H91V142H92ZM139 141H140V140H139ZM141 141H142V140H141ZM162 141H161V142H162ZM168 141H169V140H168ZM170 141H171V140H170ZM175 141H174V142H175ZM194 141H195V139H194ZM197 141H198V140H197ZM209 141H211V140L209 139ZM231 141H229L228 143H231ZM243 141H244V140H243ZM248 141H249V140H248ZM253 141H255V140H253ZM259 141H260V140H259ZM0 142H2V141H0ZM3 142H4V140H3ZM16 142H15V143H16ZM33 142H34V141H33ZM44 142H45V140H44ZM46 142H47V140H46ZM48 142H49V141H48ZM70 142L72 143L73 140L70 141ZM70 142H69V144H70ZM74 142H75V141H74ZM76 142H77V140H76ZM78 142H79V141H78ZM89 142H90V141H89ZM99 142L102 143L101 140H100ZM104 142H105V141H104ZM111 142H112V141H111ZM125 142H126V141H125ZM133 142H134V141H133ZM137 142H138V141H137ZM137 142L135 141V143H137ZM147 142H148V145L154 144V143H152L153 141L151 142V144H149L150 141H147ZM157 142H158V141H157ZM157 142L155 141V143H157ZM163 142H164V141H163ZM174 142H173V143H174ZM178 142H179V141H178ZM192 142H193V141H192ZM192 142H191V143H192ZM212 142H210V143L212 144ZM233 142L235 143V141H233ZM244 142H245V141H244ZM18 143H19V142H18ZM20 143H22V142H20ZM28 143H29V142H27V146L29 145ZM30 143H31V142H30ZM34 143H35V142H34ZM36 143H37V142H36ZM38 143H39V142H38ZM63 143L65 144L66 142H63ZM100 143H99V144H100ZM106 143H108V140H107ZM115 143H116V141H115ZM117 143H118V141H117ZM117 143H116V144H117ZM129 143H130V142H129ZM129 143H128V144H129ZM131 143H132V142H131ZM139 143H140V142H139ZM142 143H144V142H142ZM170 143H171V142H170ZM176 143H177V141H176ZM179 143L182 144L181 142H179ZM188 143H189V142H188ZM188 143H187V144H188ZM191 143H190V144H191ZM204 143H205V142H204ZM220 143H222V142H220ZM247 143H248V142H247ZM250 143H251V141H250ZM259 143H261V142H258V143L255 144V145H257V147H259V146H258ZM1 144H3V143H1ZM43 144H44V143H43ZM48 144H49V143H48ZM52 144H53V143H52ZM64 144H63V145H64ZM72 144H73V143H72ZM91 144H93V143H91ZM102 144L104 145V143H102ZM102 144L99 145V147H100V146H103ZM118 144H119V143H118ZM126 144H127V143H126ZM157 144H158V143H157ZM157 144H156V145H157ZM160 144H161V143H160ZM187 144H186V145H187ZM197 144H198V143H197ZM225 144H226V143H225ZM241 144H242V143H241ZM241 144H240V145H241ZM251 144H252V143H251ZM5 145H7V144H5ZM10 145H12V144H10ZM10 145H7V146H10ZM15 145H16V144H15ZM17 145H18V144H17ZM39 145H40V143L38 144V147L41 146V145H40V146H39ZM59 145H60V144H59ZM75 145H77V143H76ZM80 145H81V147H82V144H80ZM84 145H85V144H84ZM84 145H83V147H84ZM88 145H89V144H88ZM95 145H96V144H95ZM122 145H123V143H122ZM134 145H135V144H134ZM145 145H146V144H145ZM162 145H163V143H162ZM169 145H171V144H169ZM169 145H167V147H168ZM172 145H173V144H172ZM172 145H171V146H172ZM174 145L177 146V144H175V143H174ZM182 145H183V144H182ZM182 145H181V147H182ZM186 145H185V146H186ZM191 145H192V144H191ZM191 145H190V146H191ZM195 145H196V143H195ZM221 145H222V144H221ZM223 145H224V143H223ZM228 145H229V144H228ZM230 145H231V144H230ZM230 145H229V146H230ZM234 145H235V144H234ZM236 145H237V144H236ZM23 146H24V145H23ZM23 146H22V147H23ZM56 146H57V145H56ZM60 146H61V145H60ZM64 146H65V145H64ZM69 146H70V145H69ZM78 146H79V145H78ZM78 146H77V148H78ZM91 146H92V145H91ZM118 146H119V145H118ZM120 146H121V145H120ZM126 146H127V145H126ZM138 146H139V145H138ZM153 146H154V145H153ZM159 146H160V145H158V148H159ZM197 146H198V145H197ZM197 146H196V149H197ZM205 146H206V145H205ZM208 146H209V145H208ZM210 146H211V145H210ZM224 146H225V145H224ZM242 146L245 147L244 144H242ZM260 146H262V145L260 144ZM3 147H4V146L2 145V148H3ZM5 147H6V146H5ZM19 147H20V146H19ZM24 147H26V146H24ZM24 147H23V150H25ZM32 147H33V145H32ZM32 147H31V148H32ZM38 147H37V148H38ZM41 147L43 148V146H41ZM67 147H68V146H67ZM71 147H74V146H71ZM83 147H82V148H83ZM85 147H86V146H85ZM93 147H95V146H93ZM103 147H104V146H103ZM106 147H108V146H106ZM106 147H105V149H106ZM111 147H112V146H110V148H111ZM115 147H116V146H115ZM121 147H122V146H121ZM128 147H129V146H128ZM128 147H127V148H128ZM131 147H132V146H131ZM131 147L128 148V149H132ZM146 147H147V146H146ZM167 147H166V148H167ZM179 147H180V146H179ZM193 147H194V146H193ZM213 147H214V146H213ZM235 147H236V146H235ZM240 147H241V146H240ZM246 147H247V146H246ZM2 148H0V149H2ZM10 148L13 149L12 146H11ZM42 148H41V149H42ZM53 148H54V146H53ZM64 148H66V147H64ZM79 148H80V146H79ZM82 148H81V149H82ZM89 148H90V146H89ZM116 148H117V147H116ZM122 148H123V147H122ZM133 148H134V147H133ZM135 148H137V146H136ZM138 148H139V147H138ZM151 148H153V147L151 146ZM156 148H157V147H156ZM158 148H157V151H158L157 154H159V156H158L157 154H156V155H157L156 157L154 156L155 158H157V163H158L159 160H163V161H164V159H161V154H162V153H160V150L162 151L163 149H160V150H159ZM172 148H173V147H172ZM177 148H178V147H177ZM183 148H184V147H183ZM188 148H190V147H189V144H188ZM191 148H192V147H191ZM198 148H199V146H198ZM219 148H220V147H219ZM219 148H218V149H219ZM225 148H226V146H225ZM241 148H242V147H241ZM249 148H250V147H249ZM249 148H247V149H249ZM253 148H254V146H253ZM8 149H9V147H8ZM14 149H15V148H14ZM21 149H22V148H21ZM28 149H29V147H28ZM35 149H36V148H35ZM66 149H69V148H66ZM66 149H65V150H66ZM70 149H71V148H70ZM75 149H76V148H75ZM87 149H88V147H87ZM91 149H93V148H91ZM113 149H114V148H113ZM113 149H111V150H113ZM119 149H121V148H119ZM119 149H118V151H119ZM141 149H143V148H141ZM141 149H140V151H141ZM146 149L148 150V148H146ZM154 149H155V147L153 148V151H154ZM164 149H165V147H164ZM167 149H168V148H167ZM173 149H174V148H173ZM175 149H176V147H175ZM175 149H174V150H175ZM178 149H180V148H178ZM196 149H195V150H196ZM206 149H207V148H206ZM223 149H224V148H223ZM223 149H222V150H223ZM227 149H228V148H227ZM233 149H234V148H233ZM238 149H240V148H238ZM245 149H246V148H245ZM261 149H262V148H261ZM3 150H4V149H3ZM9 150H10V149H9ZM9 150H8V151H9ZM17 150H18V149H17ZM46 150H47V149H46ZM83 150H84V149H83ZM83 150H79V151H83ZM94 150H96V149H94ZM94 150H93V151H94ZM101 150H102V149H101ZM103 150H104V148H103ZM111 150H110V151H111ZM114 150H115V149H114ZM114 150H113V151H114ZM136 150H137V149H135V151H136ZM147 150H146L145 152H147ZM150 150H151V149L149 148L148 151H150ZM168 150H170V149H168ZM180 150H181V149H180ZM180 150H179V151H180ZM183 150H184V149H183ZM189 150H190V149H189ZM199 150H201V148H200ZM199 150H198V151H199ZM211 150H212V148H211ZM216 150H217V149H216ZM222 150H221V151H222ZM251 150H252V149H251ZM254 150H255V149H254ZM262 150H263V149H262ZM4 151H5V150H4ZM8 151H7V152H8ZM11 151H14V150H11ZM27 151H31V149H30V150H27ZM33 151H34V150H33ZM39 151H40V150H39ZM48 151H49V150H48ZM52 151H53V150H52ZM52 151H51V152H52ZM58 151H59V150H58ZM60 151H61V150H60ZM73 151H75V150H73ZM76 151H77V150H76ZM85 151L87 152L88 150H85ZM90 151H91V150H90ZM90 151H89V152H90ZM97 151H98V153H100V152H99L100 150H97ZM113 151H112V152H113ZM115 151H116V150H115ZM118 151H117V152H118ZM120 151H124V152H122V155H123V153H125V146H124V148H123L122 150H120ZM127 151H128V150H127ZM129 151H130V150H129ZM135 151H134V152H135ZM151 151H152V150H151ZM151 151H150V152H151ZM153 151H152V152H153ZM157 151H156V152H157ZM163 151H165V150H163ZM170 151H171V150H170ZM192 151H194V149H193ZM198 151H197V152H198ZM204 151H205V150L203 149V152H204ZM221 151H220V152H221ZM223 151H224V150H223ZM225 151H226V150H225ZM228 151H230V150H228ZM228 151H227V152H228ZM236 151H238V150H236ZM255 151H256V150H255ZM1 152H3V151H1ZM24 152H26V151H24ZM61 152H63V151H61ZM67 152H68V151H67ZM83 152H84V151H83ZM103 152H104V151H103ZM103 152H102V154H103ZM108 152H109V151H108ZM112 152H111V154H112ZM141 152H142V151H141ZM143 152H144V151H143ZM145 152H144V153H145ZM152 152H151V153L148 152L149 155H151V157L153 156V155H152V154H153ZM156 152H155V153H156ZM166 152H167V150L164 152V154H165ZM186 152H187V151H186ZM201 152H202V150H201ZM207 152H208V151H207ZM211 152H212V151H211ZM213 152H214V151H213ZM227 152H225V153H227ZM238 152H239V151H238ZM253 152H254V151L252 150L251 153H253ZM258 152H259V151H258ZM261 152H262V151H261ZM263 152H264V151H263ZM27 153H28V152H27ZM27 153H25V154H27ZM29 153H30V152H29ZM35 153H37V152L35 151ZM40 153H42V152H40ZM43 153H46V152H43ZM43 153H42V154H43ZM69 153H70V150H69ZM79 153H80V152H79ZM128 153H129V152H128ZM130 153H132V152H130ZM138 153H139V152H138ZM172 153H173V152H172ZM183 153H184V151H183ZM190 153H191V152H190ZM209 153H210V152H209ZM232 153H233V152H232ZM242 153L244 154V152H242ZM245 153H246V152H245ZM3 154H4V153H3ZM15 154H17V153H15ZM22 154H23V153H22ZM38 154H39V153H38ZM52 154H53V153H52ZM54 154H55V153H54ZM63 154H64V153H63ZM63 154H60V156L63 155ZM73 154H74V153H73ZM75 154H76V152H75ZM87 154H88V153H87ZM89 154H90V153H89ZM94 154H95V153H94ZM105 154H108V153H106V151H105ZM105 154H104V157H105ZM111 154H110V158H111ZM117 154H118V153H117ZM132 154H133V153H132ZM164 154L162 155V158H163V157L165 158L166 155L164 156ZM180 154H181V153H180ZM186 154H187V153H186ZM192 154H193V153H192ZM195 154H196V151H195ZM198 154H199V153H198ZM204 154H205V153H204ZM204 154H203V157L206 158V156H205ZM207 154H208V153H207ZM215 154H216V152L214 153V155H213V154H212V155H213V156H216L217 154H216V155H215ZM227 154H228V153H227ZM234 154H235V153H234ZM234 154H233V155H234ZM246 154H247V153H246ZM257 154H258V153H256V155H257ZM259 154H261V153H259ZM18 155H19V154H18ZM30 155H31V154H30ZM46 155H47V154H46ZM49 155H51V154H50V151H49ZM57 155H59V154H56V156H57ZM64 155H65V154H64ZM91 155H92V157H93V154H91ZM97 155H98V154H97ZM108 155H109V154H108ZM113 155H115V154H113ZM113 155H112V156H113ZM119 155H121V154H119ZM130 155H131V154H130ZM136 155H137V153H136ZM139 155H140V154H139ZM141 155H142V153H141ZM167 155L170 157V154H169V153H167ZM174 155H175V153H174ZM181 155H182V154H181ZM196 155H197V154H196ZM229 155H230V154H229ZM240 155H241V154H240ZM1 156H3V155H1ZM19 156H21V155H19ZM24 156H25V155H24ZM27 156H29V155H27ZM31 156H32V155H31ZM31 156L26 157V158H31ZM36 156H37V155H36ZM40 156H42V155H40ZM51 156H52V155H51ZM53 156H54V155H53ZM56 156H55V158H56ZM60 156H59V157H60ZM83 156H84V155H83ZM89 156H90V155H89ZM123 156H124V155H123ZM127 156H128V154H127ZM134 156H135V155H134ZM143 156H144V155H143ZM171 156H172V157H171V158H172L171 160H173V155H171ZM175 156H176V155H175ZM175 156H174V158H175ZM177 156H178V155H177ZM187 156H188V154H187ZM189 156H190V155H189ZM199 156H200V155H199ZM199 156H198V157H199ZM210 156H211V155H210ZM213 156H212V157H213ZM230 156H231V155H230ZM243 156H244V155H243ZM262 156H263V155H262ZM9 157H10V156H9ZM22 157H23V156H22ZM34 157H35V156H34ZM43 157H44V154H43ZM43 157H42V158H43ZM48 157H49V156H48ZM48 157H47V158H48ZM68 157L70 158V156H68ZM71 157H72V154H71ZM73 157H74L75 160H76V156H73ZM73 157H72V158H73ZM77 157H78V154H77ZM80 157H82V156H80ZM86 157H87V156H86ZM92 157H90V159H91ZM98 157H100V156H98ZM102 157H103V156H102ZM106 157H108V156H106ZM106 157H105V158H106ZM121 157H122V156H121ZM121 157H120V158H121ZM140 157H142V156H140ZM194 157H196V156H194ZM203 157H202V158H203ZM218 157H219V156H218ZM226 157H227V156H226ZM231 157L233 158V156H231ZM231 157H230L229 159H231ZM246 157H247V156H246ZM249 157H250V156H249ZM257 157H258V155L256 156V158H257ZM259 157H261V156H259ZM259 157H258V158H259ZM26 158H25V159H26ZM36 158H37V157H36ZM40 158H41V157H40ZM52 158H53V157H52ZM69 158H68V159H69ZM82 158H83V157H82ZM95 158H96V157H95ZM108 158H109V157H108ZM110 158H109V161H108V162L111 161L110 164H112V162H113L114 160H110ZM143 158H144V157H143ZM146 158H147V156H146ZM149 158H150V157H149ZM158 158H160V159H158ZM167 158H168V157H167ZM176 158H177V157H176ZM180 158H181V156H180ZM180 158H179V159H180ZM182 158H183V157H182ZM185 158H186V157H185ZM187 158H188V157H187ZM192 158H193V157H192ZM223 158H224V156H223ZM227 158H228V157H227ZM240 158H241V157H240ZM256 158H255V159H256ZM258 158H257V159H258ZM0 159H1V158H0ZM3 159H6L5 156H4ZM10 159H11V157H10ZM10 159H9V160H10ZM12 159H13V160H14V159H18V156H17V158H13V157H12ZM25 159H24V160H25ZM38 159H39V155H38ZM48 159H50V157H49ZM77 159H78V158H77ZM80 159H81V158H80ZM106 159H107V158H106ZM106 159H103V161H105ZM121 159H122V158H121ZM124 159H126L125 156H124ZM131 159H132V158H131ZM134 159H135V158H134ZM134 159H133V161H134ZM152 159H153V157H152ZM179 159H177V160H179ZM189 159H190V157H189ZM203 159H204V158H203ZM206 159L208 160V158H206ZM206 159H204V160H206ZM210 159H212V158L210 157ZM243 159H244V158H243ZM257 159H256V160H257ZM9 160H8V161H9ZM34 160H35V158H34ZM42 160H43V159H42ZM42 160L39 159L37 162H40V161H42ZM53 160H54V159H53ZM62 160H63V159H61V161H62ZM66 160H67V159H66ZM71 160H72V159H71ZM78 160H79V159H78ZM87 160H89V159L87 158ZM93 160H95L94 157H93ZM98 160H99V159H98ZM117 160H118V158H117ZM122 160H123V159H122ZM122 160H120V161H122ZM128 160H129V159H128ZM135 160H136V159H135ZM142 160H143V159H141V161H142ZM146 160H147V159H146ZM166 160H167V159H166ZM166 160H165V161H166ZM169 160H170V158H169ZM171 160H170V161H171ZM181 160H182V159H181ZM187 160H188V159H187ZM187 160H186V161H187ZM195 160H196V159H195ZM197 160H199V159H197ZM212 160H213V159H212ZM217 160H218V159H217ZM223 160H224V159H223ZM225 160H226V159H225ZM247 160H248V159H247ZM247 160H246V162H247ZM259 160H260V158H259ZM259 160H257V161H259ZM2 161H3V160H2ZM18 161H19V160H18ZM21 161L23 162V160H21ZM44 161L48 162L47 159L45 160V158H44ZM44 161H43V162H44ZM55 161H56V159H55ZM58 161H59V160H58ZM64 161H65V159H64ZM67 161H68V160H67ZM90 161H91V160H90ZM101 161H102V160H101ZM139 161H140V160H139ZM154 161H156V160H154ZM179 161H180V160H179ZM186 161L184 162V164L186 163ZM189 161H190V160H189ZM189 161H188V162H189ZM191 161H192V160H191ZM215 161H216V160H215ZM218 161H219V160H218ZM229 161H230V160H229ZM232 161H233V160L231 159V165L234 166L235 164L233 165V164H232ZM248 161H249V160H248ZM253 161H254V160H253ZM263 161H264V160H263ZM5 162H6V161H5ZM10 162H11V161H10ZM13 162H14V161H13ZM28 162L30 163L31 161H28ZM37 162H36V163H37ZM43 162H42V163H43ZM50 162H51V161H50ZM50 162H48L49 164H46V165H51ZM53 162H54V161H53ZM59 162H60V161H59ZM74 162H77V161H74ZM81 162H82V161H81ZM81 162H79V164H80ZM87 162H88V161H87ZM91 162H94V161H91ZM108 162L105 163V164H109ZM115 162H116V160H115ZM123 162H125V161H123ZM159 162H161V161H159ZM168 162H169V161H168ZM173 162H174V161H173ZM203 162H204V161H203ZM209 162H210V161H209ZM219 162H220V161H219ZM219 162H218V163H219ZM227 162H228V161H227ZM234 162H235V161H234ZM237 162H238V161H237ZM240 162H242V161H240ZM246 162H245V165H246ZM6 163H7V162H6ZM16 163H17V161H16ZM16 163H15V165H18V164H16ZM19 163H21V162H19ZM24 163H25V162H23V164H24ZM26 163H27V162H26ZM51 163H52V162H51ZM65 163H66V161H65ZM67 163H68V162H67ZM71 163H72V161H71ZM96 163H98V162H97V159H96ZM101 163L103 164V166L105 165L103 162H101ZM117 163H119V161H118ZM117 163H113V164H117ZM128 163H129V162H128ZM132 163H133V162H132ZM136 163H137V162H136ZM138 163H139V162H138ZM141 163H142V162H141ZM141 163H140V165H141ZM149 163H150V161H149ZM153 163H154V162H153ZM162 163H163V162H162ZM166 163H167V161H166ZM181 163H183V162H181ZM181 163H180V164H181ZM193 163H194V162H193ZM195 163H196V162H195ZM199 163H200V162H199ZM199 163H198V164H199ZM201 163H202V162H201ZM201 163H200V164H201ZM207 163H208V162H207ZM215 163H216V162H215ZM218 163H216V164H218ZM222 163L225 164V162H223V161H222ZM253 163H254V162H253ZM256 163H257V162H256ZM10 164L12 165V162H11ZM40 164H41V162H40ZM43 164H44V163H43ZM54 164H55V163H54ZM54 164H53V165H54ZM58 164H59V163H58ZM58 164H56L57 167L59 166ZM62 164H63V163H62ZM62 164H61V165H62ZM68 164H69V163H68ZM72 164H73V163H72ZM77 164H78V163H77ZM77 164H76V165H73V166H76V167H77ZM79 164H78V165H79ZM119 164H120V163H119ZM119 164H118V165H119ZM123 164H124V163H123ZM126 164H127V163H126ZM129 164H130V163H129ZM145 164L147 165V162H146ZM145 164H144V166H145ZM155 164H156V163H155ZM178 164H179V162H178ZM188 164H189V163H188ZM198 164H197L196 167L199 166ZM224 164H223V166H224ZM236 164H238V163H236ZM254 164H255V163H254ZM257 164H258V163H257ZM7 165H8V164H7ZM24 165H25V164H24ZM27 165H28V164H26V166H27ZM33 165H34V164H33ZM61 165H60V166H61ZM83 165H85V164L83 163ZM87 165H89V163H88ZM87 165H86V166H87ZM90 165H91V163H90ZM100 165H101V164H100ZM121 165H122V164H121ZM133 165H134V164H133ZM151 165H152V163H151ZM157 165H158V164H157ZM159 165H160V163H159ZM174 165H175V164H174ZM189 165H190V164H189ZM207 165H208V164H207ZM231 165H229V166H231ZM242 165H243V164H242ZM249 165H250V164H249ZM3 166H4V165H3ZM3 166H2V167H3ZM31 166H32V164H31ZM41 166H42V164H41ZM41 166H39V167L43 169V167H41ZM51 166H52V165H51ZM71 166H72V165H71ZM93 166H94V165H93ZM108 166H109V165H108ZM124 166H125V165H124ZM130 166H131V165H130ZM130 166H129V167H130ZM176 166H177V165H176ZM176 166H175V167H176ZM181 166H182V165H181ZM209 166L211 167V165H208V167H209ZM220 166H221V165H220ZM223 166H221V167H223ZM258 166H259V165H257V167H258ZM0 167H1V165H0ZM4 167H5V166H4ZM24 167H25V166H24ZM24 167H23V168H24ZM34 167H36V166H34ZM34 167H33V168H34ZM39 167H38L37 169L40 170ZM62 167H64V166L62 165ZM66 167H68V165H67ZM87 167H88V166H87ZM95 167H96V166H95ZM105 167H106V165H105ZM105 167H103V169H104ZM109 167H111V166H109ZM109 167H107V169H108ZM117 167L119 168V166H117V165L114 166V168L118 170ZM120 167H121V166H120ZM133 167H135V166H133ZM133 167H132V168H133ZM147 167H148V166H147ZM161 167H162V166H161ZM166 167H168V166H166V164H165V165H164V168H166ZM184 167H186V166H184ZM202 167H204V166H202ZM216 167H217V166H216ZM218 167H219V166H218ZM236 167H237V166H236ZM254 167H256V166H254ZM10 168H11V167H10ZM31 168H32V167H31ZM44 168H45V167H44ZM47 168H48V166L45 168L46 171H47ZM52 168H55V170H56L55 172H57V170H59V169H56V167H53V166H52ZM60 168H61V167H60ZM80 168H81V167H80ZM88 168H89V167H88ZM114 168H111V170H113L114 173H113V174H112V173H109V174H111V176L108 174L110 177H107V176H108V175H107V172H108V171H106L107 169L105 170L106 172L103 173V174H104V175H103L104 177L102 178V177L100 176L102 179H101V178H98L99 176H98V174H97L96 177H97L98 179H101V180L97 181V180H96L97 178H96V177L93 178V177H94V176H93L92 178L95 179V181H96L95 185H92L93 183L91 184V186L87 185V186L89 187V190H87V191H89V192L85 191L84 193H86V195H87V193H90V194L88 195V197H89L90 195H92V196H90V197H94V196L98 197V196H101L102 199H103V197H106V196H104V195L110 193V192H108V191H109V189H110V187H111L110 185L113 184V183H112V177H113V178L115 177L114 181H116V180L118 179V177H117V179H116V176H118V175H119V176L122 175V174L120 173L119 170H118L119 173H117V172H116L117 170H114ZM132 168H131V169H132ZM136 168H137V167H136ZM136 168H135V169H136ZM143 168H144V167H143ZM151 168H152V166H151ZM157 168H158V167H157ZM164 168H163V169H164ZM168 168H169V167H168ZM186 168H187V167H186ZM190 168H191V167H190ZM190 168H188V169H190ZM244 168H245V167H244ZM246 168H247V167H246ZM259 168H260V167H259ZM261 168H262V166H261ZM261 168H260V169H261ZM16 169H17V168H16ZM19 169H21V167H20ZM19 169H18V170H19ZM25 169H29V168H26V167H25ZM35 169H36V168H35ZM66 169H67V168H66ZM68 169H69V168H68ZM74 169H75V168H74ZM99 169H100V168H99ZM121 169H122V167H121ZM124 169H125V167H124ZM129 169H130V168H128V171H129ZM153 169H154V166H153ZM155 169H156V168H155ZM155 169H154V170H155ZM159 169H160V168H159ZM177 169H178V168H177ZM188 169H187V170H188ZM192 169H193V168H192ZM199 169H200V168H199ZM199 169H198V170H199ZM207 169H209V168H207ZM237 169H238V168H237ZM255 169H256V171L258 170V168H255ZM6 170H8V168H7ZM21 170H23V169H21ZM49 170H50V167L48 168V171H49ZM78 170H80V169H78ZM81 170H82V168H81ZM81 170H80V171H81ZM85 170H87V169H85ZM91 170H92V168H91ZM101 170H102V168H101ZM111 170H109V172H112ZM126 170H127V169H126ZM139 170H141V168H140ZM164 170H165V169H164ZM222 170H223V169H222ZM230 170H231V168H230ZM234 170H235V168H234ZM246 170H247V169H246ZM9 171H10V170H9ZM9 171H8V172H9ZM25 171H26V170H25ZM36 171H37V170H36ZM36 171H34V174H36V173H35ZM44 171H45V170H44ZM44 171H43V172H44ZM46 171H45V173L50 174V173H48V172H46ZM51 171H53V170H51ZM61 171H62V170H61ZM61 171H59V173H60ZM70 171H73V169H71ZM74 171L77 172V170H74ZM80 171H78V172H79V175H80V177H81L82 175H81ZM83 171H84V169H83ZM88 171H89V169H88ZM88 171H87V172H88ZM92 171H93V170H92ZM96 171H97V170H96ZM96 171H95V172H96ZM133 171H134V170H133ZM136 171H137V170H136ZM155 171H156V170H155ZM167 171H168V169H167L165 172H164V171H160V173H161V172H164V173H165V176H166V177H169V176H167ZM185 171H186V170H185ZM185 171H184V172H185ZM194 171H195V170H194ZM194 171H193V172H194ZM218 171H219V170H218ZM218 171H217V172H218ZM225 171H226V170H225ZM227 171H229V170H227ZM227 171H226V172H227ZM240 171H241V170H240ZM240 171H239V172H240ZM247 171H248V170H247ZM259 171H260V170H259ZM261 171H262V170H261ZM3 172H4V171H3ZM8 172H7V175H6V176H8ZM19 172H20V170L18 171V174H21V173H22V172H20V173H19ZM27 172H28V171H26V176H28V173H27ZM32 172H33V171H32ZM84 172H85V171H84ZM101 172H102V171H101ZM101 172H100V173H101ZM137 172H138V171H137ZM158 172H159V171H157V173H158ZM168 172H169V171H168ZM179 172H180V171H179ZM197 172H198V171H197ZM199 172H200V171H199ZM204 172H206V171H204ZM209 172H210V171H209ZM211 172H212V170H211ZM215 172H216V170H215ZM217 172H216V174H217ZM234 172H235V171H234ZM234 172H232L231 175H232ZM249 172H250V171H249ZM251 172H254V171H251ZM262 172H263V171H262ZM37 173H38V172H37ZM40 173H41V170H40ZM45 173H44V174H45ZM59 173H58V174H59ZM72 173H74V172H72ZM89 173H90V172H89ZM98 173H99V172H98ZM122 173H123V172H122ZM124 173H125V172H124ZM127 173H129V172H127ZM131 173H132V171H131ZM138 173H139V172H138ZM143 173H144V172H143ZM143 173H142V174H143ZM146 173H147V172H146ZM149 173H151V172H149ZM185 173H186V172H185ZM189 173H190V172H189ZM202 173H203V170H202ZM213 173H214V172H213ZM213 173H211V174L209 173V174H208V172H207L208 175H212ZM229 173H230V172H229ZM235 173H236V172H235ZM247 173H248V172H247ZM256 173H259V172H256ZM0 174H1V173H0ZM3 174H4V175H2V176H3L4 178H6V177H5V174H6V173H3ZM14 174H15V172H14ZM18 174H17V175H18ZM54 174H56V173H54ZM62 174H63V173H62ZM62 174H61V175H62ZM65 174L68 175V174H70V172L68 173V171H67V173H66V170H65ZM74 174H75V173H74ZM82 174H83V173H82ZM91 174H92V173H91ZM105 174H106V176H105ZM117 174H118V175H117ZM129 174H130V173H129ZM132 174H133V173H132ZM162 174H163V173H162ZM162 174H161V175H162ZM173 174H174V173H173ZM193 174H194V173H193ZM195 174H196V172H195ZM199 174H200V173H199ZM205 174H206V173H205ZM205 174H204V176H205ZM214 174H215V173H214ZM218 174H219V173H218ZM221 174H222V173H221ZM226 174H227V173H226ZM244 174H245V173H244ZM244 174H243V175H244ZM263 174H264V172H263ZM23 175H25V174H23ZM37 175H38V174H37ZM86 175H87V173H86ZM92 175H93V174H92ZM94 175H96V174H94ZM99 175H100V174H99ZM113 175H115V176H113ZM125 175H128V174H125ZM125 175H124V177H125ZM135 175H138V174H136V172H135ZM146 175H148V174H146ZM157 175H158V174H157ZM161 175H159V176H161ZM178 175H180V174H178ZM184 175H185V174H184ZM188 175H189V174H188ZM191 175H192V174H191ZM202 175H203V174H202ZM231 175H229V176H231ZM249 175H250V174H249ZM14 176H15V175H14ZM18 176H19V175H18ZM31 176H33V175H30V177H31ZM47 176H48V175H47ZM62 176H63V175H62ZM62 176H61V177H62ZM70 176H71V175H70ZM75 176H77V175H75ZM75 176L73 175V177H75ZM84 176H85V175H84ZM84 176L82 177V179L84 178ZM89 176H90V175H89ZM122 176H123V175H122ZM153 176H154V175H153ZM163 176H164V175H163ZM163 176H162V177H163ZM175 176H177V174H176ZM186 176H187V175H186ZM194 176H195V175H194ZM204 176H203V177H204ZM206 176H207V175H206ZM214 176H215V175H214ZM214 176H213V177H214ZM224 176H225V175H224ZM234 176L237 177L238 175L235 174ZM234 176L232 175V176L230 177V178L232 179L231 184L233 183V178H234V179L236 178V177H234ZM244 176H245V175H244ZM251 176H252V175H251ZM259 176H260V175H259ZM262 176H263V175H262ZM262 176H261V177H262ZM15 177H17V176H15ZM41 177H42V174H41ZM61 177H58V176L55 177V178H57V179L54 178V179H55V183H54V184L59 183V182H58V179L61 178ZM65 177L68 178V179L66 178L67 180H69L68 183H67V181H65V180H66ZM80 177H79V178H80ZM129 177H131V176H129ZM139 177H140V175H139ZM141 177H142V176H141ZM144 177H145V176H144ZM162 177H161V178L159 177V179H161V180H159L158 178H157L158 180L155 179V180H156L155 185H158L157 188H159L160 185H161V186H164V185H165V184L162 183ZM166 177H165V178H166ZM171 177H172V176H171ZM180 177H182V175H181ZM184 177H185V176H184ZM184 177H183V178H184ZM192 177H193V175H192ZM199 177H200V176H199ZM209 177H210V176H209ZM217 177H218L217 180H220L219 175H218ZM217 177H216V178H217ZM225 177H226V176H225ZM227 177H228V176H227ZM232 177H233V178H232ZM245 177H246V176H245ZM256 177H257V176H256ZM4 178H3V181H4L5 184H6V183H7V182H6L7 180H4ZM12 178H13V177H11V180H12ZM23 178L26 179L27 177H23V176H22V178L20 177V179H23ZM34 178H38V176H34ZM34 178H32V179H34ZM43 178H44V177H43ZM62 178L65 179L64 181L67 183V184H66V186H67V185L69 184V182H71V181H70V180H71L70 178H72V177L69 178V176H66V175H65V176H63ZM119 178H120V177H119ZM131 178H132V177H131ZM131 178H129V180H130ZM134 178H135V177H134ZM163 178H164V177H163ZM189 178H190V177H189ZM193 178H194V177H193ZM216 178H215V179H216ZM230 178L228 177V179H230ZM0 179H1V178H0ZM8 179H9V177H8ZM20 179H19V180H20ZM25 179H24V180H25ZM44 179H45V178H44ZM44 179H43V182H44ZM46 179H47V178H46ZM54 179H52V180H54ZM80 179H81V178H80ZM84 179H85V178H84ZM86 179H88L87 176H86ZM86 179H85V180H86ZM143 179H144V178H143ZM146 179H147V177H146ZM148 179H149V178H148ZM172 179H173V177H172ZM177 179H178V178H177ZM184 179H185V178H184ZM186 179H187V178H186ZM202 179H203V178H202ZM228 179L226 178L227 181H229ZM239 179H240V178H239ZM239 179H235V182H236V180L238 181ZM246 179H247V178H246ZM261 179H262V178H261ZM19 180H18V181H19ZM37 180H38V182H39V179H37ZM47 180H48V179H47ZM50 180H51V178H50ZM52 180H51V181H52ZM60 180L62 181V179H60ZM60 180H59V181H60ZM74 180H75V179H74ZM76 180H77V179H76ZM88 180H89V182H90V181H94V180H92V179L90 180V177H89ZM118 180H119V179H118ZM127 180H128V178H126V181H127ZM141 180H142V179H141ZM144 180H145V179H144ZM153 180H154V179H153ZM167 180H168V179H167ZM174 180H175V178H174ZM199 180H200V179H198V178L194 179L195 183H199V182H200ZM205 180H206V179H205ZM208 180H209V179H208ZM208 180H207V181H208ZM226 180H225V179H224V180L222 179L221 181H226ZM248 180H250V179H247V181H248ZM14 181H15V180H14ZM26 181H27V180H26ZM30 181H31V180H30ZM72 181H73V180H72ZM79 181H81V180H79ZM95 181H94V182H95ZM122 181H123V180H122ZM135 181H136V178H135ZM151 181H152V180H151ZM165 181H166V180H165ZM230 181H231V180H230ZM245 181H246V180H245ZM247 181H246V182H247ZM250 181H251V180H250ZM256 181L259 182V179H256ZM256 181H255V182H256ZM262 181H263V180H262ZM1 182H2V181H1ZM47 182H48V181H47ZM84 182H85V181H84ZM87 182H88V181H87ZM124 182H125V181H124ZM124 182H123V184H124ZM129 182H131V181H129ZM146 182H147V180H146ZM148 182H149V180H148ZM163 182H164V181H163ZM172 182H174V181H172ZM177 182H178V181H177ZM187 182H188V179H187ZM189 182H190V181H189ZM246 182H245V183H246ZM258 182H257V184H258ZM21 183H22V182H21ZM24 183H25V182H24ZM39 183H40V182H39ZM45 183H46V182H45ZM52 183H53V182H52ZM52 183H51V184H52ZM62 183L65 184L63 181H62ZM82 183H83V181H82ZM85 183H86V182H85ZM111 183H112V184H111ZM116 183H118V182L116 181ZM132 183H134V182L132 181ZM137 183H138V181H137ZM137 183H136V184H137ZM139 183H140V182H139ZM144 183H145V182H144ZM153 183H154V182H153ZM164 183H165V182H164ZM166 183H168V181H167ZM193 183H194V182H193ZM193 183H191V184H193ZM195 183H194V184H195ZM205 183H206V182H205ZM224 183H227V182H224ZM229 183H230V182H229ZM239 183H240V186H237V187H241L240 190H242V189L244 188V185H241V181H240V182L238 181V183H236V185L239 184ZM245 183H244V184H245ZM248 183H249V182H248ZM263 183H264V182H263ZM2 184H4V183H2ZM22 184H23V183H22ZM26 184H27V183H26ZM26 184H24V186H25ZM29 184H30V183H29ZM33 184H34V183H33ZM35 184H38V183L35 182ZM35 184H34V186H37V185H35ZM43 184H44V183H43ZM48 184H49V182H48ZM72 184H73V183H71L70 185H72ZM74 184H75V183H74ZM78 184H79V183H78ZM80 184H81V182H80ZM149 184H150V183H149ZM162 184H163V185H162ZM176 184H177V183H176ZM208 184H209V183H208ZM212 184H213V183H212ZM221 184H223V183H221ZM221 184H220V182H219L218 184L215 183L214 185H215V186L218 185L217 188H220V187H221ZM11 185H12V184H11ZM19 185H20V184H19ZM30 185H31V184H30ZM83 185H84V183H83ZM120 185H121V184H120ZM128 185H129V184H128ZM140 185H141V184H140ZM151 185H154V184H151ZM167 185H168V184H167ZM179 185H180V184H179ZM197 185H198V184H196L195 186H197ZM210 185H211V184H210ZM224 185H225V184H224ZM227 185H228V184H227ZM227 185H225L223 188H225ZM245 185H246V184H245ZM248 185H249V184H248ZM253 185H254V184H253ZM255 185H256V184H255ZM262 185H263V184H262ZM0 186H1V184H0ZM4 186H5V185H3V187H4ZM20 186H21V185H20ZM24 186H23V187H24ZM26 186H27V185H26ZM31 186H32V185H31ZM40 186H41V185H40ZM42 186H43V185H42ZM58 186H59V185H58ZM62 186H63V185H62ZM77 186H78V185H77ZM80 186H82V185H80ZM131 186H132V185H131ZM133 186H134V185H133ZM144 186H145V185H144ZM146 186L148 187V186H150V185L147 184ZM146 186H145V187H146ZM161 186H160V187H161ZM169 186H170V185H169ZM199 186H200V185H199ZM230 186H231V185H230ZM242 186H243V188H242ZM246 186H247V185H246ZM5 187H7V185H6ZM5 187H4V188H5ZM13 187H15V186H13ZM32 187H33V186H32ZM38 187H39V184H38ZM38 187H36V188H38ZM53 187H54V186H53ZM60 187H61V186H60ZM69 187H70V186H69ZM69 187H68V189H70ZM73 187H75V186H73ZM73 187H72V188H73ZM85 187H86V186H85ZM85 187H82V188H84V189L86 190V188H88V187H86V188H85ZM122 187H123V186H122ZM122 187H121V188H122ZM127 187H128V186H127ZM138 187H139V186H138ZM141 187H142V186H141ZM151 187H152V186H151ZM165 187H167V186H165ZM179 187H180V186H179ZM205 187H206V185H205ZM208 187H209V186H208ZM260 187H261V186H260ZM4 188L2 189V187H0V189L3 190V191L0 190V193L2 192V193H7V194H8V193H9V188L7 187V188H8V191H7V189L5 188L7 192H6V191L4 192ZM11 188H12V187H11ZM11 188H10V189H11ZM15 188H16V187H15ZM30 188H31V187H30ZM46 188H48V187H46ZM51 188H52V186H51ZM55 188H58L57 185H56ZM63 188H64V187H63ZM129 188H130V187H129ZM131 188H132V187H131ZM152 188H153V187H152ZM154 188H155V186H154ZM161 188H162V187H161ZM167 188H168V187H167ZM171 188H173V186H171ZM175 188H177V187H175ZM187 188H188V187H187ZM193 188L195 189L194 186L192 187V189H193ZM199 188H200V187H199ZM232 188H233V185H232ZM234 188L236 189L235 186H234ZM246 188H247V187H246ZM246 188H245V189H246ZM17 189L19 190V188H16V190H17ZM26 189H27V188H26ZM26 189H25V190H26ZM28 189H29V188H28ZM28 189H27L26 191H27V192H30L31 189H29V191H28ZM33 189L35 190V188H32V190H33ZM41 189H42V188H41ZM41 189H40V190H41ZM49 189H50V187H49ZM49 189H48V190H49ZM53 189H54V188H53ZM59 189H60V188H58V193H59ZM65 189H66V188H64L63 190H65ZM73 189H74V188H73ZM78 189H81V187H80V188L78 187ZM122 189H123V188H122ZM122 189H121V190H122ZM145 189L147 190V188H145ZM159 189H160V188H159ZM173 189H174V188H173ZM173 189H171V190L173 191ZM210 189H211V188H210ZM245 189H244V191L242 190L243 193L246 191ZM259 189H260V188H259ZM263 189H264V188H263ZM11 190H12V189H11ZM13 190H14V189H13ZM22 190H24V189H22ZM32 190H31V191H32ZM42 190H43V189H42ZM48 190H45V192H46V191L48 192ZM51 190H52V189H51ZM51 190H50V192H51ZM55 190H56V189H55ZM75 190H76V188L74 189V192H75ZM82 190H83V189H82ZM140 190H142V189L140 188ZM143 190H144V189H143ZM148 190H149V189H148ZM162 190H164V189H162ZM171 190H169L168 192H170ZM206 190H207V189H206ZM220 190H221V188H220ZM227 190H228V189H227ZM52 191H53V190H52ZM68 191H71V192H72V189H71V190H68ZM78 191H79V190H78ZM78 191H77V192H78ZM128 191H129V190H128ZM151 191H152V195H153L154 192H153V190H151ZM154 191H155V190H154ZM157 191H158V190H157ZM172 191H171V192H172ZM179 191H180V190H179ZM179 191H178V189H177V191L174 189V192H173V193L170 192L171 194H173V195H171V196L175 197L176 195L174 196V194H177V197H178V196L180 195V194H179ZM187 191H188V189H187ZM187 191H186V192H187ZM209 191H210V190H209ZM224 191H226V190H224ZM258 191H259V190H258ZM12 192H13V191H12ZM20 192H22V191H20ZM24 192H25V191H24ZM32 192H33V191H32ZM34 192H36V191H34ZM43 192H44V190H43ZM43 192H42V194H43ZM45 192H44V193H45ZM56 192H57V190L55 191V193H56ZM66 192H67V191H66ZM79 192H80V191H79ZM79 192H78V193H79ZM114 192H115V191H114ZM123 192H124V190H123ZM129 192H130V191H129ZM133 192H134V191H133ZM159 192H160V191H159ZM161 192H163V191H161ZM165 192H166V189H165ZM176 192H178V193H176ZM181 192H182V191H180V193H181ZM183 192H184V191H183ZM196 192H197V191H196ZM198 192H199V191H198ZM198 192H197V193H198ZM200 192H201V194L203 195L202 191H200ZM200 192H199V193H200ZM204 192H205V191H204ZM222 192H223V191H222ZM231 192H232V191H231ZM234 192H235V190H234ZM240 192H241V191H240ZM248 192H250V191H248ZM256 192H257V191H256ZM22 193H23V192H22ZM30 193H31V192H30ZM48 193H49V192H48ZM62 193H63V195H64V192H62ZM136 193H137V192H136ZM139 193H140V192H139ZM144 193H147V192L144 191ZM149 193H150V195H151V192H149ZM216 193H217V190H216ZM226 193H227V191H226ZM238 193H239V192H238ZM238 193H237V194H238ZM245 193H246V192H245ZM245 193H244V196L246 197ZM7 194H6V195H7ZM9 194H11V192H10ZM16 194H17V193H16ZM16 194H14V196H15ZM23 194H24V193H23ZM25 194L27 195L26 192H25ZM37 194L39 195L40 193L38 192ZM42 194H40V196H41ZM51 194H52V193H51ZM68 194H69V192H68ZM121 194H122V193H121ZM126 194H129V193H126ZM130 194H131V193H130ZM133 194H134V193H133ZM140 194H141V193H140ZM140 194H139V195H140ZM147 194H148V193H147ZM155 194H156V193H155ZM155 194H154V196H155ZM158 194H159V193H158ZM162 194H163V193H162ZM162 194H161V195H162ZM167 194H168V193H166L165 195H167ZM218 194H219V192H218ZM228 194H229V193H228ZM233 194H234V193H233ZM240 194H241V193H240ZM6 195H5V196H6ZM46 195H47V194H46ZM46 195H42V196H43V197H42L43 200L45 199V196H46ZM61 195H62V194H61ZM63 195H62V196H63ZM66 195H67V194H66ZM77 195H78V194H77ZM110 195L112 196L113 194L110 193ZM114 195H115V194H114ZM117 195L119 196L118 193H117ZM124 195H125V194H124ZM134 195H135V194H134ZM137 195H138V194H137ZM144 195H146V194H144ZM169 195H170V194H169ZM181 195H183V193H181ZM181 195H180V196H181ZM194 195H195V191H194ZM198 195H200V194H198ZM216 195H217V194H216ZM241 195H242V194H241ZM258 195H260V194L258 193ZM261 195H262V194H261ZM7 196H9V195H7ZM7 196H6V197H7ZM19 196H21V195H19ZM23 196H24V195H23ZM33 196H34V195H33ZM35 196H36V195H35ZM35 196H34V197H35ZM50 196H51V195H50ZM56 196H57V194H56ZM64 196H65V195H64ZM70 196H71V195H70ZM80 196H81V195L79 194V197H78V196H77V198L75 197V198H76L75 200L79 199ZM125 196H126V195H125ZM142 196H143V194H142ZM180 196H179V198H178L179 200L182 198V197H180ZM200 196H201V195H200ZM200 196H199V197H196V198H195L194 196H193V197H194L195 199H197V198L200 199ZM217 196H218V195H217ZM217 196H216V197H217ZM222 196H223V194L221 195V197H222ZM225 196H226V195H225ZM232 196H237V195L234 194V195H232ZM247 196H248V195H247ZM11 197H12V196L8 197V201H9V202H10L11 200H14V201H15V199L18 198V196H17V198H14V197H13V199H12ZM15 197H16V196H15ZM46 197H47V196H46ZM48 197H49V196H48ZM48 197H47V198H48ZM66 197H67V196H66ZM83 197H84V196H83ZM119 197H120V196H119ZM127 197H128V196H126V198H127ZM135 197H136V195H135ZM143 197H144V196H143ZM143 197H142V198H143ZM147 197H148V196H147ZM177 197H176V198H177ZM184 197H185V196H184ZM184 197H183V198H184ZM189 197H191V196H189ZM189 197H188V199H189ZM193 197H191V198H193ZM204 197H206L205 194H204ZM211 197H212V196H211ZM223 197H224V196H223ZM249 197H250V196H249ZM255 197H256V196H255ZM10 198H11V200H10ZM29 198H31V197H29ZM36 198L38 199V197H36ZM42 198H40V199H42ZM59 198H61V197H59ZM94 198H95V197H94ZM99 198H100V197H99ZM106 198H107V197H106ZM115 198H116V197H113V199H115ZM123 198H124V197H123ZM123 198H121V200H122ZM126 198H125V200H126ZM130 198H131V195H130ZM130 198H129V199H130ZM132 198H133V197H132ZM155 198H158V199L160 198L161 200L163 199L162 196H161V197L156 196ZM155 198H152V199L154 200ZM164 198H166V196H164ZM209 198H210V197H208V199H209ZM236 198H237V197H236ZM236 198L233 197V199H232V198L230 197V199H231L233 202H234V199H236ZM238 198H239V197H238ZM242 198H243V197H242ZM258 198H259V197H258ZM258 198H257V199H258ZM261 198H262V196H261ZM261 198H259V199H261ZM0 199L3 201V200H4V195H2V197H0ZM6 199H7V198H6ZM23 199H26V198L21 197V199L18 198L17 201H18V200H19V201L21 200L20 202L22 203V200H23ZM32 199H33V197H32ZM49 199H50V198H49ZM53 199H54V197H53ZM61 199H62V198H61ZM80 199H81V198H80ZM80 199H79V200H80ZM108 199H110V198H108ZM149 199H151V198L149 197V198L146 199V200L148 201ZM158 199H157V201H158ZM168 199H169V198L167 197V199L165 200V202H164V201H161V200H159V202H160V203L164 202V203L167 204L166 201H168ZM178 199H175V200L172 199V200H173V202H174V201H177ZM195 199H193V200H195ZM201 199H202L201 202H202L203 200H205L204 202H205L206 204H208V203H207L208 201H207L206 198L204 199V198L202 197ZM212 199H213V201H217V200H219V199H217V198H216V199H215V198H212ZM226 199H228V198H226ZM230 199H228V200H230ZM247 199H248V197H246L245 200L247 201ZM259 199H258V202H260ZM35 200H36V199H35ZM38 200H39V199H38ZM64 200H65V199H64ZM70 200L73 201V198L70 199ZM70 200H69V203L71 202ZM82 200H83V199H82ZM115 200H116V199H115ZM127 200H128V199H127ZM133 200H134V199H133ZM138 200H139V199H138ZM144 200H145V198H144ZM170 200H171V199H169L167 205H172V206H170V207H173V208H174L173 205H175V204H172L173 202H172V200H171V201H170ZM181 200H182V199H181ZM181 200H180V201H181ZM185 200H186V199H185ZM223 200H224V198H223ZM239 200H240V199H239ZM239 200H238V201H239ZM243 200H244V199H241V202L239 201V203L241 204V203L243 202ZM245 200H244L243 204L245 203ZM248 200H249V199H248ZM4 201H7V200H4ZM8 201H7V203L9 204ZM24 201H25V200H24ZM26 201H28L29 204L32 202V200L30 201V200H28V199H27ZM36 201H37V200H36ZM45 201H46V200H45ZM57 201H58V200H57ZM77 201H78V200H77ZM84 201H85V200H84ZM100 201H101V200H100ZM105 201H106V200H105ZM108 201H109V200H108ZM118 201H119V200H118ZM128 201H129V200H128ZM136 201H137V200H136ZM155 201H156V199H155ZM157 201L155 202L156 205H154V206H157V205L159 204V203L157 204ZM180 201H178V202L181 204ZM191 201H192V199H191ZM191 201H190V203H191ZM198 201H200V200H198ZM206 201H207V202H206ZM209 201H211V198L209 199ZM213 201H211V202L213 203ZM224 201H225V200H224ZM224 201H223V202H224ZM236 201H237V200H236ZM0 202H1V201H0ZM33 202H34V204H35V201H34V200H33ZM40 202H41V201H40ZM47 202L49 203V201H47ZM52 202H53V201H52ZM52 202H51V203H52ZM55 202H56V200H55ZM74 202H75V201H74ZM82 202H83V201H82ZM93 202H94V201H93ZM101 202H102V201H101ZM101 202H100V203H101ZM123 202H124V201H123ZM132 202H133V201H132ZM134 202H135V201H134ZM148 202L151 203L152 200H151V201H148ZM182 202H183V201H182ZM226 202H227V201H226ZM249 202H250V201H249ZM1 203H2V205H3L4 202H1ZM5 203H6V202H5ZM5 203H4V206H5V205L8 206V204H5ZM11 203H12V201H11ZM11 203H10V206H11ZM21 203H19V205H20ZM38 203H39V202H38ZM53 203H54V202H53ZM56 203H57V202H56ZM63 203H64V202H63ZM88 203H89V202H88ZM106 203H107V202H106ZM106 203H105V204H106ZM126 203H127V202H126ZM135 203H136V202H135ZM138 203H139V202H138ZM141 203H142V202H141ZM143 203H144V202H143ZM149 203H148V205H150ZM153 203H154V202H153ZM175 203H176V202H175ZM185 203H186V202H185ZM199 203H200V202H199ZM205 203H204V204H205ZM212 203H209V204L211 205ZM214 203H217V202H214ZM214 203H213V204H214ZM220 203H222V202H220ZM220 203L218 202V204H220ZM230 203H231V202H230ZM250 203H251V202H250ZM261 203H263V202H261ZM12 204H14V203H12ZM24 204H25V203H24ZM26 204H27V203H26ZM26 204H25V205L21 204V205H22L21 207H23V206L27 207ZM32 204H33V203H32ZM44 204H45V203H44ZM64 204H65V203H64ZM71 204H73V203L71 202ZM78 204H79V203H78ZM97 204H98V202H97ZM110 204H111V202H110ZM119 204H120V203H119ZM124 204H125V203H124ZM166 204H165V206H166ZM176 204H177V203H176ZM180 204H178V206H180ZM209 204H208V205H209ZM213 204H212V206H213ZM233 204H234V203H233ZM237 204H238V203H237ZM240 204H239V205H240ZM243 204H242V205H243ZM247 204L249 205V203L246 202L245 205H247ZM256 204H257V203H256ZM30 205H31V204H30ZM35 205H37V203H36ZM38 205H41V203L38 204ZM38 205H37V206H38ZM47 205H48V204H47ZM50 205H51V204H50ZM52 205H53V204H52ZM61 205H62V204H61ZM61 205H60V206H61ZM65 205H66V204H65ZM76 205H77V203H76ZM80 205H81V203H80ZM84 205H85V204H84ZM86 205H88V204H86ZM93 205H94V204H93ZM93 205H92L91 207H93ZM116 205H117V204H116ZM125 205H126V204H125ZM130 205H131V204H130ZM135 205H136V204H135ZM143 205H144V204H143ZM143 205H142V206H143ZM146 205H147V204H146ZM146 205H145V206H146ZM159 205H160V204H159ZM162 205H163V204H162ZM181 205H182V204H181ZM185 205H186V204H185ZM190 205H192V204H190ZM198 205H199V204H198ZM215 205H217V204H215ZM227 205H228V202H227ZM227 205H226V206H227ZM250 205H251V204H250ZM260 205H262V204H260ZM10 206H8V208H9ZM37 206H34V208L36 207V208L38 209ZM42 206H43V205H42ZM45 206H46V205H45ZM48 206H49V205H48ZM48 206H47V207H48ZM57 206H58V205H57ZM67 206H69V205H67ZM67 206H66V207H67ZM119 206H120V205H119ZM126 206H127V205H126ZM152 206H153V205H152ZM152 206H148V207H152ZM160 206H161V205H160ZM160 206H159V207H160ZM163 206H164V205H163ZM165 206H164L165 210L169 209V208H166V207H169V206H166V207H165ZM187 206H188V205H187ZM235 206H236V205H235ZM251 206H253V205H251ZM251 206H250V207H251ZM256 206H257V205H256ZM262 206H263V205H262ZM2 207H3V206H2ZM2 207H0V210L6 208V207H5V208H2ZM21 207L18 209V206H17V204H16V206H15L14 208H12V210H11V208H10L11 211H10L8 208L5 209V210H7V211H10V212H8V214H7V211H5V212H3L4 210L0 211V212H3V213H5V214H7V215H5V214L0 213V215H5V216H6V217H5L6 219H7L8 216L11 217V215H9V214H13V212H15V214L13 215L14 218H13V216H12V218L9 217V219H7V220L5 219V222H2V223H4V224H6L5 227H4V224H3V226L1 225L2 228H4V229H5L6 227H9V228H7V230L9 229L8 231H11V232H8V236H10V234H12V236L15 235L16 237L21 238V239H18V240H20V242H21V241H26V243L28 244L27 241H29V244H30V241H31V243L33 242V244H35V245H36V244H38V245L40 244V247H41V245H42V248H44V247H43V244H44V245L46 244V246L49 244V246L53 247V246L50 245V244H56V243H58L57 241L59 240V237L62 239V237H61L62 235H66V234L69 235V234H70V233H65L64 231L59 232V230L64 229V228H62V227H61V229L59 228V230L56 231V229H50V228H49L50 226H49V227L46 226L48 223H47L46 225H44L46 222H51V223H53L54 221H56L57 219L54 220V219H53L54 217H50V216H46V215H41V214H40L41 212H40V213H37V212L29 211V210H28L29 208H28V209H24V207H23V209H21ZM47 207H46V209H47ZM50 207H51V206H50ZM66 207H65V208H66ZM70 207H71V206H70ZM73 207H75V206L73 205ZM80 207H81V206H80ZM88 207H90V206H88ZM94 207H97V206H94ZM104 207H105V205H104ZM111 207H112V205H111ZM123 207H124V205H123ZM123 207H122V209H124ZM140 207H141V206H140ZM175 207H177V205H175ZM181 207H183V206H181ZM184 207H185V206H184ZM192 207H193V206H192ZM194 207H195V206H194ZM215 207H216V206H215ZM222 207H224V206H222ZM229 207H230V204H229ZM233 207H234V205L232 206V209H233ZM238 207H239V206H238ZM243 207H244V206H243ZM243 207H242V208H243ZM247 207H248V206H245V208H247ZM250 207H249V208H250ZM257 207H259V206H257ZM39 208L42 209V207H39ZM55 208H56V207H55ZM55 208H54V211H55ZM59 208H60V207H59ZM59 208H58V209H59ZM116 208H118V207L116 206ZM177 208H178V207H177ZM195 208L197 209V205H196ZM198 208H199V207H198ZM239 208H240V207H239ZM245 208L243 209V211H244V210H247V209H248V211H249V208H247V209H245ZM259 208H261V207H259ZM15 209H16V211H14ZM31 209H32V208H31ZM43 209H45V207H44ZM48 209H49V208H48ZM75 209H76V208H75ZM78 209H79V208H78ZM86 209H87V208H86ZM90 209H91V208H90ZM120 209H121V208H120ZM139 209H140V208H139ZM143 209H144V208H143ZM143 209H142V210H143ZM152 209H153V208H152ZM154 209H155V208H154ZM154 209H153V210H154ZM170 209L173 210L172 208H170ZM185 209H186V208H185ZM207 209H209V208H207ZM219 209H220V208H219ZM223 209H224V208H223ZM226 209H227V208H225V212H226V211L229 212V210H228V209L226 210ZM252 209H253V208L250 209L249 213L252 212ZM64 210H65V209H64ZM64 210H63V211H64ZM71 210H72V209H71ZM76 210H77V209H76ZM80 210H81V209H79V211H80ZM98 210H99V209H98ZM108 210H109V209H108ZM113 210H114V209H113ZM113 210H112V211H113ZM124 210H126V209H124ZM130 210H131V209H130ZM150 210H151V209H150ZM155 210H156V212H157V208H156ZM175 210H176V209H175ZM201 210H202V209H201ZM204 210H205V209H204ZM209 210H210V209H209ZM209 210H208V212H209ZM212 210H213V209H212ZM221 210H222V209H221ZM221 210H220V211H221ZM234 210H235V208H234ZM263 210H264V209H263ZM263 210H262V211H263ZM12 211H13V212H12ZM37 211L39 212L40 210H37ZM46 211H47V210H46ZM59 211H60V210H59ZM86 211H87V210H86ZM96 211H97V210H96ZM110 211H111V210H110ZM127 211H128V209H127ZM136 211H138V209H136ZM168 211H169V210H168ZM178 211H179V210H178ZM178 211H176V212L179 213ZM181 211H182V210H181ZM186 211H187V210H186ZM205 211H206V210H205ZM205 211H204V212H205ZM243 211H241V209H240L239 212H240L241 214L238 213V211H237V213H235V220H237V221L239 220V221H240V219H241L243 216H245V215H242ZM254 211H255V210H254ZM254 211H253V212H254ZM259 211H260V210H259ZM262 211H261V212H262ZM11 212H12V213H11ZM47 212H48V211H47ZM57 212H58V211H57ZM67 212H68V211H67ZM70 212H71V211H70ZM70 212H69V213H70ZM77 212H78V211H77ZM93 212H95V211L93 210ZM99 212H100V211H99ZM115 212H116V211H115ZM115 212H114V213H115ZM117 212H118V211H117ZM122 212H123V211H122ZM122 212H121V214H122ZM164 212H165V211H164ZM174 212H175V211H174ZM189 212H191V211H189ZM199 212H200V211H199ZM202 212H203V211H202ZM214 212H215V209H214ZM221 212H222V211H221ZM230 212H232V211H230ZM230 212H229V213H230ZM245 212H246V211H245ZM261 212H260V214H261ZM16 213H17V216H19L18 218H16V216H15ZM19 213H20V214H19ZM45 213H46V212H45ZM58 213H59V212H58ZM60 213H61V211H60ZM64 213H65V211H64ZM81 213H82V211H81ZM81 213H80V215H81ZM90 213H92V211H91ZM95 213H96V212H95ZM107 213H109V212H107ZM119 213H120V212H119ZM123 213H124V212H123ZM134 213H135V212H134ZM134 213H133V214H134ZM152 213H153V212H152ZM180 213H181V212H180ZM209 213H211V212H209ZM78 214H79V212H78ZM82 214H83V213H82ZM104 214H106V213L104 212ZM115 214H117V213H115ZM155 214H156V213H155ZM162 214H165V213H162ZM162 214H160V215H162ZM169 214H172V213H170V211H169ZM173 214H174V213H173ZM175 214H176V213H175ZM188 214H189V213H188ZM199 214H200V215H199ZM206 214H207V213H205V214H203V213H202V214H201V213H198V214H196V216L199 215L198 217L202 218V216L205 215V216H207V217L209 218V214H208V215H206ZM212 214H213V213H212ZM226 214H227V213H225V216L228 215V214H227V215H226ZM245 214H246V213H245ZM20 215H21V216H20ZM49 215H50V214H49ZM55 215H56V214H55ZM60 215H61V214H60ZM62 215H63V214H62ZM87 215H88V214H87ZM107 215H108V214H107ZM110 215H112V214H110ZM113 215H114V214H113ZM122 215H123V214H122ZM124 215L127 216L128 214H126V212H125ZM131 215H132V214H131ZM157 215H158V214H156L155 216H157ZM177 215H178V214H176V216H177ZM181 215H182V214H181ZM192 215H195V214L192 213ZM201 215H202V216H201ZM210 215H211V214H210ZM216 215H217V214H215L214 216L212 215V217H213V218H214V217L216 218ZM220 215H221V214H220ZM251 215H253V214H251ZM251 215H250V216H251ZM78 216H79V215H78ZM82 216H83V215H82ZM84 216H86V215L84 214ZM114 216H115V215H114ZM117 216H118V215H117ZM126 216H125V217H126ZM135 216H136V215H135ZM147 216H148V215H146V217H147ZM158 216H159V215H158ZM169 216H170V215H169ZM174 216H175V215H174ZM174 216H171V217L173 218ZM178 216H179V215H178ZM196 216H194V217H196ZM205 216H204V217H205ZM229 216H230V215H229ZM250 216H249V217H250ZM254 216H257V215H254ZM259 216H260V215H259ZM261 216H262V215H261ZM0 217H1V216H0ZM3 217H4V216H3ZM3 217H2V218H3ZM57 217H58V216H57ZM63 217H64V215H63ZM86 217H87V216H86ZM123 217H124V216H123ZM144 217H145V216H144ZM163 217H164V215H163ZM165 217H166V216H165ZM171 217H169V218H171ZM186 217H189V216H187V214H186ZM212 217H210L211 220L213 219ZM246 217H247V216H246ZM15 218H16V219H15ZM73 218H74V217H73V215H72V219H73ZM79 218H80V217L77 218V216H76V219H79ZM82 218H83V217H82ZM84 218H85V217H84ZM91 218H92V216H91ZM97 218H98V217H97ZM104 218H105V217H104ZM148 218H150V216H149ZM159 218H160V217H158V219H159ZM184 218H185V217H184ZM208 218L205 217L204 220H203V219H201V220H203V221H205V220H209ZM215 218H214V219H215ZM218 218H219V217H218ZM233 218H234V215H233L232 219H233ZM243 218H244V217H243ZM252 218H253V216H252ZM259 218H260V217H259ZM60 219H61V218H59V220H60ZM92 219H93V218H92ZM128 219H130V218L128 217ZM134 219H135V218H134ZM134 219H133V220H134ZM156 219H157V218H156ZM166 219H167V221H168V218H166ZM174 219H175V218H174ZM186 219L188 220V218H186ZM190 219H191V217H190ZM214 219H213V222H212V223H214ZM220 219H221V218H220ZM246 219H249V218H246ZM0 220H1V219H0ZM51 220H52V221H51ZM53 220H54V221H53ZM61 220H62V219H61ZM70 220H71V219H70ZM80 220H81V219H80ZM80 220H79V221H80ZM82 220H83V219H82ZM96 220H97V219H96ZM101 220H102V219H101ZM107 220H108V219H107ZM110 220H111V219H110ZM133 220H132V227H134V226H133V225H134V224H133ZM153 220H154V219H153ZM181 220H182V218H181ZM184 220H185V219H184ZM211 220H209V221H210L209 223H211ZM216 220H217V219H215V221H216ZM223 220H224V218H223ZM243 220H245V218H244ZM254 220H255V218L253 219L252 222H254ZM257 220H258V218H257ZM35 221H36V222L38 221V222L42 223V225H41V224H37V225H38V226H37V225L35 224V223H36ZM57 221H58V220H57ZM57 221H56V222H57ZM68 221H69V220H68ZM75 221H77V220H75ZM103 221H104V220H103ZM113 221H114V220H113ZM115 221H116V220H115ZM130 221H131V220H130ZM158 221H159V220H158ZM177 221H178V220H177ZM192 221H193V220H192ZM195 221H196V220H195ZM232 221H233V220H232ZM250 221H251V220H250ZM250 221H249V222H250ZM262 221H264V220H262ZM58 222H60V221H58ZM58 222H57L56 225H58ZM69 222H70V221H69ZM84 222H85V221H84ZM84 222H83V223H84ZM97 222H98V220H97ZM100 222H101V221H100ZM111 222H112V221H111ZM122 222H123V220H122ZM154 222H155V221H153V224H155ZM161 222H162V221H161ZM173 222H174V221H173ZM173 222H172V223H173ZM206 222L208 223V221H206ZM216 222H217V221H216ZM216 222H215V224H217V223L220 224L219 222H217V223H216ZM228 222H229V221H228ZM233 222H234V221H233ZM249 222L247 221L248 224H249ZM257 222H258V221H257ZM259 222H261V221H259ZM2 223H0V224H2ZM33 223H34L36 226H34ZM51 223H50V224H51ZM66 223H67V222H66ZM75 223H76V222H75ZM98 223H99V222H98ZM103 223H104V222H103ZM136 223H137V222H135V224H136ZM158 223H160V222H158ZM166 223H167V222H166ZM182 223L185 224L184 222H182ZM186 223H187V222H186ZM189 223H190V221H189ZM199 223H200V222H199ZM209 223H208V224H209ZM250 223H251V222H250ZM255 223H256V222H255ZM255 223H254V224H255ZM31 224H33V225H31ZM50 224H49V225H50ZM54 224H55V222H54ZM60 224L62 225L63 222H61ZM78 224H79V223H78ZM95 224H97V223H95ZM109 224H110V223H109ZM115 224H117V223H115ZM161 224H162V223H161ZM173 224H174V223H173ZM173 224H172V225H173ZM176 224H177V223H176ZM195 224H196V223H195ZM197 224H198V223H197ZM203 224H204V223H203ZM223 224H224V223H223ZM261 224H262V223H261ZM56 225H55V226H56ZM64 225H65V224H64ZM64 225H63V226H64ZM70 225H71V224H70ZM83 225H84V224H83ZM86 225H87V224H86ZM93 225H94V224H93ZM99 225H100V224H99ZM158 225H159V224H158ZM178 225H179V223H178ZM201 225H202V224H201ZM206 225H207V224H206ZM224 225H226V224H224ZM245 225H246V224H245ZM262 225H263V224H262ZM52 226H53V225H52ZM68 226H69V225H68ZM73 226H74V225H73ZM81 226H82V225H81ZM94 226H95V225H94ZM114 226H115V225H114ZM128 226H129V224H128ZM153 226H154V225H153ZM169 226H170V225H169ZM181 226H183V225H181ZM184 226H185V225H184ZM186 226H187V224H186ZM190 226H191V225H190ZM208 226H210V225H207V227H208ZM213 226H214V224H213ZM230 226H231V224H230ZM232 226H233V225H232ZM236 226H237V225H236ZM248 226H249V225H248ZM33 227H35V228H33ZM47 227H48V228H47ZM64 227H65V226H64ZM87 227H88V226H87ZM91 227H92V225H91ZM97 227H98V226H97ZM104 227H106V226H104ZM135 227H136V226H135ZM155 227H156V226H155ZM163 227H164V226H163ZM199 227H200V226H199ZM199 227H198V228H199ZM205 227H206V226H205ZM224 227H225V226H224ZM254 227H255V226H254ZM260 227H261V225H260ZM68 228H71V227H68ZM73 228H74V227H73ZM75 228H76V227H75ZM78 228H79V227H78ZM85 228H86V227H85ZM98 228H99V227H98ZM106 228H107V227H106ZM111 228H112V227H111ZM111 228H110V229H111ZM139 228H140V227H139ZM159 228H160V227H158V229H159ZM164 228H165V227H164ZM167 228H168V225H167ZM176 228H177V227H176ZM179 228H180V226H179ZM181 228H182V227H181ZM191 228H192V227H191ZM194 228H195V225H194ZM200 228H202V227H200ZM200 228H199V229H200ZM210 228H211V226H210ZM212 228H213V227H212ZM216 228H217V225H216ZM232 228H233V229H237V227H236V228L232 227ZM239 228H240V227H239ZM247 228H250V227H247ZM0 229H1V228H0ZM66 229H67V225H66ZM71 229H72V228H71ZM95 229H96V228H95ZM112 229H113V228H112ZM112 229H111V230H112ZM136 229H138V228H136ZM136 229L134 228L135 231H136ZM146 229H147V228H146ZM155 229H156V228H155ZM168 229H169V228H168ZM170 229H171V227H170ZM170 229H169V231H170ZM172 229H173V227H172ZM172 229H171V230H172ZM204 229H205V228H203V231H204ZM226 229H228V228H226ZM233 229H231V231H234ZM256 229H258V226L256 227ZM256 229H255V230H256ZM262 229H264V228H262ZM1 230H3V229H1ZM1 230H0V231H1ZM64 230H65V229H64ZM67 230H68V229H67ZM97 230H99V229H97ZM103 230H104V229H103ZM106 230H107V229H106ZM131 230H132V229H131ZM131 230H130L129 232H131ZM147 230H149V229H147ZM159 230H160V229H159ZM161 230H163V229L161 228ZM164 230H165V229H164ZM164 230H163V232H164ZM173 230H174V229H173ZM173 230H172V231H173ZM175 230H176V229H175ZM178 230H179V229H178ZM181 230H182V229H181ZM184 230H185V229H184ZM187 230H188V229H187ZM190 230H191V229H190ZM207 230H208V229H207ZM211 230H212V229H211ZM216 230H217V229H216ZM71 231H73V230H71ZM74 231H75V229H74ZM78 231H79V230H77V232H78ZM87 231H88V230H87ZM90 231H91V230H90ZM95 231H96V230H95ZM125 231H126V230H125ZM150 231H151V230H150ZM169 231H167V232H169ZM188 231H189V230H188ZM191 231H192V230H191ZM195 231H196V229H195L194 232H193L194 234H195ZM198 231H199V230H198ZM212 231H214V230H212ZM218 231H220V230H218ZM222 231L224 232L225 230L223 229ZM237 231H238V229H237ZM253 231H254V230H253ZM1 232H2V231H1ZM3 232H4V231H3ZM69 232H70V231H69ZM81 232H82V233H80V232H79V233H80V234H83V231H82V230H81ZM91 232L94 233V231H91ZM99 232H101V230H100ZM108 232H109V231H108ZM127 232H128V231H127ZM139 232H140V231H139ZM139 232L137 233V235L139 234ZM148 232H149V231H148ZM161 232H162V231H161ZM176 232H177V231H176ZM176 232H175V233H176ZM206 232H207V231H206ZM223 232H222V233H223ZM256 232H257V231H256ZM5 233H7V232H5ZM9 233H10V234H9ZM73 233H74V232H73ZM75 233H76V231H75ZM75 233H74V234H75ZM84 233H85V232H84ZM86 233H87V232H86ZM86 233H85V234H86ZM104 233H105V232H104ZM106 233H107V232H106ZM111 233H113V232H111ZM120 233H121V232H120ZM150 233H152V232H150ZM153 233H155V232H153ZM156 233H157V232H156ZM156 233H155V234H156ZM158 233H159V231H158ZM169 233H171V232H169ZM175 233L173 234L174 236H176ZM181 233H183V231H182ZM204 233H205V232H204ZM207 233H208V232H207ZM220 233H221V232H220ZM220 233H219V234H220ZM225 233H227V232H225ZM225 233H224V234H225ZM246 233L249 234L248 232H246ZM257 233H258V232H257ZM71 234H72V233H71ZM71 234H70V236H71ZM87 234H90V233L88 232ZM95 234H96V233H95ZM128 234H129V233H128ZM161 234H162V233H161ZM163 234H164V233H163ZM177 234H178V233H177ZM183 234H184V233H183ZM188 234H189V233H188ZM197 234H198V233H197ZM217 234H218V232H217ZM227 234H228V233H227ZM229 234H230V233H229ZM236 234H238V233H236ZM241 234H242V233H241ZM263 234H264V233H263ZM0 235H3V234L1 233ZM6 235H7V234H6ZM68 235H67V236H68ZM78 235H79V234H78ZM90 235H92V233H91ZM113 235H114V234H113ZM113 235H112V236H113ZM116 235H117V234H116ZM123 235H124V234H123ZM130 235H131V233H130ZM132 235H133V233H132ZM135 235H136V234H135ZM139 235H141V234H139ZM145 235H146V232H145ZM151 235H153V234H151ZM166 235H168V234H166ZM166 235H165V237H166ZM169 235H170V234H169ZM171 235H172V234H171ZM178 235L181 236L180 234H178ZM185 235H186V234H185ZM185 235H184V236H185ZM190 235H191V234H190ZM192 235H193V234H192ZM214 235H215V234H214ZM222 235H223V234H222ZM239 235H240V232H239ZM15 236H14V237H15ZM75 236H76V234H75ZM80 236H81V235H80ZM96 236H97V235H96ZM117 236H119V233H118ZM117 236H116V237H117ZM124 236H125V235H124ZM154 236H155V235H154ZM186 236H187V235H186ZM194 236H195V235H194ZM201 236H202V235H201ZM211 236H212V235H211ZM225 236H227V235H225ZM228 236H229V235H228ZM234 236H235V235H234ZM234 236H233V238L236 237V236H235V237H234ZM247 236H248V235H247ZM251 236H252V234H251ZM14 237H12V238H13V239H16V238H14ZM83 237H84V236H83ZM89 237H90V236H89ZM92 237H95V235L93 234ZM135 237H136V236H135ZM143 237H144V236H143ZM157 237H160V235L157 236ZM163 237H164V236H163ZM163 237H162V235H161L162 240L164 239V242H165V238H163ZM172 237H173V236H172ZM187 237H188V236H187ZM189 237H190V236H189ZM202 237H203V236H202ZM215 237L217 238V236H215ZM261 237H264V235H263V236L261 235ZM261 237H259V238L262 239ZM3 238H4V237H3ZM6 238H7V237H6ZM67 238H69V236H68ZM67 238H66V239H67ZM97 238H98V237H97ZM114 238H115V237H114ZM119 238H121V237H119ZM130 238H131V236H130ZM136 238H138V237H136ZM140 238H141V237H140ZM140 238H139V239H140ZM144 238H145V237H144ZM144 238H143V239H144ZM147 238H148V237H147ZM191 238L193 239V237H191ZM198 238H199V237H198ZM205 238H206V237H205ZM212 238H213V237H212ZM220 238H221V237H219V239H220ZM224 238H225V237H224ZM231 238H232V235H231ZM248 238H249V236H248ZM0 239H1V238H0ZM7 239H8V238H7ZM61 239H60V240H61ZM66 239H64V240H66ZM76 239H78L77 236L74 237V236L72 235L71 238H69V240L67 241V243H69V242H70V243H72V242L75 243ZM80 239H81L80 242H82L83 240H82L81 237H80ZM94 239H95V238H94ZM158 239H160V238H158ZM167 239H168V238H167ZM176 239H177V238H176ZM176 239H173L172 241L175 240V242H176ZM181 239L183 240V238H181ZM181 239H180V240H181ZM201 239H202V238H201ZM213 239H214V238H213ZM253 239H254V238H253ZM3 240H4V239H3ZM5 240H6V239H5ZM9 240H10V239H9ZM16 240H17V239H16ZM60 240H59V241H60ZM88 240H89V239H88ZM131 240H132V239H131ZM134 240H135V239H134ZM153 240H154V239H153ZM162 240H161V241H162ZM169 240H170V238L168 239V241H169ZM193 240H194V239H193ZM197 240H198V239H197ZM217 240H218V239H217ZM217 240H216V241H217ZM220 240H221V239H220ZM222 240H223V239H222ZM236 240H237V239H236ZM241 240H243V239H241ZM248 240H249V239H248ZM250 240H251V241H250L249 243H248L247 241H244V242H246V243H248V244H251V245L253 246V247H251V245L248 246V248L250 249L249 251H251L253 248H254V250H255L256 247H257L256 245H257L261 240H258L259 242H258L257 244H252L251 242L254 241V240H252V239H250ZM256 240H257V239H256ZM61 241H62V240H61ZM89 241H90V240H89ZM93 241H94V240H93ZM135 241H136V240H135ZM143 241H144V240H143ZM145 241H146V240H145ZM158 241H159V240H158ZM177 241H178V240H177ZM185 241H186V240H185ZM199 241H200V240H199ZM201 241H202V240H201ZM204 241H205V239H204ZM211 241H212V240H211ZM218 241H219V240H218ZM232 241H233V239H232ZM234 241H235V240H234ZM11 242H12V241H11ZM118 242H119V241H118ZM118 242H117V240H116L115 243L117 244ZM146 242H147V241H146ZM146 242H144V246H145V243H146ZM170 242H171V241H170ZM175 242H173V244H174ZM182 242H183V241H182ZM237 242H238V241H237ZM239 242H240V241H239ZM256 242H257V241H256ZM2 243H3V242H2ZM7 243H8V242H7ZM9 243H10V242H9ZM12 243H13V242H12ZM26 243H25V244H26ZM67 243H66V244H67ZM73 243H72V244H73ZM134 243H135V242H134ZM134 243H131V244H134ZM189 243H191V242L189 241ZM199 243H200V242H199ZM204 243H205V242H204ZM207 243H209V242H207ZM212 243H213V241H212ZM231 243H232V242H231ZM242 243H243V241L240 242L241 245H242ZM246 243H244V244H246ZM260 243H261V242H260ZM13 244H14V243H13ZM15 244H17V243L15 242ZM19 244H20V243H19ZM27 244H26V245H27ZM79 244H80V243H79ZM136 244H137V243H136ZM140 244H141V243H140ZM146 244H147V243H146ZM149 244H150V243H149ZM155 244H156V243H155ZM159 244H160V245H159ZM159 244H158V245L161 246V243H159ZM164 244H165V243H164ZM170 244L172 245V242H171ZM170 244H168V245H170ZM175 244H176V246H178V248H179L180 245H178V242L175 243ZM175 244L173 245V247L175 246ZM180 244H181V243H180ZM193 244H195V243H193ZM200 244H202V243H200ZM205 244H206V243H205ZM210 244H211V242H210ZM213 244H214V243H213ZM216 244H217V243H216ZM216 244H215V245H216ZM219 244H220V243H219ZM219 244H217V246H219ZM222 244H223V243H222ZM225 244H226V242H225ZM228 244H229V243H228ZM237 244H238V243H237ZM244 244H243L242 246H243V249L246 250L248 244L246 245V248H244V246H245ZM2 245H3V244H2ZM22 245H23V244H22ZM30 245H31V244H30ZM81 245H82V244H81ZM114 245H115V244H114ZM114 245H113V247H114ZM118 245H119V243H118ZM118 245H117V247L119 248ZM151 245H152V243L150 244V246H151ZM168 245H167V246H168ZM171 245H170V246H171ZM196 245H197V243H196ZM220 245H221V244H220ZM226 245H227V244H226ZM254 245H255V246H254ZM258 245H259V244H258ZM260 245H262V244H260ZM16 246H17V245H16ZM18 246H19V245H18ZM49 246H48V247H49ZM54 246H55V245H54ZM61 246H62V245H61ZM64 246H65V245H64ZM77 246H78V245H77ZM79 246H80V245H79ZM132 246H133V245H132ZM132 246H130V247H132ZM139 246H140V245H139ZM153 246H154V245H153ZM167 246H166V247H167ZM188 246H189V245H188ZM188 246H186V248H187ZM204 246H205V245H204ZM207 246H208V245H207ZM228 246H229V245H228ZM230 246H231V245H230ZM5 247H6V246H5ZM7 247H9V246H7ZM19 247H21V246H19ZM25 247H26V246H25ZM65 247H66V246H65ZM68 247H69V245H68ZM134 247H135V245H134ZM164 247H165V246H164ZM164 247H161V248L163 249ZM181 247H182V246H181ZM195 247H196V246H195ZM197 247H198V246H197ZM197 247H196V248H197ZM200 247H201V245H200ZM214 247H215V246H214ZM222 247H223V246H222ZM29 248H30V247H29ZM57 248H58V247H57ZM70 248H71V247H70ZM77 248H78V247H77ZM120 248H121V246H120ZM123 248H124V245H123ZM127 248H128V247H127ZM127 248H126V249H127ZM142 248H143V246H142ZM157 248H158V247H157ZM157 248H156V249H157ZM159 248H160V247H159ZM167 248H168V247H167ZM182 248H184V247H182ZM189 248H191V245L189 246ZM198 248H199V247H198ZM210 248H211V247H210ZM210 248H209V251H210ZM212 248H213V245H212ZM257 248H258V250H257V252H258V251L260 250V247H257ZM1 249H2V248H1ZM1 249H0V251H1ZM11 249L13 250V248H11ZM15 249H16V248H14V250H15ZM23 249H24V248H23ZM26 249H27V247H26ZM26 249H24V250H26ZM36 249H37V248H36ZM46 249H47V247H46ZM49 249H50V248H49ZM49 249H48V250H49ZM53 249H54V248H53ZM66 249H67V248H66ZM73 249H74V248H73ZM134 249H135V248H134ZM136 249H137V248H136ZM138 249L141 250L140 248H138ZM147 249H148V247H147ZM150 249H152V248H150ZM153 249L155 250V248H153ZM175 249H177V248H175ZM179 249H180V248H179ZM192 249H193V248H192ZM261 249H262V248H261ZM7 250H8V249H7ZM30 250H31V249H30ZM32 250H34V249L32 248ZM38 250H39V248H38ZM43 250H44V249H43ZM58 250H59V249H58ZM61 250H62V249H61ZM64 250H65V249L63 248V252H64ZM69 250H70V249H69ZM119 250H120V249H119ZM139 250H137V251H139ZM148 250H149V249H148ZM158 250H159V249H158ZM163 250H164V249H163ZM180 250H181V249H180ZM188 250H189V249H188ZM195 250H196V249H195ZM199 250H200V249H199ZM213 250H214V249H213ZM225 250H226V249H225ZM229 250H230V248H229ZM245 250H244V251H245ZM254 250L251 251L252 254L254 253ZM262 250H263V249H262ZM9 251H10V249H9ZM34 251H35V250H34ZM41 251H42V250H41ZM49 251H50V250H49ZM51 251L53 252V250H51ZM56 251H57V250H56ZM66 251H67V250H66ZM66 251H65V252H66ZM143 251H144V249H143ZM145 251H146V250H145ZM145 251H144V253H145ZM165 251H166V250H165ZM176 251H178V249H177ZM181 251H182V250H181ZM181 251H180V252H181ZM191 251H192V250H191ZM196 251L198 252V250H196ZM218 251H219V250H218ZM222 251H223V250H222ZM222 251H221V252H222ZM227 251H228V249H227ZM240 251H241V250H240ZM240 251H239V252H240ZM247 251H248V249H247ZM255 251H256V250H255ZM4 252H5V251H4ZM6 252H8V251H6ZM6 252H5V253H6ZM12 252H13V251H12ZM16 252H17V251H16ZM21 252H23V250H22ZM24 252H25V251H24ZM31 252H32V251H31ZM43 252H44V251H43ZM45 252H46V251H45ZM52 252H50V253H52ZM63 252H62V253H63ZM160 252H161V251H160ZM180 252L178 251V254H179ZM182 252L185 253V252H187V251L184 250V251H182ZM182 252H181V253H182ZM188 252H189V251H188ZM210 252H211V251H210ZM214 252H216V251H214ZM214 252H213V253H214ZM230 252H231V251H230ZM230 252H229V253H230ZM242 252H243V251H242ZM242 252H240V253H242ZM245 252H246V251H245ZM0 253H2V252H0ZM5 253H3V254H5ZM10 253H11V252H10ZM19 253H20V252H19ZM46 253H47V252H46ZM68 253H70V252L68 251ZM68 253H67V254H68ZM77 253H79V252H77ZM142 253H143V252H141L140 254H142ZM146 253H147V251H146ZM148 253H150V255H151V252H148ZM155 253H156V252H155ZM157 253H159V252H157ZM162 253H163V252H162ZM174 253H175V252H174ZM181 253L179 254V256L182 255L181 258L183 259V253H182V254H181ZM194 253H195V252H194ZM198 253H200V252H198ZM247 253L251 254L250 252H247ZM258 253H259V252H258ZM7 254H9V253H7ZM40 254H41V253H40ZM43 254H44V253H43ZM43 254H42V255H43ZM59 254L61 255V252H60ZM59 254H58L57 257L60 256ZM65 254H66V253H64V255H65ZM67 254H66V255H67ZM72 254H73V253H72ZM72 254H71V255H72ZM126 254H127V253H126ZM126 254H125V255H126ZM138 254H139V253H138ZM153 254H154V253H153ZM178 254L176 253V255H178ZM186 254L188 255V253H185V256H184L185 258H186V256H187ZM192 254H193V253H191L190 257H191V256H194V255H192ZM202 254H203V252H202ZM202 254H201V255H202ZM219 254H220V253H219ZM219 254H215V255H219ZM222 254H223V253H222ZM222 254H220V255H222ZM224 254H225V253H224ZM252 254H251V255H252ZM255 254H257V253L255 252ZM13 255H14V254H12V256H13ZM16 255H17V254H16ZM47 255H49V254H47ZM80 255H81V254H80ZM156 255H157V254H156ZM165 255H166V254H165ZM211 255H212V254H211ZM215 255L212 256V259H214V257H216ZM239 255L241 256L242 254H239ZM247 255H248V254H247ZM251 255H249V256H251ZM259 255H260V254H259ZM4 256H5V255H4ZM26 256H27V255H26ZM45 256H46V255H45ZM49 256H50V255H49ZM61 256H63V255H61ZM61 256H60V257H61ZM68 256H70V255H68ZM77 256H79V255H77ZM137 256H138V255H137ZM145 256H146V255H145ZM151 256H152V255H151ZM163 256H164V255H163ZM174 256H175V255H174ZM222 256H223V255H222ZM227 256H228V255H227ZM229 256H230V255H229ZM253 256H254V255H253ZM21 257H22V256H21ZM35 257H36V255H35ZM35 257H34V258H35ZM51 257H52V256H51ZM55 257H56V256H55ZM63 257H64V256H63ZM70 257H71V256H70ZM122 257H124V254H123ZM134 257L136 258L135 255H134ZM134 257H133V258H134ZM138 257H139V256H138ZM152 257H153V256H152ZM160 257H161V256H160ZM166 257H168V256H166ZM194 257H195V256H194ZM202 257H203V255H202ZM210 257H211V256H210ZM217 257H218V256H217ZM219 257H220V256H219ZM242 257H243V255H242ZM255 257H256V255H255ZM255 257H254V258H255ZM261 257H262V256H261ZM8 258H9V257H8ZM24 258H25V257H24ZM26 258H27V257H26ZM40 258L42 259L43 257L41 256ZM66 258H67V256H66ZM68 258H69V257H68ZM72 258H73V256H72ZM72 258H71V259H72ZM124 258H125V257H124ZM147 258H148V257H147ZM158 258H159V257H158ZM181 258H180V259H181ZM188 258H189V256H188ZM203 258H206V255H205ZM231 258H232V257H231ZM238 258H239V257H238ZM238 258H235V260L238 259ZM243 258H244V257H243ZM243 258H242V259H243ZM254 258H253V259H254ZM256 258H258V257H256ZM11 259H12V258H11ZM11 259H9V261H10ZM50 259H51V258H50ZM74 259H75V258H74ZM74 259H73V260H74ZM122 259H123V258H122ZM137 259H138V258H137ZM139 259H140V257H139ZM162 259H164V258H162ZM162 259H161V260H162ZM169 259L171 260V258H169ZM178 259H179V258H178ZM178 259H177V262H176V263H179V260H178ZM193 259H194V258L192 257V260H193ZM197 259H198V258H197ZM197 259H196V260H197ZM201 259H202V258H201ZM212 259H211V260H212ZM220 259H221V258H220ZM229 259H230V258H229ZM240 259H241V257H240ZM240 259H238V260L240 261ZM244 259H246V257H245ZM258 259H259V258H258ZM1 260H2V259H1ZM6 260H7V259H6ZM16 260H17V259H16ZM18 260H19V259H18ZM23 260H24V259H23ZM25 260H26V259H25ZM56 260H57V259H56ZM64 260H65V259H63V261H64ZM161 260L159 261L160 264L162 263ZM167 260H168V258H167ZM190 260H191V259H190ZM190 260H188V262H187L188 264H189V261H190ZM230 260H231V259H230ZM232 260H233V258H232ZM250 260H251V259H250ZM254 260H256V259H254ZM254 260H251V262H253ZM263 260H264V259H263ZM12 261H13V260H12ZM45 261H46V259H45ZM63 261H61V262H63ZM66 261H67V259H66ZM78 261H79V260H78ZM123 261H124V260H123ZM123 261H122V262H123ZM155 261L158 262L157 260H155ZM175 261H176V258H175ZM175 261H174V264H175ZM185 261H187V260L185 259ZM205 261H207V260H205ZM205 261H204V262H205ZM219 261H220V260H219ZM236 261H237V260H236ZM19 262H21V260H20ZM19 262H17V263L19 264ZM50 262H51V261H50ZM52 262H54V261H52ZM69 262H70V261H69ZM72 262H73V261H72ZM74 262H75V260H74ZM135 262H136V261H135ZM135 262H134V264H135ZM137 262H138V260H137ZM153 262H154V261H153ZM165 262H166V261H165ZM169 262H170V261H169ZM171 262H172V261H171ZM181 262H184V261H181ZM194 262H195V261H193L192 263H194ZM201 262H202V260H201ZM227 262H228V261H227ZM242 262H243V261H242ZM242 262H241V263H242ZM245 262H246V261H245ZM247 262H248V261H247ZM249 262H250V261H249ZM251 262H250V263H251ZM255 262H257V261H255ZM0 263H1V262H0ZM21 263H22V262H21ZM21 263H20V264H21ZM47 263H49V262H47ZM80 263H81V260H80L79 264H80ZM151 263H152V261H151ZM166 263H167V262H166ZM205 263H207V262H205ZM210 263H211V262H210ZM220 263H221V262H220ZM224 263H225V262H224ZM233 263H235L234 260H233ZM253 263H254V262H253ZM257 263H258V262H257ZM260 263H262V261H260ZM10 264H11V263H10ZM13 264H14V263H13ZM15 264H16V263H15ZM63 264H64V263H63ZM71 264H72V263H71ZM76 264H77V263H76ZM81 264H82V263H81ZM83 264H84V263H83ZM85 264H86V263H85ZM87 264H88V263H87ZM117 264H118V263H117ZM120 264H121V263H120ZM136 264H138V263H136ZM152 264H153V263H152ZM163 264H164V263H163ZM182 264H183V263H182ZM203 264H204V263H203ZM208 264H209V262H208ZM214 264H215V263H214ZM216 264H217V263H216ZM229 264H231V263H229ZM236 264H238V263H236ZM243 264H244V263H243Z\"/></svg>",
    "mask_w": 264,
    "mask_h": 264
}]
</instances>
